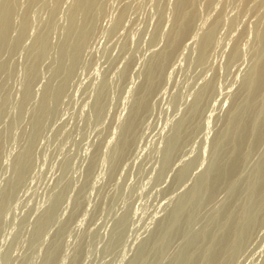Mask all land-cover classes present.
Wrapping results in <instances>:
<instances>
[{"label":"rangeland","instance_id":"374dc122","mask_svg":"<svg viewBox=\"0 0 264 264\" xmlns=\"http://www.w3.org/2000/svg\"><path fill=\"white\" fill-rule=\"evenodd\" d=\"M3 1L4 0H0V7H1V5H2V3H3ZM16 2H19V3H16L15 5H17L16 6V8H18L17 10H15V7H14V10L15 11H17L15 14H13L12 16L14 17H12L14 20H12V23L13 22H15L14 24H12V25H14V27H13V29L11 30V35L9 34V36L10 37H8V45L6 44V46H9L10 45V41H11V44H12V41H13V44H15L16 45V43H17V45L15 46V45H10V47H6V46H4V49L3 50H1L0 52H1V55H0V57L1 58H3L2 60H1V58H0V75L2 74V76H0V79H1V81H0V95H2V96H0V122L2 121V119H3V121L1 122V124H0V164H1V166H0V211L3 213H1L0 212V233H1V236L3 237V239H2V237L0 236V264H15V262H16V264H42V263H40V262H44L46 259L45 258H47V256H48V260L49 259H53V261L51 262H47L48 260H46V262H47V264L49 263V264H54V262L56 261L58 264H134L135 262H136V258L138 259L139 257L138 256H140L141 254L140 253H142L143 251H144V247H146L148 244H151V240H148V239H152V237L156 234L155 232H157L158 231V227H160V225L164 222L163 220L165 219V220H167L166 218L167 217H169V215L171 214V212H172V208H174L173 207V205L176 207L177 205H178V202H179V204H183L184 203V201L182 202L181 201V203H180V201L179 200H182L183 198H184V193H185V195H187V193H189L190 191L188 190V189H190V188H193L194 187V185H195V183L196 182H193V181H197L198 182V180H196V179H198V178H200V177H202L203 175H204V173H206L207 171L206 170H208L207 169V167L209 168L210 167V164H211V162H212V157H213V145H214V143H212L214 140H216L215 138L218 136V135H213V134H219L220 132L219 131H222L223 129H222V127L224 128V123L223 124H221L222 122H225V120H226V116H228V114H229V111L231 110V107H232V102H233V98L236 96V94L240 91V87L242 86V82H243V78H242V74H244L245 75V72L247 71V73H248V67H249V69H250V67H251V62L253 61V48L254 47H256V46H254L253 44V40L254 39H252V38H254V33L253 32H255V27H256V24L257 23H255V22H257V19H260L261 18V15H263L264 14V5H262L261 4V0H259V2H257L258 4H254V2H255V0H250V1H248V2H246L245 3V0H214L213 1V3H212V5H211V9L212 10H217V12L219 13H217L216 12V14H215V11H213L212 12V10H208L207 12L206 11H204V9L205 8H203V9H201V10H203L204 12H202L201 10H199L200 12H201V15L199 16V18L202 16V18H200V20H199V18L197 19L198 21V24H196V26H197V28L195 27V33H194V36H193V34H192V37L191 38H193V39H191L190 38V36L188 37V38H186L187 40V42H183V43H185V46L184 45H181L182 47H184V48H187V46L186 45H188L189 47H188V49H184V48H182V50H181V46L179 47V50L177 51V53L174 55V57L171 59V61H173L174 60V62H169V64L167 65L168 66V68H166V74H168L167 73V71L171 74V78H170V75L168 76V75H165L166 77H167V79H165V80H167V84H165V86L162 84V82H161V84H159V86L160 87H162V88H157L156 87V89L157 90H154V93L153 94H151V96H150V99H151V97L154 95V99L152 98L151 99V101L153 100V102H151L150 101V99H149V101H150V103L152 104H154V101L156 102H158V100L161 102H158V103H155L156 104V106H155V104L154 105H150V104H148V107L146 108V109H144V110H146L147 111V115H146V112H144L143 111V114L145 113V115H144V117L145 118H148V117H150V119L148 118V119H146V120H148L147 121V123H145L146 121H143V120H145V118L144 117H142V113L139 115V125H137V127L139 126V128L141 127H143L142 128V130L141 129H139V128H136V131H135V133L136 134H139V135H134V138H133V142H135L134 140L136 139V141L137 142H135V143H133V144H131L130 145V149L132 150L133 148V150H135L134 152L136 153H134L133 151H131L130 150V152L129 151H126V155L123 153V155H121V156H123V158H124V155H125V157L126 156H128V152H129V156L131 155H133L131 158L128 156V157H126L127 158V160H125V158L124 159H122L121 158V156H119V154H118V151H117V147H118V145H117V143L119 142V141H121V138H122V135L124 134L123 133V131L121 132V130H123L124 128H125V126L128 124V122L127 121H129L128 119L130 118V115H131V111H132V109H130L129 107L131 106L132 108L134 107V104H135V102H136V100H137V94L139 95V89H141V87H142V83L144 82V80H145V78L144 79H142V81H141V78L143 77V75H144V77H145V74L144 73H146V70H147V67H148V65L147 64H149V61H150V59L153 57V55L155 54V53H157V51L159 50V49H163V48H160V46H164V44H166V41H165V38L164 37H162V36H160L159 38H156L155 36H154V34H157V32H161L162 31V29L161 28H163L162 26H165V28H163V33H168L170 30H171V28L172 27H170V26H173V21L174 20H172L171 21V19H172V17H174V13H172L173 11H174V7L173 6H175V0L173 1V0H147V2H146V0H122L123 1V3H122V1L120 0V2L118 1H115V0H105L104 1V3H106L105 5H104V3H103V5H102V1L103 0H101V5L103 6L102 7V12L100 13V15L98 16V18H97V26L95 27V29L92 31V35L90 34V36H92V40L93 41H91V43L89 42V40L87 41V44H89V46L87 45V46H85V48H83V49H86L87 47H89L88 48V50H90L91 51V46H93V48H92V51L90 52V51H88L87 49L84 51L83 49H82V51H84V54L81 52V55H80V65H79V63H75L74 65L76 66L77 65V67L79 68V66L81 67V61L83 60L85 63V67L87 68V66L89 65L90 67L89 68H85L84 66H82L80 69H78L77 67H76V70L78 71V72H76L75 73V66H73V69H74V73L72 74V71L70 72L72 75H70V77L68 78V73H66V72H64V70L61 68L60 69V67H61V65L62 64H60V63H62L61 61H62V54H61V45H60V43H62V39H64V36H65V33L64 32H66L65 31V29H66V26L67 25H69V24H67V22H69V20L67 21V19H69L68 18V16H66L67 15V12L69 13V6L71 5V4H73L72 2L73 1H75V0H70L71 1V4H70V1L69 0H59V1H63V3L62 2H58V0H45L46 1V3H51V5L49 4L48 6H47V4L45 3V1L44 0H39V1H35L34 3H36L35 4V8L33 7V4L31 3V0H15ZM44 3H43V2ZM107 1H109V2H107ZM149 1H150V3H149ZM156 1V2H155ZM201 1V3L200 4H198V8L200 9V8H202V7H205L207 4H206V2L204 1V0H200ZM199 1V2H200ZM207 1V0H206ZM221 1V2H220ZM224 1V2H223ZM23 2H24V5H23ZM41 4H40V3ZM68 2V3H67ZM115 2V3H114ZM126 2H127V4H126ZM129 2V3H128ZM144 4H143V3ZM152 2V3H151ZM166 2V3H165ZM168 2V3H167ZM234 2V3H233ZM237 2V3H236ZM249 2H250V5H252L251 7H250V5H247V7H246V9H252V11H250V10H246L245 9V11H247V12H245L244 11V9H242V7L243 6H246V4H249ZM14 3V2H13ZM30 3H31V5H30ZM38 3V4H37ZM56 3V4H55ZM58 3V4H57ZM109 3H111V4H109ZM119 3V4H118ZM122 3V4H121ZM205 3V4H204ZM216 3V4H215ZM239 3H241L242 5H240ZM253 3V4H252ZM259 3L261 4V7L259 6V7H256L257 5H259ZM264 3V2H263ZM19 4V5H18ZM26 4V5H25ZM28 4V5H27ZM43 4H45V6L43 5ZM55 4V5H54ZM121 4V5H120ZM136 4V5H135ZM167 6L168 8H166L165 9V7H164V9L162 8V6ZM164 4V5H163ZM203 4V5H202ZM235 4V5H234ZM238 4V5H237ZM14 4H13V6H15ZM22 5H23V7H22ZM38 5V6H37ZM40 5V6H39ZM57 5V6H56ZM67 5V6H66ZM108 5V8L107 7H105V6H107ZM110 5V6H109ZM118 5V6H117ZM124 5H125V7H124ZM129 5V6H128ZM146 5V6H145ZM148 5V6H147ZM158 5V6H157ZM170 5V6H169ZM172 5V6H171ZM202 5V7H199V6H201ZM218 7H217V6ZM220 5V6H219ZM224 5V6H223ZM232 5V6H231ZM234 5V6H233ZM27 6V7H26ZM52 6H53V9H52ZM115 6V7H114ZM116 6L118 7V8H116ZM131 6V7H130ZM136 6V7H135ZM140 6H141V8H140ZM157 6V7H156ZM160 6H161V8H160ZM249 6V7H248ZM253 6H255L256 8H252ZM21 7V8H20ZM25 7V8H24ZM30 7V8H29ZM44 8L43 9V11H45V13L42 11V9L40 10V11H38L39 9L38 8ZM54 7H56V8H54ZM124 7V9H122ZM135 7V8H134ZM213 7V8H212ZM216 9H215V8ZM223 9H222V8ZM229 7V8H228ZM50 10H49V9ZM59 8V9H58ZM62 8V9H61ZM104 8V9H103ZM105 8H106V10H105ZM136 8H140V9H138V10H136ZM145 8V9H144ZM162 9L163 11H164V13L166 14H162L163 13V11H162V15L159 13V11L158 10H160V9ZM210 9L209 7H208V5L206 6V9ZM244 8V7H243ZM26 9H27V11H28V13H26V14H28V16L25 14V11H26ZM56 10V13H53V12H55V11H53V10ZM64 9V10H63ZM153 9V10H152ZM157 9V10H156ZM171 9V10H170ZM205 9V10H206ZM226 9V10H225ZM228 9V10H227ZM232 11H231V10ZM234 9H235V11H234ZM253 9H255L254 11L256 12V14L257 15H259V16H256V18H255V16H253V15H255V12L253 11ZM260 9V10H259ZM32 12H31V11ZM51 10H52V13H51ZM59 10V11H58ZM67 10V11H66ZM109 10L111 11V12H109ZM114 10H116V11H114ZM120 10L122 11V10H124V11H122L123 13L122 14H120L119 12H120ZM148 10H150L151 12H149ZM168 11L167 13H166V11ZM223 10H225L224 12H226V11H228V13H226L227 15H225V13H223L222 14V16H224V18L226 19V20H224V18H223V20H224V22H225V24L227 23V25L230 27V30H228L229 29V27H227V25H226V27H223V26H225L224 25V23H222L221 25H222V29H221V31L219 30V28L221 27V25L219 26V28H218V32L215 34V35H217V37H218V39H217V37H215L216 39H215V44H218V46L216 47V46H212V48L213 47H215V48H213V50H211V51H213V53L212 52H210L208 55H209V57L207 58L206 57V59H205V61L207 62V63H205V65L203 64V63H201V65H200V63H199V61H198V63H197V59L196 58H198V43H197V41H196V39L195 38H197V39H200L201 37V33H202V35H203V33L204 32H202L201 30H203V31H206L207 29H206V27L208 26V23H209V25H210V21L212 22L213 20V17L215 16V17H217L216 15H218V16H220V14H221V12L223 11ZM237 10H240V11H244L246 14L244 15V12H242L243 13V16H245V18L244 17H242V16H240V14L241 13H239L240 11H237ZM257 10V11H256ZM259 10V11H258ZM26 11V12H27ZM34 11V12H33ZM42 11V12H41ZM64 11V12H63ZM104 11H106V13L104 12ZM129 11V12H128ZM135 11V13H133V12ZM161 11V10H160ZM212 13H211V12ZM248 11H250L249 12V16H247L246 17V15L248 14ZM30 12V13H29ZM39 12H40V15H39ZM47 12V13H46ZM104 12V13H103ZM117 12V13H116ZM126 12H128V13H126ZM157 12V13H156ZM209 12L211 13V16H210V14H209ZM235 12V13H234ZM239 14H238V13ZM257 12H259V13H257ZM59 13V14H58ZM62 13H63V15H62ZM103 13V14H102ZM112 13V14H111ZM136 13H138V14H136ZM143 13V14H142ZM151 13V14H150ZM169 13V14H168ZM203 13V14H202ZM232 13V14H231ZM263 13V14H262ZM33 14H35V15H33ZM38 14V15H37ZM46 16H45V15ZM51 14V15H50ZM55 14H56V16H55ZM66 14V15H65ZM117 14H118V16H117ZM120 14V15H119ZM136 14V15H135ZM149 14H150V16H149ZM160 14V15H159ZM173 14V15H172ZM208 14H209V16H208ZM234 14V15H233ZM251 14H252V16H253V18L255 19H253V20H251L252 19V16H251ZM261 14V15H260ZM15 15V16H14ZM22 15H26L25 17L27 18V19H24V18H22L21 16ZM29 15L31 16L30 17V19H31V22H28V21H26V20H29L28 19V17H29ZM42 15V16H41ZM43 15H44V17H43ZM49 15V16H48ZM59 15V17L60 18H58L57 16ZM116 15V16H115ZM130 15V16H129ZM163 15L164 16H166V17H163ZM208 16V18L206 17L205 18V16ZM232 15V17H230V16ZM239 16L240 18L238 19V17L237 16ZM242 15V14H241ZM33 16H35V17H33ZM38 16H39V18H38ZM48 16V17H47ZM142 16V17H141ZM143 16H145V17H143ZM159 16H161L162 17V19L161 20H159ZM168 16V17H167ZM170 16H171V18H170ZM213 16V17H212ZM35 19V21L37 20V18H38V20L35 22L34 21V19ZM45 17H46V20H45ZM49 17H51V18H49ZM62 17H64V18H62ZM118 17V18H117ZM130 17V18H129ZM149 17V18H148ZM230 17V18H229ZM251 17V18H250ZM148 18V19H147ZM155 18V19H154ZM165 18V21H167L168 19H169V21H167L168 22V24H167V22H166V24L165 23H163V19ZM205 18V19H204ZM210 18V19H209ZM227 18H228V20H231V19H237V21H236V19H235V22H237L236 24H237V26H236V24L234 23V21L233 20H231V21H228L227 22ZM22 19H24V23H26V22H28V24H24L25 26L24 27H26L27 25L29 26V28H28V26L26 27L27 29H25L24 27H23V20ZM33 19V20H32ZM49 19H51V20H49ZM56 19V21H54ZM61 19V20H60ZM129 19L130 20H132V21H129ZM142 19H143V21H142ZM147 19V20H146ZM152 19V20H151ZM156 19H158L159 20V22L157 23V20ZM167 19V20H166ZM174 19V18H173ZM202 19V20H201ZM215 19V18H214ZM246 21H245V20ZM250 19V20H249ZM19 20V21H18ZM22 20V21H21ZM40 20V21H39ZM43 21V23L44 24H42V21ZM101 20V21H100ZM108 20V21H107ZM110 20V21H109ZM144 20H146L145 21V23H144ZM150 20V21H149ZM238 20L240 21H242V22H240V24H242V25H238ZM245 22H244V21ZM247 20H249V22L247 21ZM30 21V20H29ZM50 21L52 22V24L54 23V25H53V28L55 29V31H54V33L55 34H52V32H53V28L50 30L51 32H50V35L52 34V36H50L49 35V38H50V44L51 45H49V47H48V49H47V51L46 50H44V51H46L47 52V54H45L44 52V56L43 55H40L41 57H39L38 59H40L37 63V65H38V67H37V71H36V74H35V76H33L34 78L35 77H37L38 78V76H39V78L40 79H37L36 81H34L31 77V74H29V64L31 63V61H32V56L33 55H35L36 53L34 52V51H36V42L34 41V40H36L37 38H36V36L38 37V35L40 34V32H42V31H44L45 30V28H46V24H48V23H50ZM54 21V22H53ZM98 21H100V22H98ZM149 21V22H148ZM155 23V21H156V23L158 24V26H160V24H161V26L160 27H158V28H160L161 30H159L158 28L156 29L155 27L157 26V24L155 23V27L153 26V22ZM202 21H204V23L202 22ZM207 21V22H206ZM209 21V22H208ZM22 22V23H21ZM40 22H41V24H40ZM48 22V23H47ZM59 22H60V24H59ZM117 22H119L118 23V25L120 26V24H121V22H122V27L123 28H125V29H127L128 31L126 32V30L125 29H123V28H121V26H120V29H119V27H118V25L117 26H115L116 24H117ZM133 22V23H132ZM140 22V23H139ZM171 22H172V24H171ZM202 22V23H201ZM231 22V23H230ZM250 23L251 22V25H249V24H246V23ZM29 23H31L30 25H29ZM62 23V24H61ZM63 23H65L64 24V26H63ZM100 23V24H99ZM136 23H138V24H136ZM142 23V24H141ZM162 23H163V25H162ZM171 25H170V24ZM205 23H207V24H205ZM229 23V24H228ZM245 23V24H244ZM114 24V25H113ZM131 24V25H130ZM135 24H136V26H135ZM139 24H140V26H139ZM165 24V25H164ZM202 25V27H200L199 29L200 30H198V27H199V25ZM205 24V25H204ZM233 24V25H232ZM254 24V26H252ZM16 25H17V27H16ZM19 25H21L20 27H19ZM37 25V26H36ZM44 25H45V27H44ZM66 25V26H65ZM101 25H102V27H101ZM127 25H129V27L131 26V28H128V26ZM145 27H144V26ZM146 25H149V26H146ZM151 25V26H150ZM168 25H170V26H168ZM200 25V26H201ZM204 25V26H203ZM231 25L232 26H236L235 28H237L238 26H240V27H238V28H240V30L243 28V25H246V26H244V28L241 30V32L242 31H244V32H239L240 30L237 28V29H235V28H233L232 27V29H235V30H233L232 31V29H231ZM249 25V26H248ZM242 26V27H241ZM22 27V28H21ZM36 27V28H35ZM60 27V29H58ZM68 27V26H67ZM97 27H100V28H97ZM107 27V28H106ZM117 27V28H116ZM127 27V28H126ZM146 27H147V29H146ZM149 27H150V29L151 28H155V30H154V28H153V30L156 32H154V34H153V31L151 30L150 31V33L152 32V36L148 33V35H150V36H148V35H146V33H147V30H150L149 29ZM169 27V29H168V32L166 31L167 30V28ZM205 27V28H204ZM246 27H247V29H246ZM35 28V29H34ZM40 28V29H39ZM62 28V29H61ZM113 28V29H112ZM202 28V29H201ZM208 28V27H207ZM254 30H252V29ZM20 29V30H19ZM21 29H25V32L23 31V34H24V36H21ZM38 30V32H37V30ZM101 29V30H100ZM103 29H104V31H103ZM112 32V30H113V34H114V37H111L110 35H111V33L109 32V30ZM123 29V30H122ZM131 29V30H130ZM133 29V30H132ZM143 29H145V31L143 30ZM164 29H166L165 31H164ZM225 29L226 30H228V33H229V31H232L231 33H232V35H231V33L229 34V36L226 34L227 33V31H225ZM247 30V32L245 31V30ZM248 29H251V30H248ZM62 30H64V32L62 31ZM95 30H97V31H95ZM138 30V31H137ZM156 30H158V31H156ZM236 30H238L237 32H235ZM15 31V32H14ZM58 31L60 32V33H58ZM94 31L96 32L95 34H94ZM98 31H102V32H104L103 34H101L100 32H99V34L97 33ZM116 31H118V32H116ZM122 31H124V33H122ZM135 31V32H134ZM200 31V32H199ZM30 32H32V33H30ZM35 32V33H34ZM120 32V33H119ZM128 32H129V34H128ZM142 32H145L144 33V35L143 36H145L146 35V37H148L147 39H146V37H143L142 36ZM149 32V31H148ZM221 32V33H220ZM251 34H250V33ZM15 33V34H14ZM34 33V34H33ZM117 33H119V35H121V37H119L118 38V34ZM126 33L128 34L127 36H125L126 35ZM140 33V34H139ZM198 33H200V35L198 34ZM218 33H220V34H218ZM224 33V34H223ZM239 35L238 36V38H237V35ZM238 33H241L242 35H240V34H238ZM245 35H244V34ZM253 33V34H252ZM22 34V35H23ZM36 34V35H35ZM108 34V35H107ZM110 34V35H109ZM113 34H112V36H113ZM124 34V35H123ZM234 34V35H233ZM99 35H101L100 37H99ZM103 35H106V36H103ZM130 35V39H127V37ZM137 35V36H136ZM140 35V36H139ZM195 35H197V36H199V37H197V36H195ZM227 35V36H226ZM236 35V40H238V41H236V40H233L234 38V36ZM244 35V36H243ZM94 36H98V37H94ZM126 37V41L128 40V42H126L125 41V37ZM153 36H154V38L155 39H157V41L156 42H154L156 45H159V47L157 46L156 47V45L155 44H153V41H154V38H153ZM226 36V37H225ZM231 36V37H230ZM243 37V38H245V39H243V38H241V37ZM246 36H248L247 38H246ZM27 37H28V39H27ZM55 37V38H54ZM57 37V38H56ZM104 37V39H102L104 42L102 43V41H101V39L100 38H103ZM109 37V38H108ZM117 37V38H116ZM143 37V38H142ZM152 37V38H151ZM223 37V38H222ZM229 37V38H228ZM11 38V39H10ZM26 38V39H25ZM93 38H95V39H93ZM112 38H114V39H112ZM116 38V39H115ZM140 38H142V40H140ZM149 38H151L152 40H149ZM227 38V39H226ZM233 38V39H232ZM249 38V39H248ZM14 39H15V42H14ZM19 39H21V40H19ZM58 39V40H57ZM90 40H91V37L89 38ZM107 39V40H106ZM121 39V40H120ZM123 39V40H122ZM138 39L140 40V41H138ZM144 39H146V40H148V41H144ZM164 39V40H163ZM189 39H191V40H194V42L197 44V46H196V44H194V42L192 41V43L193 44H191L190 45V40ZM224 39H226V40H224ZM242 39V40H241ZM247 39V40H246ZM17 40V41H16ZM26 40V41H25ZM31 42H29V41ZM110 40V42H108ZM117 40H120V42L119 41H117ZM131 40V41H130ZM159 40H161L159 43H158V41ZM162 40H163V43H162ZM218 42H217V41ZM250 40H252V41H250ZM20 41V42H19ZM34 41V42H33ZM60 41V42H59ZM98 42V44H96L97 42ZM100 41V42H99ZM129 41L131 42V46L132 47H130V49L128 50V52L130 51L131 52V49L133 48H136V51H133V49H132V52L130 53L129 52V54H128V52L127 51H125V48H126V50H127V48L129 47H126V43H128V45H130V43H129ZM150 41V42H149ZM164 41H165V43H164ZM188 41H189V44H188ZM224 41V42H223ZM231 41V42H230ZM241 41V42H240ZM245 42V43H243V42ZM22 42V43H21ZM24 42H26V43H24ZM94 42V43H93ZM114 42H117V43H114ZM124 42H125V44H124ZM138 42H140V44L138 43ZM147 42V44H145L144 45V43H146ZM240 43L239 44V46L241 45V43H243L241 46H243V47H239L240 48V51H241V54H242V52L244 51V59L243 58H241L244 62H242V60L239 58L236 62H238L239 63V61H241L239 64H240V66L239 67H237V65H238V63H237V65H235V61L234 62H229L228 60H229V56H230V53H231V48H233V46L235 45V43ZM27 43H29V45L30 46H28V44ZM33 43V44H32ZM59 43V44H58ZM93 43V44H92ZM107 43V44H106ZM153 45H152V44ZM221 43V44H220ZM224 43V44H223ZM248 43H250V44H248ZM26 44V45H25ZM35 44V45H34ZM95 44H96V46H99V47H97L96 48V46H95ZM106 44V45H105ZM124 44V45H123ZM135 44H136V46H135ZM152 45V47L153 48H151V46L150 45ZM160 44H162V45H160ZM223 44V45H222ZM226 44V45H225ZM228 44V45H227ZM232 44H234L233 46H232ZM21 45V46H20ZM25 45V46H24ZM34 45V46H33ZM54 45V46H53ZM58 45V46H57ZM125 46V48L123 47V46ZM135 47H134V46ZM146 46V48H147V45H149L150 46V48L152 49H145V47L144 46ZM154 45H155V47H154ZM193 45V46H192ZM219 45H220V47H219ZM246 45H248V46H246ZM28 48H27V47ZM31 46H33V47H31ZM51 46V47H50ZM104 46V47H103ZM107 46H108V48H107ZM122 46V47H121ZM226 46V47H225ZM230 46V47H229ZM244 46H246L245 48H244ZM253 46V48H251ZM5 47H6V49H5ZM23 47V48H22ZM102 47V48H101ZM192 47H196V49H194V48H192ZM223 47V48H222ZM18 48V49H17ZM32 50H34V51H30L31 49ZM96 48V49H95ZM106 48V49H105ZM114 48V49H113ZM121 48H123L124 50H122L123 52H127L126 54L124 53L123 54V52L121 51ZM154 48H155V50H154ZM191 48V49H190ZM219 48V49H218ZM250 48V49H249ZM12 49V50H11ZM57 49V50H56ZM93 49H95V52H94V50ZM102 49H103V51H102ZM113 49V50H112ZM115 49H117L116 51H115ZM215 49V50H214ZM224 49H225V51H224ZM228 49V50H227ZM230 49V50H229ZM245 49V50H244ZM7 50V51H6ZM19 50H20V52H19ZM23 50V51H22ZM50 50V51H49ZM58 50H60L59 52L60 53H58ZM120 50V51H119ZM135 50V49H134ZM157 50V51H156ZM184 50L186 51V52H184ZM197 50V51H196ZM249 50V51H248ZM255 50V49H254ZM11 51V52H10ZM18 51V52H17ZM26 51V52H25ZM52 51V52H51ZM86 51H88V53H86ZM112 51V53H110ZM114 51H115V53H114ZM160 51V50H159ZM181 51H183L182 53H181ZM228 51V52H227ZM8 52V53H7ZM12 52H13V54H12ZM15 52V53H14ZM33 53V55H32V53ZM98 52V53H97ZM102 52V53H101ZM106 52V53H105ZM108 52V53H107ZM117 52V53H116ZM119 52V53H118ZM121 52V53H120ZM219 52H220V54H219ZM20 53V54H19ZM27 53V54H26ZM31 53V54H30ZM35 53V54H34ZM54 53H55V55H54ZM57 53V54H56ZM89 53L91 54V55H89ZM105 53V54H104ZM110 53V54H109ZM136 56V58L134 57V55ZM224 53V54H223ZM226 53V54H225ZM18 54H19V56H18ZM51 56H50V55ZM59 54V55H58ZM87 54H88V56H87ZM103 56H102V55ZM107 54H108V57H107ZM128 54V55H127ZM132 54V55H131ZM183 54V55H182ZM213 54V55H212ZM247 54V55H246ZM9 55V56H8ZM16 55V56H15ZM21 55V56H20ZM24 55H26V56H24ZM29 55H30V57H29ZM53 55H54V57H53ZM96 55V56H95ZM110 55V56H109ZM121 55H126V57H122ZM146 55V56H145ZM181 55V56H180ZM246 55V56H245ZM23 56V57H22ZM43 56V57H42ZM47 56V57H46ZM60 56V57H59ZM91 56V57H90ZM133 56V57H132ZM145 56V57H144ZM179 56L180 57H182V58H179ZM186 56V57H185ZM216 56V57H215ZM220 56V57H219ZM249 56H250V58H249ZM11 57H13V58H11ZM17 57H19V58H17ZM21 57V58H20ZM45 57H46V60H44L45 59ZM50 59H49V58ZM56 57H58L59 58V62H58V58H56ZM93 57H95V58H97V59H95V58H93ZM120 57V58H119ZM122 57V58H121ZM128 57V58H127ZM129 57H132V58H129ZM138 57V58H137ZM140 57V58H139ZM143 57V58H142ZM189 59H188V58ZM31 58V59H30ZM43 58V59H42ZM82 58H84V59H82ZM92 58V59H91ZM109 58H110V60H109ZM114 58V59H113ZM119 58V59H118ZM127 58V59H126ZM135 58V59H134ZM209 58H211V59H209ZM245 58L247 59V60H245ZM8 59V60H7ZM23 59V60H22ZM25 59H28L27 61L25 60ZM56 59V60H55ZM91 59V60H90ZM95 59V60H94ZM106 59V60H105ZM108 59V60H107ZM117 59H118V61H117ZM123 61H122V60ZM126 59V61L124 62V60ZM129 59H130V61L132 60V59H134L132 62L133 63H129L130 61H129ZM139 59L141 60H143V61H139ZM175 59H176V61H175ZM178 59V60H177ZM179 59H180V61H179ZM182 59L184 60V61H182ZM191 59H192V61L194 60V62H192V63H194V64H190V62H191ZM210 60V62H211V65H208V63H209V60ZM227 59V60H226ZM251 59V60H250ZM6 60V61H5ZM15 60H16V62H15ZM19 60V61H18ZM42 60V61H41ZM48 60H50V62L48 61ZM94 60V61H93ZM105 60V61H104ZM112 60H115V61H112ZM148 60V61H147ZM224 60H226L225 62H224ZM250 60V61H249ZM9 61V62H8ZM13 61V62H12ZM18 61V62H17ZM23 61H24V63H23ZM44 61V62H43ZM52 61V62H51ZM57 61V62H56ZM82 61V62H83ZM89 62V64H88V62ZM117 61V62H116ZM123 63H122V62ZM128 61V62H127ZM179 61V62H178ZM187 61H189V62H187ZM221 61H223V62H221ZM230 63H228V62ZM249 61V62H248ZM39 62H41L40 63V65H39ZM47 62V63H46ZM54 62H56V64H58L57 66H56V64L54 63ZM105 62V63H104ZM109 62V63H108ZM113 62H115V63H113ZM142 64H141V63ZM144 62H146L147 64V67H145L144 66ZM197 64H196V63ZM213 62H214V64H213ZM220 62V63H219ZM246 62V63H245ZM10 63V64H9ZM12 63V64H11ZM26 63V64H25ZM43 63H44V65H43ZM50 63V64H49ZM54 63V64H53ZM96 63V64H95ZM122 63V64H121ZM124 63H126V67H125V64ZM135 63H139V66H138V64H135ZM186 63V64H185ZM223 63H225L226 65H221V64H223ZM245 63L246 64V66L244 65L243 66V64ZM249 63H250V65H249ZM41 64H42V66H41ZM52 64V65H51ZM60 64V65H59ZM99 64V65H98ZM111 64V65H110ZM115 64V65H114ZM129 64V65H128ZM182 64L184 65V66H182ZM217 64V65H216ZM241 64H242V66H241ZM12 65V66H11ZM18 65V66H17ZM20 65H21V67H20ZM49 65L50 66H52V67H49ZM55 65V66H54ZM98 65V66H97ZM108 65H110V66H108ZM113 65L116 67V68H114L113 67ZM135 65H137V67L135 66ZM169 65H170V67H172L171 69H172V71H174V72H172L171 71V69L169 70ZM175 65V66H174ZM177 65V66H176ZM214 66L212 69L210 68V66ZM228 65H232V66H230V69H231V67H232V69L231 70H233V71H231V70H229L228 68ZM5 66H6V69H7V72H6V69H5ZM9 66V68H7ZM27 66V67H26ZM47 66V67H46ZM60 66V67H59ZM124 66V67H123ZM143 66V67H142ZM186 66V67H185ZM188 66V67H187ZM207 66H209V67H207ZM219 66V68L221 69H219L218 68V70H216V67H218ZM223 66V67H222ZM225 66V67H224ZM17 67V68H16ZM24 68V70H23V68ZM101 67V68H100ZM103 67H105V68H103ZM108 67V68H107ZM123 67V68H122ZM131 67V68H130ZM134 67H135V70H132V68L134 69ZM175 67V69L176 70H173V68ZM185 67V68H184ZM205 67H206V69H205ZM227 67V68H226ZM243 67V68H242ZM246 69H245V68ZM28 70H26V69ZM46 68H48L49 70H47ZM83 68V69H82ZM107 68V69H106ZM126 69V71L128 72V68H129V70L130 71H132L130 74L129 73H127L126 71L124 72V70ZM139 68V70H137V69ZM178 68H180L179 70H178ZM192 68H197V70L196 69H192ZM203 68L206 70H204V72L205 73H207L208 75H206L204 72H203ZM207 68H209V69H211V70H209V69H207ZM215 68V69H214ZM228 69V70H226V69ZM237 68V69H236ZM239 68V69H238ZM5 69V70H4ZM18 69V70H17ZM43 69V70H42ZM61 70L60 72L59 71H57V70ZM72 69V70H73ZM85 69H86V71L88 72H90V74H89V72H88V74H89V76L90 77H87L88 75H86L87 74V72H85ZM88 69H90V70H88ZM96 69V70H95ZM124 69V70H123ZM141 69H143V75H141L140 73H138V71H140ZM200 69V70H199ZM234 69H235V71H234ZM243 69V70H242ZM21 70V71H20ZM23 70V71H22ZM44 70H46L47 72H45ZM52 70H54V72L52 71ZM95 72H94V71ZM98 70H100V71H98ZM116 70V71H115ZM123 70V71H122ZM137 70V73L138 74H140L141 76L139 77V75L135 72ZM185 70V71H184ZM196 70V71H195ZM201 70H202V73H204V74H201ZM209 72H208V71ZM225 70V71H224ZM237 70V71H236ZM245 70V71H244ZM4 71H5V73H4ZM25 71H27V73H25ZM81 71V72H80ZM103 71H105V72H103ZM107 71V72H106ZM111 71V72H110ZM134 71V72H133ZM173 73V75H172V73ZM175 71H179L177 74H174V73H176ZM191 71V72H190ZM198 71L200 72V73H198ZM214 71V75L212 74V72ZM226 71H229L230 72V74H229V72L227 73ZM11 72L13 73V74H11ZM38 72V73H37ZM80 72V73H79ZM93 72V73H92ZM103 72V73H102ZM119 72H121V73H119ZM180 72H181V76H180ZM211 72V73H210ZM215 72H217L218 74H220V76L217 74V73H215ZM234 72H237V75H235L234 74ZM9 73V74H8ZM15 73V74H14ZM17 73V74H16ZM25 73V74H24ZM52 73V74H51ZM83 73H86L84 76L83 75H81V74H83ZM115 73H116V75H115ZM123 73V74H122ZM134 75H133V74ZM183 73V74H182ZM187 73L189 74V76L187 77ZM247 73H246V75H247ZM4 74V75H3ZM63 76L64 74H65V76H63V78H62V76ZM66 74H67V76H66ZM78 75V76H75V75ZM97 74V75H96ZM98 74H99V76H98ZM114 74V75H113ZM119 74V75H118ZM124 74H126V75H124ZM127 74H129V75H131L132 74V76L130 77V78H132V79H130V81H129V78H127L128 77V75ZM135 74H137L138 75V77L137 76H135ZM212 74V75H211ZM215 74H216V76H215ZM228 74V76H227V78H226V75ZM239 74V75H238ZM16 75H19V76H16ZM27 75V76H26ZM28 75H29V80H28ZM37 75V76H36ZM81 75V77H79ZM92 75H93V77H92ZM121 75H122V77L123 78H125V76H127L126 77V79H123V78H120L121 77ZM124 75V76H123ZM177 75H179V76H177ZM204 75V78L202 77ZM212 77H211V76ZM222 75H225V76H222ZM231 75V76H230ZM242 75V76H241ZM6 76V77H5ZM9 76V77H8ZM13 76V77H12ZM15 76V77H14ZM24 76V77H23ZM26 76V77H25ZM51 76H53L54 78H52ZM61 76V77H60ZM100 76H102V77H100ZM133 76H134V78H133ZM175 76H177V77H175ZM191 76H192V78H191ZM213 76H215L214 78H215V80L217 79V82L215 81V80H213L212 78H213ZM233 76V77H232ZM4 77V78H3ZM65 77H67V78H65ZM75 77H77V78H75ZM85 77V78H84ZM107 77V78H106ZM110 77V78H109ZM114 79H112V78ZM173 77V78H172ZM179 77V78H178ZM185 77H187V78H185ZM190 77V78H189ZM202 77V79H200ZM208 77V79L210 80V77H211V80H212V82L211 81H208V79H205V78H207ZM231 77L233 78V80H235V82L231 79ZM237 77V78H236ZM239 77V78H238ZM245 77V76H244ZM3 78V79H2ZM6 78H7V80H6ZM14 78V80H11V79H13ZM46 78V79H45ZM51 78V79H50ZM75 78V79H79V80H73V79ZM84 78V79H83ZM87 78V79H86ZM90 78V79H89ZM136 78H138V79H136ZM185 78V79H184ZM219 78V79H218ZM222 78V79H221ZM229 78V79H228ZM235 78V79H234ZM48 79H49V83H47L48 82ZM69 79V80H68ZM70 79H72V81H70ZM90 81H89V80ZM93 79V80H92ZM99 79H101L100 81H99ZM107 79H109V80H107ZM127 79H128V81H127ZM137 80V81H134V80ZM163 79V80H164ZM169 79H170V81H169ZM173 79V80H172ZM190 79V80H189ZM204 79V80H203ZM23 80H24V82H23ZM26 80H28L29 81V83H33V84H35V82H37V84L39 85H37V84H35V86L34 85H32V83L31 84H29L28 83V81H26ZM81 80V81H80ZM91 80H92V82H91ZM111 80V81H110ZM122 80V81H121ZM139 80H140V82L141 83H139ZM165 80H164V82L163 83H165ZM172 80V81H171ZM174 80L176 81V82H174ZM182 80H184V81H182ZM208 81V83H212L213 84V81H215V84H217L220 88H218V89H216L215 87H217L216 85H213V87H214V90L213 91H215V92H212L211 94H208V96H207V98H205V100H204V102H203V106H202V112H201V117H200V119H202L201 121H204L205 123H201L200 122V120L198 121H196V122H198V124L197 125H194L191 129L192 130H189V132H188V134H187V136L185 137V139H183L182 141H184L183 142V145H182V141H181V145L184 147V148H186V149H188V148H192L193 147V149L191 150V151H189L190 149H188V151L186 150V152L187 153H189L190 155L189 156H191V157H189L188 156V154H186V155H184L186 152H184V153H182L183 151H180L177 155L178 156H176L177 157V159L180 161H178L177 159H176V157H174L176 154L175 153H177V150L179 149V147H180V149L181 150H183L182 149V146H180V145H178V149L175 151V153H174V150L171 152V155L170 156H172V158L171 159H176V160H171V163H170V158H169V160L167 159V156L165 157V155H164V153L167 155L168 154V146H169V142H168V140H170L169 139V137H170V135L171 134H174V132H176L177 131V128H178V126H179V124L182 122L181 121V119H180V117H182V120H183V118H185V116L188 114V110H190V108H189V106H192V104H194L193 102H195V100L196 99H194L193 97L195 96V98H197L196 96L198 95V93H200V91H202L203 89H204V87L206 86V84H208L207 83V81ZM223 80V81H222ZM240 80V81H239ZM42 81H43V83H42ZM47 81V82H46ZM54 81V82H53ZM70 81V82H69ZM78 82V84H77V82ZM80 81V82H79ZM84 81V82H83ZM95 81H97V82H95ZM108 81H110V82H112L111 84L108 82ZM115 81L117 82V84L115 83ZM178 81V82H177ZM189 81V82H188ZM193 81V82H192ZM202 81H205L204 83H202ZM225 81V82H224ZM7 82H9V83H7ZM11 82V83H10ZM26 82V83H25ZM47 83V85H46V83ZM53 82V83H52ZM62 82H64V84L62 83ZM73 82V83H72ZM87 82H89V84L90 83H92V84H90V85H86V83ZM99 82H100V84H99ZM104 82L105 83H107V84H104ZM121 82H124V84L123 83H121ZM131 82V83H130ZM134 82H138V83H134ZM168 82H170V84H171V82L172 83H175V85H173V88H172V85H169V83ZM187 82V83H186ZM230 82H231V84H230ZM15 83V84H14ZM28 83V84H27ZM51 83V84H50ZM56 83H57V86H58V88H57V86H56ZM68 83H70V85H69V87H68ZM81 85H80V84ZM96 83V84H95ZM103 83V84H102ZM114 83V84H113ZM181 83V84H180ZM198 84V85H196V84ZM8 84V85H7ZM24 84V85H23ZM27 84V85H26ZM55 84V85H54ZM73 84V85H72ZM133 84V85H132ZM134 84H136V86H138V87H136ZM203 84H204V86H203ZM224 84H225V86H224ZM22 85V86H21ZM33 86L32 88H31V86ZM59 85H60V87H59ZM84 85H85V87H84ZM110 85V86H109ZM131 85H132V87H131ZM141 85V86H140ZM162 85V86H161ZM166 85H167V87H166ZM170 86V88H168L169 86ZM194 85H195V87H194ZM201 86V87H198V86ZM228 85V86H227ZM231 85V86H230ZM241 85V86H240ZM24 86V87H23ZM27 86V87H26ZM29 86H30V88L31 89H34L33 91H35L34 93H35V95L33 96V95H31L30 97H29ZM45 86H47V87H45ZM49 86V87H48ZM56 86V87H55ZM61 86L63 87V89H61ZM76 86V87H75ZM83 86V87H82ZM91 86V87H90ZM107 86V87H106ZM139 86H140V88H139ZM175 86V87H174ZM185 87V89H184V87ZM194 87V88H192V87ZM197 86V87H196ZM233 86V87H232ZM10 87V88H9ZM19 87V88H18ZM21 87V88H20ZM23 87V88H22ZM48 88L47 90L45 89V88ZM75 87V88H74ZM104 87V88H103ZM136 87V88H135ZM164 87H166V88H164ZM223 87L224 88H226L225 90H226V93L225 92H223V91H225L224 89H223ZM236 87V88H235ZM27 88V89H26ZM83 88H85V89H83ZM91 88V89H90ZM103 90V91H105V92H102L101 90ZM106 88V89H105ZM118 88V89H117ZM188 88H190V89H188ZM196 88H202V89H198L197 91H196ZM14 89V90H13ZM25 89H26V91H25ZM29 89V90H28ZM41 89H44V91H43V93H42V91H41ZM56 89V90H55ZM89 89V90H88ZM98 90L99 89V91L97 92V91H95V90ZM116 89V90H115ZM126 89V90H125ZM136 89H138L137 90V93H136ZM166 89V90H165ZM172 89V90H171ZM174 89V90H173ZM194 89V90H193ZM228 89H230V91H228ZM22 90H23V92H24V95H23V92H22ZM37 90V91H36ZM38 90H39V92H38ZM57 90H60V92H58ZM61 90H63L62 91V93H61ZM77 90V91H76ZM87 92H86V91ZM107 90V91H106ZM109 90V91H108ZM121 90H123V91H121ZM125 90V91H124ZM158 90L161 92L162 91V93L160 94V92H158ZM171 91V93L169 92V91ZM175 90H178V91H176L175 92ZM187 90V91H186ZM190 91V93H189V91ZM193 90V91H192ZM200 90V91H199ZM223 92H221V91ZM29 91V92H28ZM46 91V92H45ZM49 91H52V94H53V98H52V100H51V97H52V94L51 95H49ZM65 91V92H64ZM89 91V92H88ZM92 91V92H91ZM95 91V92H94ZM130 91L131 92H133V93H131L132 94V97H130L131 96V94H130V96H129V93H130ZM135 91V92H134ZM164 91V92H163ZM196 91V92H195ZM220 92V93H222V96H224L225 94L226 95H228L229 94V96H224V98L221 96V94L220 93H218V92ZM229 93H228V92ZM232 91V92H231ZM20 92V94H18ZM73 92H74V94H73ZM101 92V93H100ZM106 92L108 93V94H106ZM109 92L111 93V94H109ZM166 92V93H165ZM170 93V95H169V93ZM187 94H186V93ZM193 92V93H192ZM236 92V93H235ZM14 93V94H13ZM26 93H28V95L26 94ZM39 93V94H38ZM66 93V94H65ZM90 93V94H89ZM102 93H104V94H102ZM163 93H164V95H163ZM168 93V94H167ZM176 93V94H175ZM193 94L194 96H192V95H189V94ZM18 94V95H17ZM30 94H33V92H32V90H31V92H30ZM41 94V95H40ZM44 94V95H43ZM115 94V95H114ZM123 94V95H122ZM158 94H160V95H162V97H163V99L161 100V96H159ZM169 96V97H166L167 95ZM212 94H213V96H214V98H216L217 99V101H216V99L214 100L213 98H212ZM217 94V95H216ZM224 94V95H223ZM5 95H6V98H5ZM46 95V96H45ZM72 95V96H71ZM81 95V96H80ZM87 95H89V97H87V98H85V96H87ZM118 95H119V99H118ZM122 95V96H121ZM127 95V96H126ZM133 95H134V98H133ZM155 95H158V96H155ZM166 95V96H165ZM173 95V96H172ZM177 95V96H176ZM215 95H216V97H215ZM218 95H219V97H218ZM231 95H232V97H231ZM14 96H16V97H14ZM21 96V97H20ZM25 96H28L29 98H27V97H25ZM40 98H39V97ZM42 96H43V98H42ZM45 96V97H44ZM51 96V97H50ZM71 96V97H70ZM94 96V97H93ZM103 96V97H102ZM120 96H121V98H120ZM129 96V97H128ZM186 96V97H185ZM189 96V97H188ZM23 97V98H22ZM33 97V98H32ZM34 97H35V99H34ZM46 97H49V99L48 98H46ZM57 97H59L60 99H58ZM67 97V98H66ZM82 97H83V99H82ZM93 97V98H92ZM99 97V98H98ZM157 97H160V98H158L157 99ZM172 97V98H171ZM175 97H177V98H175ZM231 97V98H230ZM2 98V99H1ZM5 98V99H4ZM68 98H69V100H68ZM72 98V99H71ZM75 98V99H74ZM91 98V99H90ZM95 98L97 99V101L95 100ZM111 98H112V100H111ZM129 98H131V99H129ZM132 98L134 99L133 101H132ZM136 98V99H135ZM168 98V99H167ZM170 98V99H169ZM181 98V99H180ZM209 98H210V102H211V106L209 105V107H208V104L206 103V102H208L209 101ZM219 98V99H218ZM8 99V100H7ZM24 100V101H22L21 102V100ZM32 99H34V100H32ZM42 99V100H41ZM43 99H45V100H43ZM47 99H48V101L49 102H51L49 105L51 106L52 105V107H51V109H50V107H48V101H47ZM53 99H54V101H53ZM67 99V100H66ZM71 99V100H70ZM81 99L84 101H82L81 102ZM90 99V100H89ZM94 99V100H93ZM99 99V100H98ZM102 99H104V100H102ZM125 99H126V101H130L131 100V102H130V105H129V101L128 102H126L125 101ZM173 99V100H172ZM180 99V100H179ZM187 99V101H185V100ZM189 99V100H188ZM208 99V100H207ZM211 99H212V101H211ZM223 99V100H222ZM225 99V100H224ZM227 99H228V101H227ZM231 99H232V101H231ZM28 100V101H27ZM37 102H36V101ZM41 100V101H40ZM58 100L59 102L62 100L63 102L61 103H59L58 101V103L56 102V101ZM102 100V101H101ZM117 100H118V102H117ZM171 100V101H170ZM220 102H219V101ZM11 101V102H10ZM46 101V102H45ZM64 101H68L67 103L66 102H64ZM89 101V102H88ZM104 101V102H103ZM149 101H148V103H149ZM168 101V102H167ZM177 101H179V103L177 102ZM183 101V102H182ZM193 101V102H192ZM216 101V102H215ZM223 101V102H222ZM8 102H10V104L8 103ZM24 102H27V103H25L24 104ZM38 102H40V103H38ZM43 102V103H42ZM48 102V103H47ZM74 102V103H73ZM81 102V103H80ZM93 103L94 102V105H97V107L99 108L101 105L100 104H102L103 105V103H104V106H101L100 108L102 109L103 107L105 108V102L107 103V105H106V108L102 111L100 108L98 109L97 107H94V105L93 104H91V103ZM96 102H97V104H96ZM99 102H101V103H99ZM188 103V104H184V103ZM192 102V103H191ZM210 102H208L209 104H210ZM215 102V103H214ZM219 102V103H218ZM4 103H6V104H4ZM13 105H12V104ZM17 103V104H16ZM18 103H20V105L18 104ZM22 103V104H21ZM30 103H32V105L30 104ZM37 105H36V104ZM42 103V104H41ZM44 103H45V105H46V107L44 106V108L42 107V105H44ZM54 103V104H53ZM57 103V104H56ZM76 103V104H75ZM99 103V104H98ZM110 103V105H108ZM127 103V104H126ZM182 103V104H181ZM191 103V104H190ZM204 103H206V105L204 104ZM8 104V105H7ZM27 104V105H26ZM56 104V105H55ZM66 104V105H65ZM78 104V105H77ZM81 104V105H80ZM124 104V105H123ZM125 104L127 105V106H125ZM170 104V105H169ZM178 104V105H177ZM181 104V105H180ZM217 105V106H214V105ZM219 104V105H218ZM34 105V106H33ZM40 105V106H39ZM53 105H55V107L53 106ZM68 105H70V106H68ZM72 105V106H71ZM74 105V106H73ZM83 105V106H82ZM92 106L93 108H95V109H93L92 107L91 108H89L90 106ZM99 105V106H98ZM129 105V106H128ZM183 106L184 107V105L186 106L185 107V109L186 110H180L181 108L180 107H178V108H176L177 106ZM189 105V106H188ZM221 105V106H220ZM36 106H39V107H37L36 108ZM65 106V107H64ZM87 106V107H86ZM118 106V107H117ZM218 106H220V107H218ZM224 106V107H223ZM6 107V108H5ZM16 107V108H15ZM22 107V108H21ZM24 107V108H23ZM40 107H42L43 109H44V111H43V109L42 108H40ZM48 107V108H47ZM76 107V108H75ZM79 107H81V109L79 108ZM109 107H111V109L114 111V109L116 110V112H115V114H114V112L109 108ZM113 107V108H112ZM126 107V108H125ZM171 107V108H170ZM211 107L214 109V111H213V109L211 110ZM32 108V109H31ZM39 108V109H38ZM45 108L46 109H48V111L46 110L45 111ZM53 108V109H52ZM68 108H70V109H68ZM79 108V109H78ZM88 108H89V110H88ZM98 110H97V109ZM148 108L150 109V110H148ZM180 108V109H179ZM206 108V109H205ZM207 108H208V110H207ZM216 108V109H215ZM17 109V110H16ZM55 109H57L56 111H55ZM64 110V109H66V110H64L63 111V113H62V110ZM72 109H73V111H72ZM95 111V110H97L96 111V113L93 111V110ZM118 109V110H117ZM161 109H163V110H161ZM178 109V110H177ZM203 109H204V111H203ZM209 109H210V111H211V113L210 112H208L209 111ZM4 110V111H3ZM23 110V111H22ZM24 110H25V112H24ZM38 110H39V113H38ZM40 110H42V111H40ZM50 110H52V111H50ZM77 110H79V111H77ZM92 110V111H91ZM110 110V111H109ZM153 110V111H152ZM15 111V112H14ZM22 111V112H21ZM34 111H36V112H34ZM55 111V112H54ZM60 111V112H59ZM66 111V112H65ZM77 111V112H76ZM82 111V112H81ZM101 113H100V112ZM112 111V112H111ZM127 112V116L129 117H126L125 118V116H126V112ZM148 111H150L149 113H148ZM151 111H152V113H151ZM208 113H207V112ZM218 111V112H217ZM21 112V113H20ZM29 112H32L31 114L29 113ZM44 112V113H43ZM48 112H50V113H48ZM52 112H53V114H52ZM81 112V113H80ZM100 114H99V113ZM108 112V113H107ZM109 112L113 115H109ZM123 114H122V113ZM164 112V113H163ZM187 112V114H185ZM204 112H205V114L207 113V116L204 114ZM55 113V114H54ZM88 113V114H87ZM90 113V114H89ZM105 113V114H104ZM117 113V114H116ZM118 113H120V114H118ZM153 113H154V115H153ZM158 115H157V114ZM167 113V114H166ZM169 113V114H168ZM173 114V115H171V114ZM206 116V117H208L207 119H206V117L204 116L203 117V114ZM213 113V114H212ZM23 116H22V115ZM44 114H46V115H44ZM57 114H58V116H57ZM68 116H67V115ZM70 114V115H69ZM80 114V115H79ZM87 114V115H86ZM94 114H95V116H94ZM96 114H97V116H96ZM106 114H108V115H106ZM164 114H166L165 116L167 117V118H165V116H164ZM211 114V115H210ZM217 114V115H216ZM218 114H219V117H218ZM21 115V116H20ZM65 117H64V116ZM99 115V116H98ZM119 115V116H118ZM152 115V116H151ZM157 117H156V116ZM160 115H161V117H160ZM171 115V116H170ZM181 115H184V116H181ZM208 115H210V117H212L211 119H210V117L208 116ZM220 115H223V116H220ZM57 116V117H56ZM71 116V117H70ZM74 116H76V117H74ZM102 116V117H101ZM116 118H115V117ZM164 116V117H163ZM5 117V118H4ZM55 117V118H54ZM62 117V118H61ZM68 117V118H67ZM78 117V118H77ZM91 117V118H90ZM99 119H98V118ZM119 117V119H117ZM172 117V118H171ZM177 117V118H176ZM225 119H224V118ZM7 118V119H6ZM35 118V120L33 121V119ZM37 118H38V121H37ZM53 118V119H52ZM67 118V119H66ZM75 118H77V119H75ZM84 118V119H83ZM90 118V119H89ZM100 118H104V119H100ZM113 118V119H112ZM115 118V119H114ZM144 118V119H143ZM155 118V119H154ZM165 118V119H164ZM205 118V119H204ZM5 119V120H4ZM56 119V120H55ZM77 121H75V120ZM94 119V120H93ZM96 119V120H95ZM112 120V122H111V120ZM143 119V120H142ZM158 119V120H157ZM224 119V120H223ZM11 120V121H10ZM17 120V121H16ZM28 120V121H27ZM68 121V123H66L67 121ZM70 120V121H69ZM73 120H74V122H76V124L73 122ZM86 120H87V123H86ZM91 120V121H90ZM95 121V122H93V121ZM99 120V121H98ZM102 120V121H101ZM104 120V121H103ZM127 120V121H126ZM162 120V121H161ZM177 120V122H175ZM207 120H208V123H207ZM13 121V122H12ZM35 121L37 122V123H35ZM45 123H44V122ZM51 122V123H49V122ZM59 121V122H58ZM80 121V122H79ZM107 121V122H106ZM108 121H110L112 124H110V122H108ZM117 121V122H116ZM125 122V123H121V122ZM158 121H159V123H158ZM164 121V122H163ZM180 121V122H179ZM211 121H213V122H211ZM216 121V122H215ZM34 122V124H32ZM42 122V123H41ZM105 122V123H104ZM120 122V123H119ZM155 122H156V125H155ZM163 122V123H162ZM174 122H175V124H174ZM179 122V124H176V123H178ZM201 124H200V123ZM210 122V123H209ZM3 123V124H2ZM16 123V124H15ZM42 125V126H39L40 124ZM65 123V124H64ZM84 123V124H83ZM98 123V124H97ZM102 123V124H101ZM108 123V124H107ZM141 123H143V125H140ZM153 123V124H152ZM36 124V125H35ZM46 124V125H45ZM50 124V125H49ZM53 124V125H52ZM60 124H62V125H60ZM80 124V125H79ZM95 124H96V126L98 127V128H96V126H95ZM100 124V125H99ZM113 124H114V126H113ZM116 124V125H115ZM125 124V125H124ZM25 125V126H24ZM35 125V126H34ZM45 125V126H44ZM82 125H84V126H82ZM86 125H87V127H86ZM94 127L93 129H92V126ZM107 125V126H106ZM109 125H112L113 126V129H115L116 131H117V134H116V132H115V134H114V131H113V129H112V126H109ZM119 125V126H118ZM121 125H124V126H122L123 127V129H122V127H121ZM145 125H147L146 126V128H145ZM155 125V126H154ZM4 126V127H3ZM23 126V127H22ZM77 126V127H76ZM79 126H81L80 128H79ZM109 126V127H108ZM153 126V127H152ZM2 127L4 128V129H2ZM48 127H50L49 129H48ZM62 127V128H61ZM69 127H71V128H69ZM116 127V128H115ZM169 127L170 128H174V129H172V131L173 132H171L170 130L171 129H169ZM221 127V130H219V128ZM14 128V129H13ZM17 128V129H16ZM20 128V129H19ZM32 128V129H31ZM41 128H43V129H41ZM84 128V129H83ZM88 130V131H86V129ZM102 128V129H101ZM109 128V130H112L111 132H109V131H107L106 129H108ZM111 128V129H110ZM149 129V131L151 130V134H149V135H147L148 133H149V131H148V129ZM151 128V129H150ZM195 130H194V129ZM207 128H209L208 130L210 131V129H211V131L208 133V132H206V131H208L207 130ZM37 129V130H36ZM55 129V130H54ZM57 129V130H56ZM61 129H63V130H61ZM68 129V130H67ZM79 129V130H78ZM80 129H82V130H80ZM97 129V130H96ZM100 129V130H99ZM138 129V130H137ZM147 129V130H146ZM152 129H154V131H152ZM157 129H158V131H157ZM169 130V135L168 134H166V136H167V138H165V133H167V131ZM197 129H200L199 131L197 130ZM203 129H205V130H203ZM30 130L31 131H33V132H30ZM141 130V134L140 133H138L139 131ZM143 130H145V132L143 131ZM162 130V131H161ZM163 130H164V133H163ZM202 130H203V132H202ZM214 130H216V131H214ZM217 130H218V132H217ZM28 133H26V132ZM42 131V132H41ZM49 131V132H48ZM54 131H57V132H54ZM61 131V132H60ZM70 131V132H69ZM72 131V132H71ZM83 131H85L84 133H83ZM99 131H102L101 133L99 132ZM146 131H148V132H146ZM156 131V132H155ZM5 132V133H4ZM12 132V133H11ZM66 132H68L67 134H69V135H67L66 134ZM75 132V133H74ZM113 132V133H112ZM203 134H202V133ZM4 133V134H3ZM12 134V135H10V134ZM20 133V134H19ZM22 133V134H21ZM30 133H32V134H30ZM65 133V134H64ZM70 133H72L73 134V136H72V134H70ZM88 133V134H87ZM98 133V134H97ZM143 133V134H142ZM145 133H146V135L148 136H146L145 135ZM156 133H159L157 136H159V137H157L156 136ZM201 133V134H200ZM24 134V135H23ZM37 134V135H36ZM58 134H60V135H58ZM63 134V135H62ZM86 134V135H85ZM91 134V135H90ZM95 134H96V136H95ZM100 134V135H99ZM105 134H107L108 136H107V138H106V135ZM205 134H206V136H205ZM209 134H210V136H209ZM10 135V136H9ZM18 135V136H17ZM29 135V136H28ZM47 135V136H46ZM99 135V136H98ZM140 135H141V137H140ZM144 136V139H142L143 138V136ZM155 135V136H154ZM163 135V136H162ZM203 135V136H202ZM215 137H213V136ZM27 136V137H26ZM33 136V137H32ZM36 136H37V138H36ZM41 136V137H40ZM46 136V137H45ZM64 136V137H63ZM70 136V137H69ZM75 136V137H74ZM80 136L81 137H84V138H80ZM87 136V137H86ZM101 136H104L106 139H104V137H101ZM110 136V137H109ZM117 136H120L119 138H117ZM137 136V137H136ZM145 136L147 137V138H145ZM173 135H171V137H172ZM4 137V138H3ZM13 137V138H12ZM23 137V138H22ZM31 137L33 138L32 140H31ZM102 138L101 139V141H100V139L99 138ZM153 137V138H152ZM158 138V140L156 139V138ZM204 137H206L207 138V140L205 139L204 140ZM209 137H213L214 138V140H213V138H212V140H211V138H209ZM11 138H12V140H11ZM16 138V139H15ZM29 138V140H26V139H28ZM36 138V139H35ZM41 140H40V139ZM45 138V139H44ZM68 139V141H66L67 139ZM71 140H70V139ZM73 138V139H72ZM76 140H75V139ZM89 138V139H88ZM108 138H109V140H108ZM159 138H161V139H159ZM198 138V139H197ZM202 138V139H201ZM2 139V140H1ZM23 139V140H22ZM49 139V140H48ZM53 139V140H52ZM82 139V140H81ZM86 139H88V140H86ZM91 139V140H90ZM119 139V140H118ZM139 139L141 140V142L139 141ZM146 139H147V143H146ZM156 139V140H155ZM167 141H166V140ZM187 139V140H186ZM189 139V140H188ZM25 140V141H24ZM31 140V141H30ZM44 140V141H43ZM73 140V141H72ZM78 140V141H77ZM86 140V141H85ZM102 140H104V141H102ZM113 140V141H112ZM165 140V141H164ZM209 140V141H208ZM210 140H211V142H210ZM14 141V142H13ZM38 141H39V143L41 144H39L38 143ZM72 141V142H71ZM77 141V142H76ZM100 141V142H99ZM151 141V142H150ZM157 141V142H156ZM185 141H188V143H189V146H188V144L185 142ZM191 141H194V143H192L191 144ZM196 141V142H195ZM19 142V143H18ZM35 142V143H34ZM76 142V143H75ZM85 142V143H84ZM92 142H93V144H92ZM103 142V143H102ZM104 142H107V143H105L104 144ZM109 142V143H108ZM117 142V143H116ZM138 142H139V144H138ZM163 142V143H162ZM166 142V143H165ZM209 142V143H208ZM215 142V141H214ZM262 143H260L259 144V147H258V151H254L253 152V154L247 159V162L248 161H250L251 159H253V160H251V161H253L252 163H251V161H250V163L248 162H246L245 163V165H244V167L241 169V173L238 175L239 176V181L236 179V181H238V182H236V185H234L232 188V192H236V188L238 187V186H241L242 185V183L241 182H243V184L244 183H246V181L248 180V178H250L251 176V171H254V170H252V169H254V167L256 166V164H260L261 162H264V147H263V149H262V145L264 144V140L263 141H261ZM22 143V145H20ZM26 143V144H25ZM67 143H69V145L67 144ZM91 143V144H90ZM97 143V144H96ZM120 143V142H119ZM118 143V144H119ZM137 143V144H136ZM145 143V144H144ZM157 143V144H156ZM158 143H159V145H158ZM195 143H198V145L197 144H195ZM19 144V145H18ZM29 144V145H28ZM71 144L73 145V147L71 146ZM78 144V145H77ZM81 144V145H80ZM84 144V145H83ZM109 144H114L113 146H116V148H114V149H116V150H114L113 148H111V145L109 146ZM142 144V145H141ZM166 146H164V145ZM167 144H168V146H167ZM186 144V145H185ZM195 144V145H194ZM25 145V146H24ZM26 145H28V147L26 146ZM33 145H35V146H33ZM75 145V146H74ZM91 145H93V146H91ZM107 145V147H105ZM132 145H135V146H137V148L139 147V149L141 148V151L140 150H137V148L136 147H132L131 148V146ZM144 145V146H143ZM148 145V146H147ZM153 145V146H152ZM162 145V146H161ZM185 145V146H184ZM191 145H194V146H191ZM23 146V147H22ZM69 146V147H68ZM78 146L80 147V148H78ZM108 146H109V149H108ZM141 146V147H140ZM142 146H143V149H142ZM158 148H157V147ZM188 146V147H187ZM200 146V147H199ZM264 146V145H263ZM20 147H22V148H20ZM82 147H84L85 149H86V151H85V149L83 148V150H82ZM144 147H145V149H144ZM156 147V148H155ZM168 147V148H167ZM36 148V149H35ZM129 148L127 149V150H129ZM149 148H150V150H149ZM164 148H167L165 151H167V153L166 152H162V151H164ZM199 148V149H198ZM201 148V149H200ZM211 149V150H208V149ZM259 148L261 149V150H259ZM26 149V150H25ZM28 149V150H27ZM32 149V150H31ZM96 149V151H98V153H100V154H102V152H105L104 154H102V155H99V154H96V153H92L94 150ZM100 149H103V150H101V151H99ZM106 149H108V150H110L109 152H108V150H106ZM152 149H154L155 151H151ZM162 149V150H161ZM179 149V150H180ZM204 149V150H203ZM30 150V151H29ZM89 150V151H88ZM90 150H91V152H90ZM112 150V151H111ZM142 150H143V152H144V154H142L141 152H142ZM148 150V151H147ZM198 150H200V151H198ZM202 150V151H201ZM208 150V153L206 152ZM263 150V151H262ZM23 151V152H22ZM30 153H29V152ZM96 151H94V152H96ZM114 151H117V152H114ZM194 153H193V152ZM205 151V152H204ZM25 152H28V155L29 154H32V155H29V157H28V155L25 153ZM72 152L74 153V154H72ZM111 152L113 153L114 152V155L113 154H111ZM137 152H138V154H137ZM139 152L141 153V156L139 155ZM146 152V153H145ZM157 152V153H156ZM162 152V153H161ZM192 154H191V153ZM200 152V153H199ZM209 152H210V154H209ZM20 153H22L23 154V157H21L20 158ZM26 154V156H25V154ZM39 153H41V154H39ZM83 155H82V154ZM85 153V154H84ZM107 153V154H106ZM111 154V155H109V154ZM118 154L117 156H116V158H114V156L116 155V154ZM133 153V154H132ZM150 153H153V155L154 156H152V154H150ZM174 154V156H173V154ZM197 153V154H196ZM205 153V154H204ZM257 153V154H256ZM263 153V154H262ZM18 154V155H17ZM72 154V156H70ZM76 154V155H75ZM106 154V155H105ZM135 154V155H134ZM149 154L153 157V158H151V156L149 157ZM182 154H183V156H182ZM196 154V155H195ZM200 155V159H199V155ZM201 154H203V155H205V158L203 157V155H201ZM3 155V156H2ZM34 155V156H33ZM40 155H41V157H40ZM75 155V156H74ZM78 155V156H77ZM93 155H95V156H93ZM97 155V156H96ZM108 155V156H107ZM139 155V156H138ZM142 155H143V157H142ZM146 155V156H145ZM147 155H148V157H147ZM257 155V156H256ZM22 156V155H21ZM30 156L32 157V158H30ZM66 156H68L67 158H69V159H67L66 158ZM70 156V157H69ZM77 156V157H76ZM81 156V157H80ZM83 156H84V158H83ZM93 156V157H92ZM98 156H99V158H101L102 156H104V159L106 158V160H104V161H102L103 160V157H102V159H98ZM146 158H145V157ZM162 156V157H161ZM182 156V158L184 157V156H186L185 158H180V157ZM6 157V158H5ZM17 157H19L18 159H17ZM74 157V158H73ZM81 158L80 160H79V158ZM92 157V158H91ZM135 157H136V159H135ZM165 157V158H164ZM197 157H198V159H197ZM27 158H29V159H27ZM34 158V159H33ZM91 158V159H90ZM97 159L98 160V162H97V160L95 161V160H93V161H95L94 163H93V161H92V159ZM111 159V160H109V159ZM129 158V159H128ZM135 159V160H133V159ZM140 158V159H139ZM143 158V159H142ZM164 158V159H163ZM194 158H196V159H194ZM207 158H208V160H207ZM259 158V159H258ZM27 159V160H26ZM37 159V160H36ZM67 159V160H66ZM78 159V160H77ZM90 159V160H89ZM118 159H119V161H118ZM123 161H122V160ZM131 159L133 160V162L131 161ZM150 159V160H149ZM153 159V160H152ZM155 159V160H154ZM162 159V160H161ZM166 159V160H165ZM194 159V160H193ZM206 159V160H205ZM209 159H211V160H209ZM256 161H255V160ZM3 160V161H2ZM19 160V161H18ZM24 160V161H23ZM25 160H26V162L27 161H29V162H27V164H25L26 162H25ZM100 160V161H99ZM117 160V161H116ZM120 160L123 162V163H121L120 162ZM129 160V161H128ZM144 160V161H143ZM149 160V161H148ZM165 160V161H164ZM168 160V161H167ZM182 160L184 161V163L182 162ZM191 160H193V161H191ZM200 160H203V161H200ZM2 161V162H1ZM11 161V162H10ZM32 161V162H31ZM37 161V162H36ZM40 161H42V162H40ZM86 161V162H85ZM88 161V162H87ZM106 161V162H105ZM111 161V162H110ZM115 161H116V163H115ZM125 161V162H124ZM155 161V162H154ZM166 161L167 162H169L168 164H166ZM173 161V162H172ZM4 162H5V164H4ZM24 162V167L26 168V167H28V168H26V169H24L23 170V167H21V166H23L22 165V163ZM36 164H35V163ZM118 162H120V163H118ZM131 162V163H130ZM148 162V163H147ZM157 162V163H156ZM177 162V163H176ZM181 164V166H180V164ZM188 162H191L190 164L188 163ZM18 163H19V166H18ZM20 163H21V165H20ZM29 163H33L32 164V166H30V168H29ZM67 163V164H66ZM82 163V164H81ZM85 163V164H84ZM87 163H89L91 166L89 167L88 165H87ZM99 163V165L97 166V164ZM111 163V166L112 165H115V169H114V167H112L111 169L112 170H110L109 168V164ZM114 163V164H113ZM124 163H125V166H126V168H124L125 166H124ZM134 163V167L133 166H130V165H132ZM147 163V164H146ZM155 163V164H154ZM165 164V166H164V168L166 167V169H163L162 167H163V165L162 164ZM195 165H194V164ZM200 163V164H199ZM209 163V164H208ZM11 164V165H10ZM30 164V165H31ZM69 164H70V166H69ZM94 164H96V165H94ZM101 164H102V166H101ZM123 164V165H122ZM128 164H130V165H127ZM154 166V165H156V166H154V167H152L151 168V166L152 165ZM162 166V167H160V165ZM170 164H172V165H170ZM173 164H175V165H173ZM179 164V165H178ZM185 165V166H183V165ZM189 164V165H188ZM198 164V165H197ZM262 164V163H261ZM4 165H6L7 166V168L4 166ZM9 165V166H8ZM26 165H28V166H26ZM35 165V166H34ZM68 167H67V166ZM87 165V166H86ZM93 165V166H92ZM121 165V166H120ZM137 165H139V168H138V166ZM168 165H170V166H168ZM176 165H177V167H176ZM191 165V166H190ZM200 165V166H199ZM209 165V166H208ZM41 166V167H40ZM63 168H62V167ZM66 166V167H65ZM94 166H96L95 168H94ZM101 166V167H100ZM108 166V167H107ZM142 166H143V168H142ZM147 166V167H146ZM188 168H187V167ZM190 166V167H189ZM194 166H195V168H196V166H197V169H195L194 168ZM254 166V167H253ZM260 166V165H259ZM19 167H20V169H22L21 171H20V169H19ZM34 167V168H33ZM36 167V168H35ZM71 167V168H70ZM119 167H121V168H123V169H121V168H119ZM129 167H130V169H129ZM132 167V168H131ZM173 168V171H172V168ZM179 167V168H178ZM181 167V168H180ZM184 167V171L185 172H181L182 170H180V169H182ZM6 170H5V169ZM65 168H67V170H68V172H67V170H65ZM145 168V169H144ZM158 168V169H157ZM161 168V169H160ZM194 168V169H193ZM199 168V169H198ZM246 170H245V169ZM252 168V169H251ZM260 168H262V166L260 167ZM33 169V173H31V175L29 174L30 172H32L31 170ZM96 169V170H95ZM116 169H118V170H116ZM126 169L130 172H128V171H126ZM139 169V170H138ZM142 169V170H141ZM166 170L167 172H164L163 170ZM186 169H187V171H186ZM188 169H190V170H188ZM193 169V170H192ZM248 169V170H247ZM250 169V170H249ZM263 169V168H262ZM26 170H28V171H26ZM39 172H38V171ZM94 170V171H93ZM101 170V171H100ZM103 170V171H102ZM106 170V171H105ZM115 170V171H114ZM120 170V171H119ZM126 171V174H125V172H123V171ZM162 170V172H161V174H160V171ZM169 170H170V172H169ZM177 170H178V172H177ZM193 172H192V171ZM26 171V174H24V172ZM35 171V172H34ZM75 171V172H74ZM92 171V172H91ZM98 171H100V173L98 172ZM108 171V172H107ZM109 171H110V173L112 174V172L114 171V176H113V174H112V178H111V180L113 181H111L110 180V177H111V175H108V174H110L109 173ZM118 171V172H117ZM192 172V173H189V172ZM200 171V172H199ZM204 171V173H202ZM246 171L248 172V173H246ZM249 171H250V173H249ZM5 172H7L6 174H5ZM16 172V173H15ZM27 172H28V174H27ZM37 172V173H36ZM65 172V173H64ZM120 172L122 173V174H120ZM134 172H136V173H134ZM137 172H138V174H137ZM142 172V173H141ZM156 172H157V174H156ZM164 172V173H163ZM177 172V173H176ZM259 172H262V171H259ZM108 173V174H107ZM129 173V174H128ZM155 173V174H154ZM163 173V174H162ZM188 173V174H187ZM194 173V174H193ZM203 174V175H200V174ZM2 174V175H1ZM15 174V175H14ZM21 174H23V175H21ZM65 174V175H64ZM74 174V175H73ZM81 174V175H80ZM102 174V175H101ZM131 174H132V176H131ZM136 174V175H135ZM158 174H160V175H158ZM167 174V175H166ZM170 174V175H169ZM177 174V175H176ZM186 174V175H185ZM198 174V175H197ZM245 174H248L247 176H245L246 177V180H243V179H245V177H243ZM250 174V175H249ZM252 174H253V172H252ZM4 175V176H3ZM14 175V176H13ZM29 175V176H28ZM89 175H91L90 177H91V179H90V177H89ZM101 175V176H100ZM108 175V176H107ZM117 175V176H116ZM120 175V176H119ZM139 175V176H138ZM142 175V176H141ZM165 175H166V177H165ZM174 175L175 176H181V175H183V176H185L184 178H182V179H184V180H182L181 179V177H183V176H181V177H175L174 178ZM192 175V176H191ZM194 175V176H193ZM196 175V176H195ZM22 176V177H21ZM27 176H28V178H27ZM30 176H31V178H30ZM59 176H62V177H59ZM64 176V177H63ZM77 176V177H76ZM87 176L89 177V178H87ZM104 176V177H103ZM123 176V177H122ZM136 176V177H135ZM144 176V177H143ZM148 176V177H147ZM170 176V177H169ZM188 176H190V177H188V179H187V177ZM198 176V177H197ZM240 176H241V178H240ZM8 177V178H7ZM26 177V178H25ZM68 177V178H67ZM70 177V178H69ZM99 177V178H98ZM115 177V178H114ZM117 177V178H116ZM120 177V178H119ZM127 178V180H126V178ZM139 177V178H138ZM147 177V178H146ZM163 177V178H162ZM168 177V178H167ZM194 179H192V178ZM22 178H24V179H22ZM61 178V179H60ZM79 180H78V179ZM102 178V179H101ZM108 178V179H107ZM122 178H125V180L123 179L122 180ZM144 178V179H143ZM146 178V179H145ZM149 178V179H148ZM154 178V179H153ZM162 178V179H161ZM164 178H166V179H164ZM171 178V179H170ZM174 180H173V179ZM179 180H178V179ZM187 180H186V179ZM238 178V177H237ZM28 181H26V180ZM61 181H60V180ZM67 181H66V180ZM71 180V182H69L70 180ZM74 179V180H73ZM84 179V180H83ZM114 179V180H113ZM135 179V182L133 181ZM140 179H141V182H140ZM24 180L26 181V182H24ZM56 180H59L60 181V183L58 182V181H56ZM62 180H64L63 182H62ZM96 180V181H95ZM118 180V181H117ZM139 180V181H138ZM149 180V181H148ZM153 180H156V182H157V184H156V182L155 181H153ZM165 180H168V181H165ZM176 180H178V183L177 182H175L176 184H178L179 185V183H180V185H179V188L181 189H177L178 187H177V185L174 183V184H172L173 183V181H176ZM181 180H182V182L183 181H185V182H183V183H185V184H181L182 182H181ZM200 180V179H199ZM240 180H242L241 182H240ZM4 181V182H3ZM6 181V182H5ZM16 181V182H15ZM88 181V182H87ZM94 181V182H93ZM110 181V182H109ZM121 181V182H120ZM128 181V182H127ZM138 183H137V182ZM146 181V182H145ZM169 181H170V183H169ZM188 181H189V183H188ZM56 182H58V183H56ZM75 182V183H74ZM104 182V183H103ZM108 182V183H107ZM112 182V183H111ZM117 182V183H116ZM125 182V183H124ZM133 182V183H132ZM152 182V183H151ZM154 182V183H153ZM159 182V183H158ZM164 182V183H163ZM168 182V183H167ZM172 182V183H171ZM6 183V184H5ZM20 183V184H19ZM56 185H55V184ZM63 183V184H62ZM69 183H71V185L69 184ZM72 183H74V184H72ZM84 183V184H83ZM119 183V184H118ZM124 183V184H123ZM128 183V184H127ZM130 183V184H129ZM141 183H143V184H141ZM187 183V184H186ZM239 183H241V184H239ZM61 184V185H60ZM91 184V185H90ZM103 184H104V186H103ZM111 184V185H110ZM116 184V185H115ZM133 185L134 187H135V185H138L137 186V188L135 189V188H133V186H130V185ZM149 184V185H148ZM163 184V185H162ZM165 184V185H164ZM168 184V185H167ZM170 184H171V186H170ZM237 184H239V185H237ZM6 185V186H5ZM10 185V186H9ZM15 185V187L13 188V186ZM21 187H20V186ZM25 185V186H24ZM85 185V186H84ZM89 185V186H88ZM99 185H102V186H100L99 187ZM108 185V186H107ZM110 185V186H109ZM119 185H121V187L119 186ZM124 185V186H123ZM151 185V186H150ZM153 185H155V186H153ZM161 185V186H160ZM176 185V186H175ZM185 185V186H184ZM3 186V187H2ZM8 186H9V190L7 189L8 188ZM12 186V187H11ZM53 186V187H52ZM55 186H56V188H55ZM116 186V187H115ZM152 186H153V188H152ZM166 186V187H165ZM184 186V187H183ZM259 186H261V185H259ZM258 186V188H261V187H259ZM6 187V188H5ZM19 187V188H18ZM59 187V188H58ZM62 187H64V188H62ZM88 187V188H87ZM103 187V188H102ZM106 187H107V189H106ZM119 187H120V189H119ZM124 187V188H123ZM150 189H149V188ZM155 187V188H154ZM169 187V188H168ZM189 187V188H188ZM226 187V186H225ZM225 187H222V189L220 188L219 190H218V192H220V194L219 195H216L215 197H214V199H216V198H220V199H218V200H220V201H222L223 202V206L222 207H224L225 205V207H224V209L222 208V207H219V206H221V202H218V200H211V202L210 203H207V205L206 204H203V205H205V206H200V205H202V204H200L198 207H196V205L194 204V206L193 207H196V208H193V210L192 211H197L199 214L198 215H200L199 217L200 218H202V214H200V213H203V215H205L206 216V219H200L199 217L198 218H194V222L193 223H195V225H190L189 227L191 228V230L193 231L194 229V231L195 232H197V229L201 232V230H203L206 226H205V224L207 223V222H210V219L212 218L211 216V214L209 213V212H212V214H214L215 213V211L217 212L218 210L220 211V212H217V218L214 220V222L215 221H217L218 223L217 224H221V225H223L224 223L223 222H225L226 220V218H227V215L225 216V214L226 213H228V212H225L226 211V209L228 208L227 206H232V207H230V208H228L229 210H231L232 212H234V214H236V209H234V207H238L239 205H240V207L245 203H247V208H249V207H252V206H249L250 204L252 205V204H255V203H252V202H250V201H248L247 199L245 200L244 198H245V196H244V194L242 195L244 198H242L243 200H238L239 201V203L238 202H235L234 204H229L228 205V203H230L229 201V196H230V190H229V188L226 190H224V188ZM11 188H13L14 190H12ZM61 188V189H60ZM66 188V189H65ZM99 188V189H98ZM122 188V189H121ZM132 188V189H131ZM160 188V189H159ZM166 188H167V190H166ZM176 188V189H175ZM227 188V187H226ZM240 187H238V189H239ZM7 189V190H6ZM51 189V190H50ZM59 189V190H58ZM67 189H68V191H67ZM90 189V190H89ZM117 189V190H116ZM135 189V190H134ZM145 189V190H144ZM162 189V190H161ZM171 189V191H169V190ZM186 190V191H184V190ZM234 189H235V191H234ZM5 190V191H4ZM18 190V191H17ZM57 190V191H56ZM64 190H66L65 192L66 193H68V194H66V195H64L65 194V192H63ZM86 190V191H85ZM95 192H94V191ZM98 192H97V191ZM106 190V191H105ZM119 190V191H118ZM123 190V192L125 193H121V191ZM127 190V191H126ZM147 190V191H146ZM157 190V191H156ZM160 190V191H159ZM166 191V193L164 192V191ZM174 190V191H173ZM175 190H177V191H175ZM191 190V189H190ZM222 190V191H221ZM17 191V192H16ZM20 191V192H19ZM50 193H49V192ZM85 191V192H84ZM106 192V193H104V192ZM129 191V192H128ZM130 191L131 192H133V193H130ZM135 191H137V193L135 192ZM142 191V192H141ZM153 191H154V193H153ZM159 191V192H158ZM187 191H189V192H187ZM225 191H227V192H225ZM229 191V192H228ZM261 191V190H260ZM259 191V192H260ZM79 192V193H78ZM89 192V193H88ZM94 192V193H93ZM109 192V193H108ZM113 192H114V194H113ZM118 192H120V194L118 193ZM144 192V193H143ZM148 192V193H147ZM162 193V196H161V193ZM176 192V193H175ZM182 192V194H180V193ZM223 192V193H222ZM258 191H257V193H259ZM14 193V194H13ZM16 193V194H15ZM59 193V194H61L60 196H59V194L57 195V194ZM102 193H104V194H102ZM115 193L117 194L116 196H118V194H119V196L121 197H118V201L116 200V198L117 197H115ZM217 193V192H216ZM227 193V194H226ZM55 194V195H54ZM100 194V195H99ZM102 194V195H101ZM123 194V195H122ZM132 195V194H134V195H132V196H130V195ZM136 194V195H135ZM149 194V195H148ZM152 194V195H151ZM160 196H159V195ZM172 196H171V195ZM224 194L225 195H227V196H224ZM228 194H229V196H228ZM57 195V196H56ZM79 195H81V196H79ZM105 195V196H104ZM139 195V196H138ZM140 195H142V196H140ZM144 195H145V197H144ZM154 195V196H153ZM157 195V196H156ZM165 195H166V197H165ZM180 195H183V197L181 198V199H179L178 197H180ZM224 196V199H223V196ZM246 195V194H245ZM258 195V194H257ZM45 196V197H44ZM63 196H66V198L65 197H63ZM79 196V197H78ZM95 196V197H94ZM99 196V197H98ZM112 198H111V197ZM156 196V197H155ZM178 196V197H177ZM220 196V197H219ZM222 196V197H221ZM115 197V198H114ZM155 197V198H154ZM178 198V201H176L177 200V198ZM227 199H226V198ZM60 198H62V200L60 199ZM64 198L66 199L65 201H64ZM74 198H78V200H79V198H80V200H81V202H78V203H75L77 200L76 199H74ZM132 199V201H131V199ZM138 198V199H137ZM140 198V199H139ZM158 198V199H157ZM164 198V199H163ZM168 198L170 199V200H172L171 202L170 201H168ZM176 198V199H175ZM198 198H200L199 197V195L197 196V200H198ZM222 198V199H221ZM231 198V197H230ZM45 199V200H44ZM46 199H47V201H46ZM49 199V200H48ZM93 199H94V201H93ZM146 199V200H145ZM161 199V200H160ZM259 199H262V198H259ZM74 200H75V202H74ZM79 200V201H80ZM91 200V201H90ZM96 200V201H95ZM104 200V201H103ZM128 200V202L130 201V203H128V202H126ZM196 199H195V201H197ZM232 200V199H231ZM244 200L246 201V202H244ZM107 201V202H106ZM113 201V202H112ZM124 201V202H123ZM133 201H134V203H133ZM168 201V202H167ZM217 201V202H216ZM225 201V202H224ZM228 201V202H227ZM243 201V203H241ZM251 201H253V200H251ZM255 201V200H254ZM112 202V203H111ZM116 202H118V203H116ZM144 203V204H142V203ZM152 202V203H151ZM194 202V201H193ZM207 202H209V201H207ZM215 202V203H214ZM51 203V204H50ZM81 203V205H79ZM98 203H103L102 205L101 204H98ZM109 203V204H108ZM113 203H116V204H113ZM123 205H122V204ZM126 203V204H125ZM196 203V202H195ZM205 203V202H204ZM221 203V204H220ZM224 203H225V205H224ZM227 203V204H226ZM47 204V205H46ZM50 204V205H49ZM52 204H54V209H53V206H52ZM119 204V205H118ZM139 204H142V205H139ZM157 206H156V205ZM173 204V205H172ZM177 204V205H176ZM215 204V205H214ZM220 204V205H219ZM239 204V205H238ZM244 204V205H245ZM249 204V205H248ZM262 204H263V206H262ZM262 204L260 205L261 206V208L259 207L258 209H257V211H260V210H262V212L261 213H263V211H264V201L262 202ZM55 205L56 206H58V207H55ZM76 205V206H75ZM77 205H79V206H77ZM97 205H99V206H97ZM115 205H116V207H115ZM125 205H127V206H125ZM128 205H130L129 207H128ZM133 205H134V207H133ZM144 205V206H143ZM169 205H170V207H169ZM213 205V206H212ZM216 205H217V207H216ZM219 205V206H218ZM236 205V206H235ZM243 205V206H244ZM259 205V204H258ZM22 206L24 207V208H22ZM28 206V207H27ZM48 206V207H47ZM50 206H52V207H50ZM94 206V207H93ZM112 206V207H111ZM141 206V207H140ZM152 206V207H151ZM212 206V208L214 207V209L215 208H218V209H213L212 211L210 210L209 211V208ZM242 206V207H243ZM21 207V208H20ZM30 207V208H29ZM47 207V208H46ZM76 207V208H75ZM103 207V208H102ZM135 207L137 208V210L135 209ZM149 207V208H148ZM160 207V208H159ZM162 207H163V210H161L162 209ZM202 207H204V208H206V210L207 211H204V208H202ZM227 207V208H226ZM240 207H238L237 209H239ZM242 207L240 208V210H238L239 212L241 211V209H242ZM2 208V209H1ZM49 208H51L50 210H49ZM58 208V211H57V213H56V211H55V209H57ZM75 208V209H74ZM107 208V209H106ZM111 208V209H110ZM145 208V209H144ZM202 208V209H201ZM221 208V209H220ZM95 209V210H94ZM113 209L115 210V211H113ZM116 209H117V212H116ZM135 209V210H134ZM141 209V210H140ZM172 209V210H171ZM194 209H196V210H194ZM211 209V208H210ZM227 209V210H228ZM52 210H54L55 211V213H54V211L52 212ZM78 210H79V212H78ZM93 210H94V212H93ZM105 210V211H104ZM145 210V211H144ZM148 210H149V212H148ZM223 210H225V211H223ZM17 211V212H16ZM107 211V212H106ZM110 211V212H109ZM122 211V212H121ZM127 211V212H126ZM132 212V214H131V212ZM135 211V212H134ZM137 211V212H136ZM164 211V212H163ZM200 211V212H199ZM204 211V212H203ZM209 211V212H208ZM224 213V216L226 217H224L223 215H221V214H223L222 212ZM257 211H256V214H255V216L257 215V214H260V217L262 216V218H259V215H257L258 217H257V219H258V221L259 220H261L260 222H257V221H255L256 223H254V221H252V223H251V225H248V224H250L249 223V221H248V223L245 225L246 226V231H245V229H244V232H242L241 234H242V236H241V238L239 237V238H237L235 241H237V243H241V245H239V247H241V249H243L244 247H243V245H244V242H246V241H250V239L249 240H247V238H249L250 236H251V234H252V236H251V241H250V243H249V246H250V248H249V246H248V243L246 244L245 243V245H246V247L245 248H247V249H243L242 251H241V249H240V251H239V249L237 248L236 250H238V251H233L232 249L233 248H229L228 249V251L229 252H226V251H224L223 252V255L222 256H224V257H222V261H223V263L222 264H233L234 262H236L237 260V264H243L245 261V263L247 264H264V224H262V223H264V221L262 222V219H264V214H261L260 212L259 213H257ZM26 213V215H25V213ZM54 213V214H52V213ZM74 212H75V215H74ZM98 213L99 214V216H98V214L96 215V213ZM104 212V213H103ZM151 212V213H150ZM154 212V213H153ZM238 212V213H239ZM51 213V214H50ZM106 213L108 214L107 215V217H106ZM118 213V214H117ZM130 214V215H128V214ZM134 213V214H133ZM162 213V214H161ZM163 213H167V214H164L163 215ZM170 213V214H169ZM49 214L51 215V216H49ZM58 214V215H57ZM92 214H94L93 216H92ZM104 214V215H103ZM112 214V215H111ZM122 216H121V215ZM154 214V215H153ZM160 214V215H159ZM206 214H210V215H206ZM220 214V215H219ZM40 215H44V217L45 218H47V219H45L44 217H42L41 216V218L46 222V224L43 226V227H41V228H43V229H40V232L38 231V228H36V227H38L39 225H40V223H41V225H42V221L43 220H40V223L37 221V220H39V219H41L40 218ZM48 215V216H47ZM54 215H56L55 217H54ZM70 215V216H69ZM126 217H125V216ZM140 215V216H139ZM144 215V216H143ZM157 215V216H156ZM164 217H163V216ZM166 215H168V216H166ZM197 214L195 215V216H198ZM254 215V214H253ZM24 216H26V217H24ZM112 216V217H111ZM119 218H118V217ZM136 216V217H135ZM139 216V217H138ZM150 216H151V218H150ZM205 216H204V218H205ZM209 216V217H208ZM221 216V217H220ZM224 218H223V217ZM4 217V218H3ZM7 217V220L5 219ZM57 217V218H56ZM72 217V218H71ZM106 217V218H105ZM114 217H115V219H114ZM125 217V218H124ZM130 217V219H128ZM158 217V218H157ZM160 217V218H159ZM161 217H163V218H161ZM219 217V218H218ZM27 218H29V219H27ZM70 218V220H68ZM93 218H95L96 219V221H95V219L93 220ZM116 218H118V219H116ZM124 218V219H123ZM141 218H142V221H141ZM146 218V221L145 220H143V219H145ZM152 218H154V219H152ZM221 218H223V219H221ZM6 221H5V220ZM37 219V220H36ZM55 219V222L53 221ZM73 219L75 220V221H73ZM108 219V220H107ZM158 219V220H157ZM162 219V220H161ZM220 219V220H219ZM46 220H48V222L46 221ZM53 222V224H52V222ZM107 220V221H106ZM114 220H115V222H114ZM120 220H127L126 222L124 221V222H122V221H120ZM135 220L137 221V222H135ZM207 221V220H209V221H207L206 223H204L203 221ZM212 220V221H213ZM33 221L34 222H36L37 223V226H35L36 225V223H33ZM200 221V223H198ZM203 223H202V222ZM223 221V222H222ZM251 221V220H250ZM7 222V223H6ZM51 222V223H50ZM130 223V224H128V223ZM147 222V223H146ZM214 222H212V223H214ZM230 222V221H229ZM233 222L235 223L236 221H232L231 223H226V225L225 226H228V227H230L232 224H233ZM50 223V224H49ZM66 223L68 224V225H66ZM114 223V224H113ZM119 223V224H118ZM121 223H123L122 225H120ZM125 223L128 225V226H126L125 225ZM137 223V224H136ZM151 223V224H150ZM201 223L203 224V226L201 227L200 225H201ZM48 224H49V229L47 228L48 227ZM70 224V225H69ZM101 225V227H99L100 225ZM112 224L114 225V227L112 226ZM208 224V223H207ZM206 224V225H207ZM253 224H255V225H253ZM256 224H259V225H256ZM260 224H262V226L260 225ZM31 225V226H30ZM33 225H34V227H33ZM93 225V226H92ZM121 226V228H120V226ZM123 225H125V226H123ZM136 225H137V227H136ZM141 225H143L142 226V228H141ZM152 226V228H151V226ZM196 225H197V227H196ZM230 225V226H229ZM46 226V227H45ZM62 227V229L64 230V235H63V230H61V229H59V228H61ZM75 226V227H74ZM98 226V227H97ZM117 226V227H116ZM157 226V227H156ZM192 226V227H191ZM196 227V228H194V227ZM199 226H200V228H199ZM251 226H255V228L253 227H251ZM257 226V227H256ZM259 226H261L262 227V229H261V227H259ZM117 229H116V228ZM118 227H119V229H118ZM150 227V228H149ZM184 226L182 225V229L184 230V228H183ZM248 227V228H247ZM32 228V229H31ZM34 228V229H33ZM39 228H40V226H39ZM68 228V229H67ZM92 228V229H91ZM95 228H97L96 230H95ZM115 230H114V229ZM124 228V229H123ZM127 228H129V230H127ZM132 228V229H131ZM134 228H136V229H134ZM139 228V229H138ZM156 230H155V229ZM158 228V229H157ZM186 228V227H185ZM190 228H188L189 230H190ZM225 228V227H224ZM223 228V229H224ZM227 228V227H226ZM225 228V229H226ZM251 228V230L252 229H255L254 230V232L252 233V231H251V233L249 232L250 230H248V229H250ZM257 228H260L261 229V231H260V229L259 230H257ZM57 229H59V230H61L60 232L62 233H60L59 232V230L57 231ZM90 229V230H89ZM152 229H154V230H152ZM222 229V230H223ZM37 230V231H36ZM41 230L43 231V230H45L46 231V233H45V231L44 232H41ZM49 232H48V231ZM69 230V231H68ZM74 230V231H73ZM77 232H76V231ZM88 230V233L87 232H85V231H87ZM92 230V231H91ZM118 230V231H117ZM136 230V231H135ZM141 230H143V231H141ZM144 230H145V232H144ZM147 230V231H146ZM153 231V233L151 232V231ZM221 230V231H222ZM242 230H243V228H242ZM58 232V235L56 234L57 232ZM71 231V232H70ZM82 231V232H81ZM99 233H98V232ZM123 231V232H122ZM142 233H141V232ZM155 231V232H154ZM193 231V232H194ZM221 231H219V232H221ZM263 231V232H262ZM39 232V233H38ZM67 232V233H66ZM76 232V233H75ZM91 232V233H90ZM115 232V233H114ZM144 232V233H143ZM249 232V233H248ZM256 232L258 233V235L256 234ZM43 233H45L46 235H44ZM75 233V234H74ZM85 233V234H84ZM97 234V235H95V234ZM113 233V234H112ZM125 233V234H124ZM138 233V234H137ZM141 233V234H140ZM148 233H151L153 236L151 237V234H148ZM199 233V232H198ZM245 233V234H244ZM254 233L256 234L255 236H254ZM31 234H32V236H31ZM59 234H61V235H59ZM66 234V235H65ZM83 234V235H82ZM103 234V235H102ZM110 234H112L111 236H110ZM115 234V235H114ZM120 234V235H119ZM134 234V235H133ZM209 234V233H208ZM218 234H221V233H218ZM249 234V235H248ZM259 234H261V235H259ZM57 235V236H56ZM75 235V236H74ZM92 235H93V237H92ZM102 235V236H101ZM180 235V234H179ZM178 235V236H179ZM245 235V237H243ZM248 235V236H247ZM263 235V236H262ZM4 236H6V237H4ZM7 236H9V237H7ZM63 236V237H62ZM134 236V237H133ZM178 236H174L173 238H171L170 239V241L172 240L173 241V239H174V241L173 242H171V244L172 243H178V245H172V247H170L169 248V246H171V244H170V241L168 242L169 243V245H167L168 246V248L166 247L165 248V250H167V252L165 251V254L163 253L162 254V259H161V257L160 258H158V257H155V261H157L158 259H160V261H159V263L160 264H172L171 262H169V260H170V258H171V260H172V262L173 261H175V260H173L174 259V257L176 256L177 257V255H179V254H182L183 253V251H184V247H186V244H184V243H187L188 242V240H191V239H189V238H186V236L185 235H182V237L181 236H179V238H180V240L182 239L183 241L185 240V239H187V242H186V240L184 241V242H182V241H178L179 240V238H178V240H177V238L175 239V237H178ZM183 236H185V239H183ZM246 236H247V238H246ZM259 236V237H258ZM38 237V238H37ZM40 237V238H39ZM60 237V238H59ZM62 237V238H61ZM142 237L144 238V240L142 239ZM145 237H148V238H145ZM151 237V238H150ZM242 237H243V239H244V241H243V239H242ZM254 237L256 238V239H254ZM258 237V238H257ZM53 238L54 239H56V240H54V241H56V242H58L57 244H58V247H56L55 245H57V244H54V243H56V242H54L53 241ZM60 240H59V239ZM63 238H65V240L63 239ZM70 238H72V239H70ZM85 238V239H84ZM88 238V239H87ZM108 238L110 239V238H112V239H110L111 241H109L108 240ZM138 238V239H137ZM139 238L141 239L140 241H139ZM263 238V239H262ZM6 239V240H5ZM40 239V240H39ZM44 240V243H43V241L42 242H39V241H41V240ZM74 239V240H73ZM82 239H84V240H82ZM116 240V242H114L115 240ZM242 241H241V240ZM258 239H260V241L258 240ZM59 240V241H58ZM70 240V241H69ZM73 240V241H72ZM86 240V241H85ZM96 241L95 242V244H94V241ZM99 240V241H98ZM114 240V241H113ZM177 240V241H176ZM246 240V241H245ZM256 240V241H255ZM258 240V241H257ZM26 241V242H25ZM37 241V242H36ZM54 243H53V242ZM61 241H62V247H61V245H59L60 243H61ZM88 241V242H87ZM99 243H98V242ZM108 241V242H107ZM148 241V244L145 246V243L144 242H147ZM151 241V242H150ZM207 241V240H206ZM239 241V242H238ZM25 242V243H24ZM64 242V243H63ZM67 242V243H66ZM76 242H77V244H76ZM80 244H79V243ZM92 242H93V245H92ZM101 242V243H100ZM150 242V243H149ZM179 242H182V244L181 243H179ZM32 243V244H31ZM36 243V244H35ZM40 243V244H39ZM51 243V244H50ZM54 245H53V244ZM72 243V244H71ZM84 243V244H83ZM85 243H86V245H85ZM110 243H111V245H110ZM113 243V244H112ZM139 243V244H138ZM167 243V244H168ZM236 243V244H237ZM261 243V244H260ZM43 246H42V245ZM65 244V245H64ZM82 244V245H81ZM109 244V245H108ZM143 244V245H142ZM181 246H180V245ZM251 244H253V245H251ZM259 246H258V245ZM32 245V246H31ZM37 245V246H36ZM41 245V246H40ZM48 245H51L52 246V249L53 248H55V249H53L54 251L55 250H57V253H59V251H60V253L57 255L56 254V252L54 253V251H50L49 252V250H52V249H49L51 246H48ZM106 245V246H105ZM133 245V246H132ZM137 245V246H136ZM139 245V246H138ZM185 245V246H184ZM205 245V244H204ZM262 245V246H261ZM27 246H29L28 248H27ZM47 246H48V248H47ZM59 246L61 247V249H62V252H61V250H60V248H59ZM82 246H83V248H82ZM105 246V247H104ZM140 246H143V247H140ZM177 246V247H176ZM178 246H179V248H182V249H180L181 250V252L179 251V248H178ZM253 246V247H252ZM32 247V248H31ZM41 247V248H40ZM65 247V248H64ZM79 249H78V248ZM134 247V248H133ZM137 247V248H136ZM139 247V248H138ZM178 248V249H176V248ZM67 248V249H66ZM73 248V249H72ZM75 248V249H74ZM136 248V249H135ZM175 248V249H174ZM25 249V250H24ZM29 249H30V252H29ZM34 249V250H33ZM35 249H37V250H35ZM47 249V250H46ZM71 249V250H70ZM94 249V250H93ZM142 250V252H139L140 250ZM174 249V250H173ZM259 249L261 250V251H259ZM27 250V252H25ZM75 250V251H74ZM88 250V251H87ZM135 250V251H134ZM172 250V251H171ZM258 250V251H257ZM9 251V252H8ZM11 251V252H10ZM33 251H34V253H33ZM36 251H38V252H36ZM41 251V252H40ZM64 251H66V252H64ZM69 251V252H68ZM170 251V252H169ZM175 251H176V254H175ZM179 251V252H178ZM247 253H246V252ZM24 252V253H23ZM32 252V253H31ZM68 252V253H67ZM76 252H77V254H76ZM81 252V253H80ZM87 252V253H86ZM169 252V253H168ZM174 254H173V253ZM234 252V253H233ZM242 254H240V253ZM250 252V253H249ZM255 252V253H254ZM261 252H263L262 254H261ZM5 253H6V255H5ZM7 253H10V254H8L7 255ZM53 253V254H52ZM64 255H63V254ZM86 253V254H85ZM89 253H91V254H89ZM133 253V254H132ZM231 253V254H230ZM245 253V254H244ZM257 253V254H256ZM18 254V255H17ZM22 254H25V255H22ZM45 254V255H44ZM89 254V255H88ZM172 254V256H170ZM259 254H261V256L259 255ZM21 255V256H20ZM32 255V256H31ZM53 255H55L56 257H58V256H60V259H59V257L58 258H56V259H54L55 258V256H53ZM72 255V256H71ZM77 255V256H76ZM132 255V256H131ZM232 255H234V256H232ZM239 258H237L236 256ZM240 255V256H239ZM248 255V256H247ZM255 255H257L256 257H257V259H255L256 257H254ZM10 257V259L8 260V258ZM12 256V257H11ZM18 256V257H17ZM25 256V257H24ZM34 256V257H33ZM40 256V257H39ZM42 256H43V258H42ZM44 256H45V258H44ZM50 256L52 257V258H50ZM67 256V257H66ZM83 256V257H82ZM137 256V257H136ZM225 256H227L226 258H225ZM245 256H246V260L245 261H243L244 259H245ZM253 256V257H252ZM15 257V258H14ZM21 257V258H20ZM22 257H24V258H22ZM54 257V258H53ZM64 257V258H63ZM75 257H77V258H75ZM79 257V258H78ZM134 257H136V258H134ZM167 257V258H166ZM231 257H235V259L237 258V260H234V262H233V259L234 258H231ZM33 258V259H32ZM34 258L36 259V260H34ZM63 258V259H62ZM81 258V260H79ZM135 260V261H131V260H133V259ZM225 258V259H224ZM228 258H231V259H229L230 260V262H228L227 263V259ZM244 258V259H243ZM7 259V260H6ZM39 259V260H38ZM44 259V260H43ZM58 259H59V261H58ZM64 259H65V261H64ZM72 259V260H71ZM75 259H76V261H75ZM176 259V258H175ZM225 261H224V260ZM14 260V261H13ZM34 260V261H33ZM55 260V261H54ZM130 262H129V261ZM161 260H163L162 262H161ZM228 260V261H229ZM252 260V261H251ZM257 260V261H256ZM260 260V261H259ZM263 260V261H262ZM9 261V262H8ZM27 261H29V262H27ZM67 261V262H66ZM70 261H72V262H70ZM80 261V262H79ZM153 261V260H152ZM169 263H168V262ZM243 261V262H242ZM45 262V263H46ZM167 262V263H166ZM252 262V263H251ZM57 263H55V264H57ZM236 263H234V264H236Z\"/></svg>","mask_w":264,"mask_h":264},{"label":"bare ground","instance_id":"6f19581e","mask_svg":"<svg viewBox=\"0 0 264 264\" xmlns=\"http://www.w3.org/2000/svg\"><path fill=\"white\" fill-rule=\"evenodd\" d=\"M23 1V0H22ZM25 1V0H24ZM37 2V1H39V0H31V3L33 2ZM45 1V0H44ZM56 1V0H55ZM70 1V0H69ZM73 1V0H72ZM104 1L105 0H103L102 1V5H103V3H104ZM110 1V0H109ZM109 1H107V2H109ZM113 1V0H112ZM115 1H117V0H115ZM119 2H120V0H118ZM117 1V2H118ZM122 1V0H121ZM128 1V0H127ZM130 1V0H129ZM138 1V0H137ZM159 1V0H158ZM174 1V0H173ZM200 0H175L174 2H175V6H173L174 7V11L172 12V13H174V17H172V19H171V21L172 20H174L173 21V26H170L171 24H172V22H171V24L170 25H168V26H170V27H172L171 28V30L168 32V29H169V27L167 28V30L166 29H164V31L166 30L168 33H163L162 31H163V28H165V24H166V22L167 21H169V19L167 20V21H165V18L163 19L164 21H163V23H165L164 25L165 26H162L163 28H161L162 29V31L161 32H157V34H154V30H155V28L157 29L158 27H160L161 26V24H160V26H158V22H159V20H161L162 19V17L161 16H159V20L158 19H156L157 20V23H156V21H155V23L157 24V26L155 25V23L153 24V26L155 27H153L154 28V30H153V28H151L150 29V27H149V29L150 30H147V33H146V35H148V33L151 35L152 34V32L150 33V31L152 30L153 31V34H154V36L156 37V38H159L160 36H162V37H164L165 38V41H166V44H164V46L162 47V46H160V48H163L162 50L161 49H159L158 51H157V53H155L154 55H153V57L150 59V61H149V64H147L146 62H144V66L145 67H147V65H148V67H147V70H146V73H144L145 74V77H144V75L142 74L144 71H143V69H141L140 71H138V73H140L141 75H143V77L141 78V81H142V79H144L145 78V80H144V82L142 83L143 85H142V87H141V89H136V93H137V90L139 91V95L137 94V100H136V102H135V104H134V107L132 108L131 106L129 107L130 109H132V111L130 112L131 113V115H130V118L127 116V112H126V116H125V118L126 117H128L129 119V121H127L128 122V124L125 126V128L123 129V127L122 126H124L126 123L123 121V122H121L122 124L123 123H125L124 125H121V127H122V129L123 130H121V132L123 131V135H122V138L120 137V136H117V138H121V141H119L118 143H117V145H118V147H117V151H118V154H119V156H121V155H123V153L125 154L126 153V151H129L130 152V145L131 144H133V143H135V142H137L136 141V139L134 140L135 142H133V138H134V135H139V134H136L135 133V131H136V128H139V126L137 127V125H139V115L142 113V117H144V115H145V113L143 114V111L144 112H146V115H147V111L146 110H144V109H146L147 107H148V104H150V105H154L155 103H158V102H160L159 100H158V102L156 101H154V104L152 103H150V101H151V99L154 97V95L151 97V99H150V96H151V94H153L154 93V90H157L156 89V87L158 88H162V87H160L159 86V84H161V82L163 81L164 82V80L165 79H167V77L165 76V75H170V78H171V74L167 71V73L168 74H166L165 72H166V68H168V64H169V62L171 61V59L174 57V55L177 53V51L179 50V47L181 46V45H184L185 46V43H183L184 41L185 42H187L186 40V38H188L189 36H190V38L192 37V34H193V36H194V33H195V27L197 28V26H196V24H198V18H199V16L201 15V12L199 11V10H201V9H203V8H205L206 9V6L208 5V7L210 8L211 7V5H212V3H213V1L214 0H204L205 2H206V6L205 7H202V5L201 6H199V7H202V8H198V4H200L201 3V1L199 2ZM240 1V0H239ZM242 1V0H241ZM248 1H250V0H245V3L246 2H248ZM253 1V0H252ZM257 0H255V2H254V4L256 3V4H258L257 2H259V0L256 2ZM14 2V3H13ZM15 0H4L3 1V3H2V5H1V7H0V51L1 50H3L4 49V46H6V44L8 45V37H10L9 36V34L11 33V30L13 29V27H14V25H12V24H14L15 22H13L12 23V20H14L13 18V14H15L18 10V8H16V6L17 5H15L16 3H19V2H16ZM43 2V1H42ZM58 2H62L63 3V1H59L58 0ZM146 2H147V0H146ZM156 2V1H155ZM221 2V1H220ZM224 2V1H223ZM261 2V4L262 5H264V0H261L260 1ZM31 3H30V5H31ZM32 3V4H33ZM40 3V2H39ZM44 3V2H43ZM45 3H46V1H45ZM68 3V2H67ZM73 4H71V1H70V8H69V13L67 12V15L66 16H68V18L69 19H67V21L69 20V22H67V24H69V25H65L66 26V29H65V31L66 32H64V30H62L64 33H65V36H64V39H62L63 41H62V43H60V47H61V58H62V63H60V64H62L61 65V67H60V69L62 68L63 70H64V72H66V73H68V78L70 77V75H72L74 72V69L76 70V67H77V63H79L80 62V55H81V52L84 54V51L87 49L88 50V48L89 47H87L86 49H83V48H85V46H89V44L91 43V41H93L92 40V36H90V34L92 33V31L95 29V27L97 26V18H98V16L100 15V13L102 12V5H101V0H75V1H73L72 2ZM115 3V2H114ZM122 3H123V1H122ZM121 3V4H122ZM129 3V2H128ZM143 3V2H142ZM149 3H150V1H149ZM152 3V2H151ZM166 3V2H165ZM168 3V2H167ZM234 3V2H233ZM237 3V2H236ZM13 4L15 5V6H13ZM35 4L36 3H34L33 4V7L35 6ZM38 4V3H37ZM41 4V3H40ZM47 4V6L50 4L51 5V3H46ZM56 4V3H55ZM54 4V5H55ZM58 4V3H57ZM106 3H104V5H105ZM109 4H111V3H109ZM119 4V3H118ZM120 4V5H121ZM126 4H127V2H126ZM144 4V3H143ZM205 4V3H204ZM216 4V3H215ZM240 5H242L241 3H239ZM253 4V3H252ZM255 4V5H256ZM261 4L259 3V5H257L256 7H261ZM19 5V4H18ZM23 5H24V2H23ZM23 5H22V7H23ZM26 5V4H25ZM28 5V4H27ZM44 6H45V4H43ZM136 5V4H135ZM161 5V4H160ZM164 5V4H163ZM235 5V4H234ZM233 5V6H234ZM238 5V4H237ZM247 5H250V2H249V4H246V6H243L242 7V9H244V11H245V9H246V7H247ZM38 6V5H37ZM40 6V5H39ZM57 6V5H56ZM67 6V5H66ZM110 6V5H109ZM118 6V5H117ZM116 6V8H118ZM129 6V5H128ZM146 6V5H145ZM148 6V5H147ZM158 6V5H157ZM156 6V7H157ZM162 6V5H161ZM161 6H160V8H161ZM170 6V5H169ZM172 6V5H171ZM217 6V5H216ZM220 6V5H219ZM224 6V5H223ZM232 6V5H231ZM252 5H250V7H251ZM14 7H15V10H17V11H15L14 10ZM18 7V6H17ZM27 7V6H26ZM46 7V6H45ZM105 7H107L108 8V5L107 6H105ZM115 7V6H114ZM124 7H125V5H124ZM124 7L122 8V9H124ZM131 7V6H130ZM136 7V6H135ZM134 7V8H135ZM164 7L165 6H162V8L164 9ZM218 7V6H217ZM249 7V6H248ZM255 6H253L252 8H256ZM21 8V7H20ZM25 8V7H24ZM30 8V7H29ZM35 8V7H34ZM38 8V7H37ZM54 8H56V7H54ZM140 8H141V6H140ZM140 8H136V10H138V9H140ZM159 8V9H160ZM166 8H168L167 6L165 7V9ZM213 8V7H212ZM215 8V7H214ZM222 8V7H221ZM229 8V7H228ZM264 8V7H263ZM39 10L38 11H40L41 9L40 8H38ZM44 9V8H43ZM43 9H42V11H43ZM49 9V8H48ZM51 9V8H50ZM49 9V10H50ZM52 9H53V6H52ZM59 9V8H58ZM62 9V8H61ZM104 9V8H103ZM145 9V8H144ZM204 9V11H208V10H212L211 8L210 9H206L205 10ZM216 9V8H215ZM223 9V8H222ZM64 10V9H63ZM105 10H106V8H105ZM125 10V9H124ZM124 10H122V11H124ZM153 10V9H152ZM157 10V9H156ZM161 10V11H160ZM160 10H158L159 11V13L161 12L162 13V9H160ZM171 10V9H170ZM226 10V9H225ZM225 10H223L222 12H221V14H220V16H218V15H216L217 17H213V21L211 22L210 21V25H209V23H208V28L206 27V31H203V30H201L202 32H204L203 33V35H202V33H201V38L200 39H197V38H195L196 39V41H197V43H198V58H196L197 59V63H198V61H199V63H200V65H201V63H203L204 61H205V59H206V57L208 56L209 57V53L210 52H212L213 53V51H211V50H213V48H215V47H213L212 48V46H218V44H215L216 42H215V37H217V35H215L219 30L221 31V29H222V23H224V25L225 26H223V27H226V25H227V23L225 24V22H224V20H226L225 18L227 17H225L224 18V16H222V14L223 13H225V15H227L226 13H228V11H226V12H224ZM228 10V9H227ZM231 10V9H230ZM246 10H250V9H246ZM255 9H253V11H254ZM260 10V9H259ZM258 10V11H259ZM26 11H27V9H26ZM25 11V14L26 13H28V11L26 12ZM31 11V10H30ZM41 11V12H42ZM53 11H55V12H53V13H56V10L54 9ZM59 11V10H58ZM67 11V10H66ZM114 11H116V10H114ZM121 10H120V14H122L123 12H122ZM149 12H151L150 10H148ZM166 11V10H165ZM169 11V10H168ZM168 11H166V13L168 12ZM202 12H204L203 10H201ZM213 11H215V14H216V12H217V10H212V12ZM232 11V10H231ZM234 11H235V9H234ZM237 11H240V10H237ZM244 11H240L239 13H241L240 14V16H242V17H244L245 18V16H243V13L242 12H244ZM250 11H252V9L250 10ZM250 11H248V14L246 15V17L247 16H249L250 14H249V12ZM257 11V10H256ZM32 12V11H31ZM34 12V11H33ZM44 13H45V11H43ZM64 12V11H63ZM105 13H106V11H104ZM103 12V13H104ZM109 12H111L110 10H109ZM129 12V11H128ZM128 12H126V13H128ZM133 12V11H132ZM211 12V11H210ZM209 12V14H210V16H211V13ZM245 12H247V11H245ZM244 12V15L246 14ZM255 12V11H254ZM18 13V12H17ZM30 13V12H29ZM47 13V12H46ZM51 13H52V10H51ZM102 13V14H103ZM117 13V12H116ZM133 13H135V11L133 12ZM157 13V12H156ZM160 13V14H161ZM205 13V12H204ZM218 13V12H217ZM235 13V12H234ZM238 13V12H237ZM238 13V14H239ZM251 13V12H250ZM257 13H259V12H257ZM57 14V13H56ZM56 14H55V16H56ZM59 14V13H58ZM112 14V13H111ZM119 14V15H120ZM136 14H138V13H136ZM135 14V15H136ZM143 14V13H142ZM151 14V13H150ZM150 14H149V16H150ZM159 14V15H160ZM162 14H165L164 13V11H163V13ZM161 14V15H162ZM169 14V13H168ZM203 14V13H202ZM209 14H208V16H209ZM219 14V13H218ZM232 14V13H231ZM263 14V13H262ZM27 16H28V14H26ZM25 15V16H26ZM33 15H35V14H33ZM38 15V14H37ZM39 15H40V12H39ZM45 15V14H44ZM44 15H43V17H44ZM51 15V14H50ZM62 15H63V13H62ZM166 15V14H165ZM173 15V14H172ZM234 15V14H233ZM261 15V14H260ZM15 16V15H14ZM24 15H22L21 17L22 18H24V19H27L26 17H25ZM42 16V15H41ZM46 16V15H45ZM49 16V15H48ZM47 16V17H48ZM116 16V15H115ZM117 16H118V14H117ZM130 16V15H129ZM203 16V15H202ZM202 16L200 17V18H202ZM205 16V15H204ZM208 16H205V18L207 17L208 18ZM230 16V15H229ZM237 16V15H236ZM251 16H252V14H251ZM253 16H255V18H256V16H259V15H257L256 14V12H255V15H253ZM253 16H252V19L251 20H253L254 18H253ZM13 17V18H12ZM30 15H29V17H28V19L30 20H26V21H28V22H31V19H30ZM33 17H35V16H33ZM32 17V18H33ZM58 18H60L59 17V15L57 16ZM142 17V16H141ZM143 17H145V16H143ZM163 17H166V16H164L163 15ZM168 17V16H167ZM224 18V20H223V18ZM230 17H232V15L230 16ZM229 17V18H230ZM238 17V19L240 18L239 16H237ZM241 17V18H242ZM38 18H39V16H38ZM38 18H37V20H38ZM49 18H51V17H49ZM62 18H64V17H62ZM118 18V17H117ZM130 18V17H129ZM149 18V17H148ZM147 18V19H148ZM161 18V19H160ZM170 18H171V16H170ZM174 18V19H173ZM200 18H199V20H200ZM204 18V19H205ZM215 18V19H214ZM240 18V19H241ZM251 18V17H250ZM24 19H22L23 20V27L25 26L24 24H28V22H26V23H24L25 21H24ZM34 19V18H33ZM32 19V20H33ZM146 19V20H147ZM155 19V18H154ZM203 19V18H202ZM201 19V20H202ZM210 19V18H209ZM236 19V18H235ZM235 19H231V20H233L234 21V23L236 24L237 22H235ZM246 19V18H245ZM244 19V20H245ZM21 20V21H22ZM36 20V21H37ZM45 20H46V17H45ZM49 20H51V19H49ZM61 20V19H60ZM133 20V19H132ZM132 20H130L129 19V21H132ZM146 20H144V23H145V21ZM152 20V19H151ZM231 20H228V18H227V22L228 21H231ZM242 20V19H241ZM239 21L238 20V25H242V24H240V22H242V21ZM243 20V21H244ZM250 20V19H249ZM249 20H247L248 22H249ZM255 20V19H254ZM19 21V20H18ZM34 21H35V19H34ZM35 21V22H36ZM40 21V20H39ZM42 21V20H41ZM54 21H56V19L54 20ZM53 21V22H54ZM101 21V20H100ZM100 21H98V22H100ZM108 21V20H107ZM110 21V20H109ZM142 21H143V19H142ZM150 21V20H149ZM148 21V22H149ZM236 21H237V19H236ZM246 21V20H245ZM244 21V22H245ZM57 22V21H56ZM170 22V21H169ZM203 23H204V21H202ZM201 22V23H202ZM207 22V21H206ZM209 22V21H208ZM246 23V24H249V25H251V22L250 23ZM48 23V22H47ZM118 23L119 22H117V24L115 25V26H117L118 25ZM133 23V22H132ZM140 23V22H139ZM163 23H162V25H163ZM231 23V22H230ZM243 23V22H242ZM255 23H257L256 24V27H255V32H253L254 33V38H252V39H254L253 40V45L254 46H256V47H254L253 48V46L251 47V48H253V61L251 62V67H250V69H249V67H248V73H247V71L245 72V75L244 74H242L241 76H242V80H243V82H242V86L239 88L240 89V91L236 94V96L233 98V102H232V107H231V110L229 111V114H228V116H226L227 118H226V120H225V122H222L221 124H223L224 123V128L222 127V131H219L220 133L218 134H213L214 136L215 135H218L215 139L216 140H214V138L213 137H209V138H211V140H212V138H213V140L215 141H213L212 143H214V145H213V157H212V162H211V164H210V167L208 168L207 167V169L208 170H206L207 172L206 173H204V171L202 172V173H204V175L203 174H200V175H203L202 177H200V178H198V179H196V180H198V182L197 181H193V182H196L195 183V185H194V187L193 188H190V189H188L189 191H187V192H189V193H187V195H185V193H184V198L182 199V200H179L180 201V203H181V201L183 202L184 201V203L182 204H179V202H178V205L175 207L173 204V207L174 208H172L171 210H172V212H171V214L169 215V217H167L166 219L167 220H165L163 217V215L164 214H167V213H163V217H161V218H163L164 220V222L160 225V227H158L157 229H158V231L157 232H155L156 234L153 236L151 233H148V234H151V237H152V239H148V240H151L150 242H151V244H148V241L147 242H144L145 243V246L146 247H144L145 249H144V251L142 252V250H140L139 252H142V253H140L141 255L140 256H138L139 258L137 259L136 257H134V258H136L135 260H136V262L134 263V264H160L159 263V261H160V259H158L157 261H155L154 259H155V257H158V258H160L161 256H162V254L164 253L165 254V251L167 252V250H165V248L167 247L168 248V246L167 245H169V241H170V239L171 238H173L174 236H178L179 234V236H181L182 237V235H185L186 236V238H189L190 236V238L189 239H191V240H188V242H187V239H185V236H183V239H185L186 240V242L187 243H184V244H186V247H184V251H183V253L182 254H179V255H177L176 254V251H175V254L177 255V257L175 256L174 257V259L173 260H175V261H173L172 262V260H171V258H170V260H169V262H171L172 264H222L223 263V261H222V257H224V256H222L223 255V252L224 251H226V252H229L228 251V249L230 248H233L232 250L234 251H238V250H236L237 248L239 249H241V247H239V245H241V243H237V241H235L237 238H241V236H242V232H244V229L246 228V224L248 223V221H249V223L250 224H248V225H251V223H252V221H254V223H256L255 221H257V222H260L261 220H259L258 221V219H257V215H259V218H262V216L260 217V214H257L256 216H255V214H256V211H257V209L260 207L261 208V204H262V202L264 201V162H261L260 164H256V166L254 167V169H252V170H254V171H251V177L250 178H248V180L246 181V183H244L243 184V182H241L242 180H240V182L242 183V185L241 186H238V187H240L239 189H238V187L236 188V192H232L233 190V188L235 187L234 185H236V182H238L239 180V174L241 173L240 171H241V169L244 167V165H245V163L247 162V159L253 154V152L255 151H258L257 149H258V147H259V144L260 143H262L261 141H263L264 140V14L263 15H261V18L260 19H257V22H255ZM31 23H29V25H30ZM40 24H41V22H40ZM42 24H44L43 23V21H42ZM59 24H60V22H59ZM62 24V23H61ZM64 24L65 23H63V26H64ZM100 24V23H99ZM121 24H122V22H121ZM120 24V26H121V28H123L122 27V25ZM136 24H138V23H136ZM136 24H135V26H136ZM142 24V23H141ZM167 24H168V22H167ZM205 24H207V23H205ZM204 24V25H205ZM222 24V25H221ZM229 24V23H228ZM245 24V23H244ZM47 26H46V28H45V30L44 31H42V32H40V34L38 35V37L36 36V40H34L36 43V51H34V50H32L31 48V50L30 51H34L35 53V55H33V53H32V61H31V63L29 64L30 66H29V74H31V76L33 75V76H35V74H36V71H37V67H38V61L41 59H38L39 57H41L40 55H43L44 53L45 54H47V49H48V47H49V45H51L50 44V38H49V35H50V30L53 28V25H54V23L52 24V22L50 21V23H48V24H46ZM114 25V24H113ZM131 25V24H130ZM201 25V24H200ZM199 25V27H198V30H200L199 28L200 27H202V25L200 26ZM203 25V26H204ZM221 25V27L219 28V26ZM233 25V24H232ZM231 25V29H232V27L233 28H235L236 26H237V24H236V26L234 27V26H232ZM248 25V26H249ZM21 25H19V27H20ZM28 26V25H27ZM26 26V27H27ZM37 26V25H36ZM120 26L118 25V27H119V29H120ZM128 26V28H131V26L129 27V25H127ZM139 26H140V24H139ZM144 26V25H143ZM146 26H149V25H146ZM151 26V25H150ZM230 26V25H229ZM228 25H227V27H229ZM244 26H246V25H243V28H244ZM252 26H254V24L252 25ZM16 27H17V25H16ZM26 27H24L25 29H27ZM44 27H45V25H44ZM101 27H102V25H101ZM145 27V26H144ZM238 27H240V26H238ZM237 27V28H238ZM242 27V26H241ZM22 28V27H21ZM28 28H29V26H28ZM36 28V27H35ZM34 28V29H35ZM97 28H100V27H97ZM107 28V27H106ZM117 28V27H116ZM127 28V27H126ZM203 28V27H202ZM201 28V29H202ZM205 28V27H204ZM218 28H219V30H218ZM237 28H235V29H237ZM242 28V29H243ZM25 29H21V33L23 34V31L25 32ZM40 29V28H39ZM38 29V30H39ZM54 29V28H53ZM58 29H60V27L58 28ZM62 29V28H61ZM113 29V28H112ZM123 29H125V28H123ZM122 29V30H123ZM146 29H147V27H146ZM159 30H161L160 28H158ZM235 29H232V31L233 30H235ZM239 30H240V28H238ZM241 29V30H242ZM246 29H247V27H246ZM252 29V28H251ZM251 29H248V30H251ZM20 30V29H19ZM28 30V29H27ZM37 30V29H36ZM38 30H37V32H38ZM101 30V29H100ZM109 30V29H108ZM121 30V29H120ZM126 30V32L128 31L127 29H125ZM131 30V29H130ZM133 30V29H132ZM144 31H145V29H143ZM218 30V31H217ZM228 30H230V27H229V29ZM228 30H226L225 29V31H227V35L229 36V34L232 32V31H229V33H228ZM241 30L239 31V32H241ZM245 30V29H244ZM253 30V29H252ZM251 30V31H252ZM54 31H55V29L53 30V32H52V34H55L54 33ZM95 31H97V30H95ZM94 31V34L96 33ZM103 31H104V29H103ZM138 31V30H137ZM149 31V32H148ZM156 31H158V30H156ZM217 31V32H216ZM238 30H236L235 32H237ZM246 32H247V30H245ZM254 31V30H253ZM15 32V31H14ZM27 32V31H26ZM25 32V33H26ZM61 32V31H60ZM59 31H58V33H60ZM99 32L100 31H98L97 33L99 34ZM102 32V31H101ZM100 32V33H101ZM109 32L111 33V37H114V34H113V30H112V32L109 30ZM116 32H118V31H116ZM135 32V31H134ZM200 32V31H199ZM242 32H244V31H242ZM241 32V33H242ZM24 33V34H25ZM30 33H32V32H30ZM35 33V32H34ZM33 33V34H34ZM104 32H102L101 34H103ZM120 33V32H119ZM119 33H117L118 34V38L119 37H121V35H119ZM122 33H124V31H122ZM143 34H142V36L144 35V33L145 32H142ZM156 33V32H155ZM221 33V32H220ZM220 33H218V34H220ZM241 33H238V34H240V35H242ZM250 33V32H249ZM252 33V34H253ZM15 34V33H14ZM21 34V36H24V34L22 35ZM52 34L50 35V36H52ZM93 34V33H92ZM91 34V35H92ZM112 34H113V36H112ZM128 34H129V32H128ZM127 33H126V35L125 36H127L128 35ZM140 34V33H139ZM199 35H200V33H198ZM224 34V33H223ZM236 34V33H235ZM244 34V33H243ZM251 34V33H250ZM11 35V34H10ZM36 35V34H35ZM96 35V34H95ZM108 35V34H107ZM124 35V34H123ZM146 35L145 36H143V37H146ZM150 35H148V36H150ZM226 35V36H227ZM231 35H232V33H231ZM234 35V34H233ZM237 35V34H236ZM236 35L232 38L233 40H236L235 38H236ZM245 35V34H244ZM243 35V36H244ZM101 35H99V37H100ZM103 36H106V35H103ZM124 36V37H125ZM137 36V35H136ZM140 36V35H139ZM152 36V35H151ZM154 36H153V38H154ZM195 36H197V35H195ZM225 36V37H226ZM238 36L239 35H237V38H238ZM91 37V40L89 39ZM94 37H98V36H94ZM98 37V38H99ZM107 37V36H106ZM130 37V35L127 37V39H130L129 38ZM142 37V38H143ZM197 37H199V36H197ZM231 37V36H230ZM241 37V36H240ZM248 36H246V38H247ZM55 38V37H54ZM57 38V37H56ZM109 38V37H108ZM117 38V37H116ZM115 38V39H116ZM142 38H140V40H142ZM148 37H146V39H147ZM152 38V37H151ZM151 38H149V40H152ZM161 38V37H160ZM159 38V39H160ZM223 38V37H222ZM229 38V37H228ZM241 38H243V37H241ZM11 39V38H10ZM26 39V38H25ZM27 39H28V37H27ZM93 39H95V38H93ZM101 39V41H102V43L104 42L102 39H104V37L103 38H100ZM112 39H114V38H112ZM146 39H144V41L146 40ZM162 39V38H161ZM191 39H193V38H191ZM191 39H189L191 42H190V45L191 44H193L192 43V41L194 42V40H191ZM217 39H218V37H217ZM227 39V38H226ZM226 39H224V40H226ZM243 39H245V38H243ZM249 39V38H248ZM19 40H21V39H19ZM58 40V39H57ZM89 40V44H87V41ZM107 40V39H106ZM121 40V39H120ZM120 40H117V41H119L120 42ZM123 40V39H122ZM139 39H138V41H140ZM157 41V39H155L154 38V41H153V44H155L154 42H156ZM164 40V39H163ZM163 40H162V43H163ZM242 40V39H241ZM247 40V39H246ZM17 41V40H16ZM26 41V40H25ZM29 41V40H28ZM33 41V42H34ZM125 41H126V37H125ZM131 41V40H130ZM129 41V43H130V45H128V43H126V47H128L127 48V50H126V48H125V46H123L124 44H125V42H124V44L122 45L124 48H125V51H127L128 52V50L130 49V47H132L131 45V42ZM143 41V40H142ZM146 41H148V40H146ZM161 40H159L158 41V43L160 42ZM165 41H164V43H165ZM195 41V42H196ZM217 41V40H216ZM236 41H238V40H236ZM250 41H252V40H250ZM14 42H15V39H14ZM20 42V41H19ZM30 42V41H29ZM60 42V41H59ZM97 42V41H96ZM100 42V41H99ZM108 42H110V40L108 41ZM126 42H128V40L126 41ZM150 42V41H149ZM194 42V44H196ZM218 42V41H217ZM224 42V41H223ZM231 42V41H230ZM241 42V41H240ZM243 42V41H242ZM10 43V45H12L13 44V41H12V44H11V41L9 42ZM22 43V42H21ZM24 43H26V42H24ZM31 43V42H30ZM94 43V42H93ZM92 43V44H93ZM105 43V42H104ZM114 43H117V42H114ZM139 44H140V42H138ZM235 43V42H234ZM243 43H245V42H243ZM243 43H241V45L243 44ZM28 44V46H30L29 45V43H27ZM33 44V43H32ZM59 44V43H58ZM87 44V45H86ZM96 44H98V42L96 43ZM96 44H95V46H96ZM107 44V43H106ZM105 44V45H106ZM142 44V43H141ZM140 44V45H141ZM145 44H147V42L146 43H144V45ZM152 44V43H151ZM152 44V45H153ZM157 44V43H156ZM155 44V45H156ZM188 44H189V41H188ZM221 44V43H220ZM224 44V43H223ZM222 44V45H223ZM239 42L238 43H235V45L234 44H232V46H233V48H231L232 50H231V53H230V56L228 57L229 58V62L231 63V62H234L235 61V65H237V63L238 62H236L241 56V58H243L244 59V51L242 52V54H241V51H240V48L241 47H243V46H239ZM248 44H250V43H248ZM10 45L9 46H6V47H10ZM13 45H15V44H13ZM16 45H17V43H16ZM15 45V46H16ZM26 45V44H25ZM24 45V46H25ZM33 45V46H34ZM143 45V46H144ZM150 45V44H149ZM149 45H147V48L150 50L151 48H153L152 47V45H150L151 46V48H150V46ZM155 45H154V47H155ZM160 45H162V44H160ZM226 45V44H225ZM228 45V44H227ZM21 46V45H20ZM33 46H31V47H33ZM54 46V45H53ZM58 46V45H57ZM121 46V47H122ZM134 46V45H133ZM135 46H136V44H135ZM134 46V47H135ZM159 47V45H156V47ZM187 46V48H184V47H182L181 46V50H182V48H184L185 50L186 49H188V45H186ZM193 46V45H192ZM196 46H197V44H196ZM216 46V47H217ZM246 46H248V45H246ZM246 46H244V48L246 47ZM6 47H5V49H6ZM27 47V46H26ZM51 47V46H50ZM92 48H93V46H91ZM97 47H99V46H96V48ZM104 47V46H103ZM145 47V49H147L146 48V46H144ZM155 47V48H156ZM219 47H220V45H219ZM226 47V46H225ZM230 47V46H229ZM240 47V48H239ZM3 48V49H2ZM23 48V47H22ZM28 48V47H27ZM92 48H91V51H92ZM95 48V49H96ZM102 48V47H101ZM107 48H108V46H107ZM155 48H154V50H155ZM192 48H194V49H196V47H192ZM223 48V47H222ZM18 49V48H17ZM82 49L84 50V51H82ZM95 49H93L94 50V52H95ZM106 49V48H105ZM114 49V48H113ZM112 49V50H113ZM133 49V48H132ZM132 49H131V52H132ZM135 49V50H134ZM133 49V51H136V48H134ZM191 49V48H190ZM219 49V48H218ZM242 49V48H241ZM246 49V48H245ZM244 49V50H245ZM250 49V48H249ZM255 49V50H254ZM12 50V49H11ZM44 50H46V51H44ZM57 50V49H56ZM117 49H115V51H116ZM122 50H124L123 48H121V51ZM152 50V49H151ZM184 50V52H186ZM215 50V49H214ZM228 50V49H227ZM230 50V49H229ZM7 51V50H6ZM23 51V50H22ZM50 51V50H49ZM60 50H58V53H60L59 52ZM88 51H90V50H88ZM88 51H86V53H88ZM90 51V52H91ZM102 51H103V49H102ZM115 51H114V53H115ZM120 51V50H119ZM197 51V50H196ZM224 51H225V49H224ZM249 51V50H248ZM11 52V51H10ZM18 52V51H17ZM19 52H20V50H19ZM26 52V51H25ZM44 52V53H43ZM52 52V51H51ZM123 52V51H122ZM127 52H123V54L125 53H127ZM130 52V51H129ZM129 52H128V54H129ZM130 52V53H131ZM183 51H181V53H182ZM226 52V51H225ZM228 52V51H227ZM8 53V52H7ZM15 53V52H14ZM30 53V54H31ZM43 53V54H42ZM98 53V52H97ZM102 53V52H101ZM106 53V52H105ZM104 53V54H105ZM108 53V52H107ZM110 53H112V51L110 52ZM109 53V54H110ZM117 53V52H116ZM119 53V52H118ZM121 53V52H120ZM12 54H13V52H12ZM20 54V53H19ZM19 54H18V56H19ZM27 54V53H26ZM57 54V53H56ZM127 54V55H128ZM133 54V53H132ZM131 54V55H132ZM178 54V53H177ZM219 54H220V52H219ZM224 54V53H223ZM226 54V53H225ZM0 55H1V52H0ZM50 55V54H49ZM52 55V54H51ZM50 55V56H51ZM54 55H55V53H54ZM54 55H53V57H54ZM59 55V54H58ZM89 55H91L90 53H89ZM102 55V54H101ZM134 55V54H133ZM183 55V54H182ZM213 55V54H212ZM247 55V54H246ZM245 55V56H246ZM9 56V55H8ZM16 56V55H15ZM21 56V55H20ZM24 56H26V55H24ZM44 56V55H43ZM42 56V57H43ZM87 56H88V54H87ZM96 56V55H95ZM103 56V55H102ZM110 56V55H109ZM122 57L124 56V55H121ZM146 56V55H145ZM144 56V57H145ZM181 56V55H180ZM179 56V58H182V57H180ZM23 57V56H22ZM29 57H30V55H29ZM47 57V56H46ZM46 57H45V59L44 60H46ZM60 57V56H59ZM91 57V56H90ZM107 57H108V54H107ZM121 57V58H122ZM124 57H126V55L124 56ZM123 57V58H124ZM133 57V56H132ZM132 57H129V58H132ZM134 57L136 58V56L134 55ZM186 57V56H185ZM207 57V58H208ZM216 57V56H215ZM220 57V56H219ZM1 58V57H0ZM11 58H13V57H11ZM17 58H19V57H17ZM21 58V57H20ZM30 58V59H31ZM49 58V57H48ZM56 58H58V57H56ZM93 58H95V57H93ZM120 58V57H119ZM118 58V59H119ZM128 58V57H127ZM126 58V59H127ZM134 58V59H135ZM138 58V57H137ZM140 58V57H139ZM143 58V57H142ZM188 58V57H187ZM240 58V59H241ZM249 58H250V56H249ZM3 58H1V60H2ZM43 59V58H42ZM50 59V58H49ZM82 59H84V58H82ZM92 59V58H91ZM90 59V60H91ZM95 59H97V58H95ZM94 59V60H95ZM114 59V58H113ZM118 59H117V61H118ZM126 59L124 60V62L126 61ZM134 59H132L131 61H130V59H129V63L131 64V63H133L132 61L134 60ZM189 59V58H188ZM209 59H211V58H209ZM208 59V60H209ZM8 60V59H7ZM23 60V59H22ZM26 61L28 60V59H25ZM56 60V59H55ZM93 60V61H94ZM106 60V59H105ZM104 60V61H105ZM108 60V59H107ZM109 60H110V58H109ZM122 60V59H121ZM178 60V59H177ZM227 60V59H226ZM226 60H224V62L226 61ZM242 60V59H241ZM245 60H247L246 58H245ZM251 60V59H250ZM249 60V61H250ZM6 61V60H5ZM19 61V60H18ZM17 61V62H18ZM42 61V60H41ZM49 62H50V60H48ZM83 61V60H82ZM81 61V67L82 66H84L85 67V62L83 61L82 62ZM112 61H115V60H112ZM116 61V62H117ZM123 61V60H122ZM121 61V62H122ZM139 61H143L142 59L140 60L139 59ZM148 61V60H147ZM175 61H176V59H175ZM179 61H180V59H179ZM178 61V62H179ZM182 61H184L183 59H182ZM207 61V60H206ZM204 62L203 64L205 65V63H207V62ZM227 61V62H228ZM248 61V62H249ZM9 62V61H8ZM13 62V61H12ZM15 62H16V60H15ZM44 62V61H43ZM52 62V61H51ZM57 62V61H56ZM56 62H54L55 64H56ZM58 62H59V58H58ZM88 62V61H87ZM128 62V61H127ZM171 62H174V60L173 61H171ZM187 62H189V61H187ZM192 62H194V60L192 61V59H191V62H190V64L192 63ZM221 62H223V61H221ZM228 62V63H229ZM241 61H239V63H240ZM242 62H244L243 60H242ZM23 63H24V61H23ZM40 63L41 62H39V65H40ZM47 63V62H46ZM53 63V64H54ZM77 64L76 66L74 65V64ZM85 63V64H84ZM105 63V62H104ZM109 63V62H108ZM113 63H115V62H113ZM123 63V62H122ZM121 63V64H122ZM141 63V62H140ZM196 63V62H195ZM196 63V64H197ZM198 63V64H199ZM220 63V62H219ZM226 63V62H225ZM225 63H223V64H221V65H226ZM229 63V64H230ZM238 63V65H237V67H239L240 66V64ZM246 63V62H245ZM243 64V66L245 65L246 66V64ZM10 64V63H9ZM12 64V63H11ZM26 64V63H25ZM50 64V63H49ZM59 64V65H60ZM88 64H89V62H88ZM96 64V63H95ZM125 64V67H126V63H124ZM135 64H138V66H139V63H135ZM142 64V63H141ZM147 64V65H146ZM186 64V63H185ZM192 64H194V63H192ZM213 64H214V62H213ZM242 64H241V66H242ZM43 65H44V63H43ZM52 65V64H51ZM58 64H56V66H57ZM79 65H80V63H79ZM99 65V64H98ZM97 65V66H98ZM111 65V64H110ZM110 65H108V66H110ZM115 65V64H114ZM113 65V67L114 68H116L115 66ZM129 65V64H128ZM132 65V64H131ZM208 65H211V62H210V60H209V63H208ZM217 65V64H216ZM249 65H250V63H249ZM12 66V65H11ZM18 66V65H17ZM41 66H42V64H41ZM55 66V65H54ZM73 66H75V68L73 69ZM133 66V65H132ZM136 67H137V65H135ZM175 66V65H174ZM177 66V65H176ZM182 66H184L183 64H182ZM202 66V65H201ZM206 66V65H205ZM227 66V65H226ZM230 66H232V65H228V69L229 70H231L232 69V67H231V69H230ZM20 67H21V65H20ZM27 67V66H26ZM47 67V66H46ZM49 67H52V66H50L49 65ZM80 66H79V68L78 69H80L81 68ZM90 66L88 65L87 66V68H89ZM124 67V66H123ZM122 67V68H123ZM143 67V66H142ZM186 67V66H185ZM184 67V68H185ZM188 67V66H187ZM207 67H209V66H207ZM214 66L212 65V66H210V68L212 69ZM223 67V66H222ZM225 67V66H224ZM7 68H9V66L7 67ZM17 68V67H16ZM23 68V67H22ZM86 68V67H85ZM86 68V69H87ZM101 68V67H100ZM103 68H105V67H103ZM108 68V67H107ZM106 68V69H107ZM127 68V67H126ZM131 68V67H130ZM172 67H170V65H169V70L171 69ZM218 68H219V66L218 67H216V70H218ZM221 68V67H220ZM219 68V69H220ZM227 68V67H226ZM225 68V69H226ZM243 68V67H242ZM245 68V67H244ZM1 69V68H0ZM5 69H6V66H5ZM4 69V70H5ZM47 70H49L48 68H46ZM57 70V71H61V70ZM73 69V70H72ZM77 69V70H78ZM83 69V68H82ZM86 69H85V72H87L86 71ZM125 69V68H124ZM123 69V70H124ZM137 69V68H136ZM177 69V68H176ZM175 69V67L173 68V70H176ZM180 68H178V70H179ZM192 69H196L197 70V68H192ZM205 69H206V67H205ZM204 68H203V72H204V70H205ZM207 69H209V68H207ZM211 69H209V70H211ZM215 69V68H214ZM222 69V68H221ZM220 69V70H221ZM228 69H226V70H228ZM237 69V68H236ZM239 69V68H238ZM246 69V68H245ZM18 70V69H17ZM23 70H24V68H23ZM22 70V71H23ZM43 70V69H42ZM75 71V73L76 72H78V71ZM88 70H90V69H88ZM96 70V69H95ZM122 70V71H123ZM132 70H135V67H134V69L132 68ZM137 70H139V68L137 69ZM137 70L135 71L136 73H137ZM181 70V69H180ZM179 70V71H180ZM195 70V71H196ZM200 70V69H199ZM223 70V69H222ZM243 70V69H242ZM21 71V70H20ZM27 71H25V73H27ZM45 72H47L46 70H44ZM53 72H54V70H52ZM72 71V74L70 73ZM94 71V70H93ZM98 71H100V70H98ZM116 71V70H115ZM126 71V69L124 70V72ZM143 71V72H142ZM171 71H172V69H171ZM170 71V72H171ZM178 71V72H179ZM185 71V70H184ZM206 71V70H205ZM208 71V70H207ZM212 71V70H211ZM225 71V70H224ZM231 71H233V70H231ZM234 71H235V69H234ZM237 71V70H236ZM245 71V70H244ZM6 72H7V69H6ZM81 72V71H80ZM79 72V73H80ZM89 72V71H88ZM88 72H87V74L86 73H83V74H81V75H88L87 77H90L89 76V74H90V72H89V74H88ZM95 72V71H94ZM103 72H105V71H103ZM102 72V73H103ZM107 72V71H106ZM111 72V71H110ZM127 72V71H126ZM131 73L132 71H130L129 70V68H128V72L127 73ZM134 72V71H133ZM172 72H174V71H172ZM171 72V73H172ZM176 73H174V74H177L178 72L177 71H175ZM191 72V71H190ZM209 72V71H208ZM227 73L229 72V71H226ZM4 73H5V71H4ZM24 73V74H25ZM38 73V72H37ZM61 73V72H60ZM74 73V74H75ZM93 73V72H92ZM119 73H121V72H119ZM129 73V74H130ZM137 73V74H138ZM198 73H200L199 71H198ZM205 73V72H204ZM204 73H202V70H201V74H204ZM211 73V72H210ZM214 73V71L212 72V74ZM215 73H217V72H215ZM236 73V74H235ZM246 73H247V75H246ZM6 74V73H5ZM9 74V73H8ZM11 74H13L12 72H11ZM15 74V73H14ZM17 74V73H16ZM52 74V73H51ZM123 74V73H122ZM129 74H127L128 75V77L127 76H125V78H123L122 77V75H121V77L120 78H123V79H126V77L127 78H129V81H130V79H132V78H130L131 76H132V74L131 75H129ZM135 74V76H137L138 77V75H139V77L141 76L140 74ZM183 74V73H182ZM206 75H208L207 73H205ZM211 74V75H212ZM218 74V73H217ZM229 74H230V72H229ZM234 74L235 75H237V72H234ZM4 75V74H3ZM61 75V74H60ZM81 75L79 76V77H81ZM97 75V74H96ZM114 75V74H113ZM115 75H116V73H115ZM119 75V74H118ZM124 75H126V74H124ZM123 75V76H124ZM134 75V74H133ZM168 75V76H169ZM172 75H173V73H172ZM210 75V76H211ZM214 75V74H213ZM219 76H220V74H218ZM239 75V74H238ZM0 76H2V74L0 75ZM16 76H19V75H16ZM27 76V75H26ZM25 76V77H26ZM31 77L32 79L34 78V77ZM37 76V75H36ZM62 76V75H61ZM60 76V77H61ZM63 76H65V74L63 75ZM63 76H62V78H63ZM66 76H67V74H66ZM75 76H78L77 74L75 75ZM98 76H99V74H98ZM130 76V77H129ZM177 76H179V75H177ZM177 76H175V77H177ZM180 76H181V72H180ZM189 76V74L187 73V77ZM209 76V75H208ZM215 76H216V74H215ZM215 76H213V80H215V78L217 77H215ZM222 76H225V75H222ZM227 76H228V74L226 75V78H227ZM231 76V75H230ZM245 76V77H244ZM6 77V76H5ZM9 77V76H8ZM13 77V76H12ZM15 77V76H14ZM24 77V76H23ZM52 78H54L53 76H51ZM92 77H93V75H92ZM100 77H102V76H100ZM166 77V78H165ZM187 77H185V78H187ZM203 78H204V75L202 76ZM202 77L200 78V79H202ZM212 77V76H211ZM211 77H210V80L208 79V77L207 78H205V79H208V81H211L212 82V80H211ZM215 77V78H214ZM233 77V76H232ZM231 77V79L233 80V78ZM4 78V77H3ZM2 78V79H3ZM65 78H67V77H65ZM75 78H77V77H75ZM73 79V80H79V79ZM85 78V77H84ZM83 78V79H84ZM107 78V77H106ZM110 78V77H109ZM112 78V77H111ZM133 78H134V76H133ZM165 78V79H164ZM173 78V77H172ZM179 78V77H178ZM184 78V79H185ZM190 78V77H189ZM191 78H192V76H191ZM237 78V77H236ZM239 78V77H238ZM35 79V80H34ZM33 80L34 81H36L37 79H40L39 78V76H38V78L37 77H35ZM46 79V78H45ZM51 79V78H50ZM72 79H70V81H72ZM87 79V78H86ZM90 79V78H89ZM88 79V80H89ZM113 79V78H112ZM136 79H138V78H136ZM134 80V81H137V80ZM164 79V80H163ZM219 79V78H218ZM222 79V78H221ZM229 79V78H228ZM235 79V78H234ZM6 80H7V78H6ZM11 80H14V78L13 79H11ZM28 80H29V75H28ZM28 80H26V81H28ZM69 80V79H68ZM93 80V79H92ZM92 80H91V82H92ZM101 79H99V81H100ZM107 80H109V79H107ZM114 80V79H113ZM133 80V79H132ZM173 80V79H172ZM171 80V81H172ZM190 80V79H189ZM204 80V79H203ZM0 81H1V79H0ZM38 81V80H37ZM69 81V82H70ZM81 81V80H80ZM79 81V82H80ZM90 81V80H89ZM111 81V80H110ZM110 81H108L110 84L112 83V82H110ZM122 81V80H121ZM127 81H128V79H127ZM128 81V82H129ZM169 81H170V79H169ZM182 81H184V80H182ZM207 81V80H206ZM208 81H207V83H208ZM216 82H217V79L215 80ZM215 81H213V84L210 82V83H208V84H206V86L204 87V89L202 90V91H200V93H198V95L196 96L197 98H195V96L193 95V94H189L190 93V91H189V95H192V96H194L193 98L194 99H196L195 100V102H193L194 104H192V106H189V108H190V110H188L189 112H188V114H187V112L185 113V114H187L186 116H185V118H183V120H182V117H180V119H181V123L179 124V122L178 123H176V124H179V126H178V128H177V131L176 132H174V134H171V135H173L172 137H171V135H170V137H169V139L170 140H168V142H169V146H168V144H167V146L169 147H167L168 148V154L166 155L165 153H164V155H165V157L167 156V159L169 160V158L171 157L172 158V156H170L171 155V152L174 150V153H175V151L178 149V145H180V146H182L183 145V142L184 141H182L183 139H185V137L187 136V134H188V132H189V130H192L191 128L194 126V125H197L198 124V122H196L197 120L199 121L200 120V122L202 123H205L204 121H201L202 119H200V117L202 116L201 115V112H202V106H203V102H204V100H205V98H207V96H208V94H211L212 92H215V91H213L214 90V87H213V85H216L217 87H215L216 89H218V88H220L217 84H215ZM223 81V80H222ZM234 82H235V80H233ZM240 81V80H239ZM23 82H24V80H23ZM39 82V81H38ZM47 82V81H46ZM45 82V83H46ZM54 82V81H53ZM52 82V83H53ZM77 82V81H76ZM84 82V81H83ZM95 82H97V81H95ZM162 82V84L165 86V84H167V80H165V83H163ZM174 82H176L175 80H174ZM178 82V81H177ZM189 82V81H188ZM193 82V81H192ZM205 81H202V83H204ZM225 82V81H224ZM7 83H9V82H7ZM11 83V82H10ZM26 83V82H25ZM28 83H29V81H28ZM27 83V84H28ZM32 83V82H31ZM31 83H29V84H31ZM40 83V82H39ZM42 83H43V81H42ZM47 83H49V79H48V82ZM47 83H46V85H47ZM63 84H64V82H62ZM73 83V82H72ZM93 83V82H92ZM92 83H90V84H92ZM115 83L117 84V82L115 81ZM121 83H123L124 84V82H121ZM131 83V82H130ZM134 83H138V82H134ZM139 83H141L140 82V80H139ZM169 83V85H172V88H173V85H175V83H172L171 82V84H170V82H168ZM187 83V82H186ZM15 84V83H14ZM26 84V85H27ZM35 84H37V82H35ZM35 84H33L32 83V85H34L35 86ZM51 84V83H50ZM77 84H78V82H77ZM80 84V83H79ZM89 84V82H87L86 83V85H90ZM96 84V83H95ZM99 84H100V82H99ZM103 84V83H102ZM104 84H107V83H105L104 82ZM114 84V83H113ZM181 84V83H180ZM196 84V83H195ZM205 84V83H204ZM204 84H203V86H204ZM230 84H231V82H230ZM8 85V84H7ZM24 85V84H23ZM38 85V84H37ZM40 85V84H39ZM38 85V86H39ZM55 85V84H54ZM69 85H70V83H68V87H69ZM73 85V84H72ZM81 85V84H80ZM133 85V84H132ZM132 85H131V87H132ZM135 86H136V84H134ZM168 85V86H169ZM196 85H198V84H196ZM232 85V84H231ZM230 85V86H231ZM22 86V85H21ZM31 86V85H30ZM30 86H29V91L31 92V90H32V92H33V94H30V92H29V97L31 96V95H35V91H33L35 88L33 87V86H31V88L33 87L34 89H31L30 88ZM56 86H57V83H56ZM55 86V87H56ZM110 86V85H109ZM141 86V85H140ZM140 86H139V88H140ZM224 86H225V84H224ZM228 86V85H227ZM1 87V86H0ZM24 87V86H23ZM22 87V88H23ZM27 87V86H26ZM45 87H47V86H45ZM44 87V88H45ZM49 87V86H48ZM59 87H60V85H59ZM76 87V86H75ZM74 87V88H75ZM83 87V86H82ZM84 87H85V85H84ZM91 87V86H90ZM107 87V86H106ZM136 87H138V86H136ZM135 87V88H136ZM166 87H167V85H166ZM166 87H164V88H166ZM175 87V86H174ZM184 87V86H183ZM186 87V86H185ZM185 87H184V89H185ZM192 87V86H191ZM194 87H195V85H194ZM194 87H192V88H194ZM197 87V86H196ZM198 87H201L200 85L198 86ZM233 87V86H232ZM10 88V87H9ZM19 88V87H18ZM21 88V87H20ZM57 88H58V86H57ZM104 88V87H103ZM168 88H170V86L168 87ZM236 88V87H235ZM27 89V88H26ZM26 89H25V91H26ZM46 90L48 89V88H45ZM61 89H63V87L61 86ZM83 89H85V88H83ZM91 89V88H90ZM100 89V88H99ZM99 89L97 90H95V91H99ZM102 89V88H101ZM100 89V90H101ZM106 89V88H105ZM118 89V88H117ZM167 89V88H166ZM165 89V90H166ZM188 89H190V88H188ZM198 89H202V88H196V91L198 90ZM223 89L225 90L226 88H224L223 87ZM1 90V89H0ZM14 90V89H13ZM44 91V89H41V91ZM49 90V89H48ZM56 90V89H55ZM64 90V89H63ZM63 90H61V93H62V91ZM89 90V89H88ZM104 90V89H103ZM103 90H101L102 92H105V91H103ZM116 90V89H115ZM126 90V89H125ZM124 90V91H125ZM172 90V89H171ZM174 90V89H173ZM194 90V89H193ZM192 90V91H193ZM37 91V90H36ZM43 91H42V93H43ZM58 92H60V90H57ZM77 91V90H76ZM86 91V90H85ZM94 91V92H95ZM107 91V90H106ZM109 91V90H108ZM121 91H123V90H121ZM169 91V90H168ZM176 91H178V90H175V92ZM187 91V90H186ZM195 91V92H196ZM221 91V90H220ZM228 91H230V89H228ZM227 91V92H228ZM22 92H23V90H22ZM38 92H39V90H38ZM46 92V91H45ZM65 92V91H64ZM87 92V91H86ZM89 92V91H88ZM92 92V91H91ZM135 92V91H134ZM158 92H160L159 90H158ZM164 92V91H163ZM170 93H171V91H169ZM168 92V93H169ZM218 92V91H217ZM222 92V91H221ZM223 92H225L226 93V90L225 91H223ZM222 92V93H223ZM232 92V91H231ZM101 93V92H100ZM131 93H133V92H131L130 91V93H129V96H130V94ZM162 93V91L160 92V94ZM166 93V92H165ZM167 93V94H168ZM170 93H169V95H170ZM186 93V92H185ZM193 93V92H192ZM218 93H220V92H218ZM222 93H220L221 94V96H222ZM229 93V92H228ZM236 93V92H235ZM14 94V93H13ZM18 94H20V92L18 93ZM17 94V95H18ZM27 95H28V93H26ZM39 94V93H38ZM52 94V91H49V95H51ZM54 94V93H53ZM53 94H52V97H51V100H52V98H53ZM66 94V93H65ZM73 94H74V92H73ZM90 94V93H89ZM102 94H104V93H102ZM106 94H108L107 92H106ZM109 94H111L110 92H109ZM160 94H158L159 96H161L162 97V95H160ZM166 94V95H167ZM172 94V93H171ZM176 94V93H175ZM187 94V93H186ZM23 95H24V92H23ZM41 95V94H40ZM44 95V94H43ZM115 95V94H114ZM123 95V94H122ZM121 95V96H122ZM158 95H155V96H158ZM163 95H164V93H163ZM165 95V96H166ZM217 95V94H216ZM216 95H215V97H216ZM224 95V94H223ZM0 96H2V95H0ZM46 96V95H45ZM44 96V97H45ZM72 96V95H71ZM70 96V97H71ZM81 96V95H80ZM121 96H120V98H121ZM127 96V95H126ZM128 96V97H129ZM173 96V95H172ZM177 96V95H176ZM224 96H229V94L228 95H224ZM224 96H222L223 98H224ZM14 97H16V96H14ZM21 97V96H20ZM25 97H27V98H29L28 96H25ZM39 97V96H38ZM87 97H89V95H87V96H85V98H87ZM94 97V96H93ZM92 97V98H93ZM103 97V96H102ZM130 97H132V94H131V96ZM166 97H169L168 95L166 96ZM186 97V96H185ZM189 97V96H188ZM209 97V96H208ZM218 97H219V95H218ZM231 97H232V95H231ZM230 97V98H231ZM5 98H6V95H5ZM4 98V99H5ZM23 98V97H22ZM33 98V97H32ZM40 98V97H39ZM42 98H43V96H42ZM46 98H48L49 99V97H46ZM58 99H60L59 97H57ZM67 98V97H66ZM99 98V97H98ZM133 98H134V95H133ZM132 98V101L134 100ZM155 98V97H154ZM153 98V99H154ZM158 98H160V97H157V99ZM172 98V97H171ZM175 98H177V97H175ZM212 98L215 100L216 98H214V96H213V94H212ZM2 99V98H1ZM34 99H35V97H34ZM34 99H32V100H34ZM48 99H47V101H48ZM72 99V98H71ZM70 99V100H71ZM75 99V98H74ZM82 99H83V97H82ZM81 99V102L83 101ZM91 99V98H90ZM89 99V100H90ZM118 99H119V95H118ZM129 99H131V98H129ZM136 99V98H135ZM149 99H150V101H149ZM163 99V97L161 98V100ZM168 99V98H167ZM170 99V98H169ZM181 99V98H180ZM179 99V100H180ZM219 99V98H218ZM8 100V99H7ZM42 100V99H41ZM40 100V101H41ZM43 100H45V99H43ZM67 100V99H66ZM68 100H69V98H68ZM94 100V99H93ZM95 100L97 101V99L95 98ZM99 100V99H98ZM102 100H104V99H102ZM101 100V101H102ZM111 100H112V98H111ZM120 100V99H119ZM155 100V99H154ZM173 100V99H172ZM185 100V99H184ZM189 100V99H188ZM208 100V99H207ZM223 100V99H222ZM225 100V99H224ZM22 101H24L23 99L21 100V102ZM28 101V100H27ZM36 101V100H35ZM50 101V100H49ZM48 101V102H49ZM53 101H54V99H53ZM56 101V100H55ZM58 101V100H57ZM56 101V102H57ZM105 101V100H104ZM103 101V102H104ZM125 101H126V99H125ZM129 101V100H128ZM128 101H126V102H128ZM148 101H149V103H148ZM171 101V100H170ZM185 101H187V99L185 100ZM211 101H212V99H211ZM216 101H217V99H216ZM215 101V102H216ZM219 101V100H218ZM227 101H228V99H227ZM231 101H232V99H231ZM11 102V101H10ZM10 102H8L9 104H10ZM37 102V101H36ZM46 102V101H45ZM47 102V103H48ZM59 102V101H58ZM57 102V103H58ZM61 103L63 102L62 100L60 101ZM59 102V103H60ZM64 102H66V101H64ZM68 102V101H67ZM66 102V103H67ZM80 102V103H81ZM84 102V101H83ZM89 102V101H88ZM117 102H118V100H117ZM130 102H131V100L129 101V105H130ZM151 102H153V100L151 101ZM168 102V101H167ZM178 103H179V101H177ZM183 102V101H182ZM191 102V103H192ZM208 102H210V98H209V101ZM208 102H206L207 104H208V107H209V105L211 106V102H210V104L208 103ZM214 102V103H215ZM220 102V101H219ZM218 102V103H219ZM223 102V101H222ZM25 103H27V102H24V104ZM38 103H40V102H38ZM43 103V102H42ZM41 103V104H42ZM51 102H49L48 103V107H50V109H51V107H52V105L50 106L49 104H50ZM56 103V104H57ZM58 103V104H59ZM74 103V102H73ZM91 103V102H90ZM99 103H101V102H99ZM98 103V104H99ZM161 103V102H160ZM190 103V104H191ZM206 103H204L205 105H206ZM4 104H6V103H4ZM12 104V103H11ZM17 104V103H16ZM19 105H20V103H18ZM22 104V103H21ZM31 105H32V103H30ZM36 104V103H35ZM54 104V103H53ZM55 104V105H56ZM76 104V103H75ZM91 104H93L94 105V102L93 103H91ZM96 104H97V102H96ZM105 104L107 105V103L105 102ZM127 104V103H126ZM125 104V106H127ZM182 104V103H181ZM180 104V105H181ZM184 104H188L187 102L186 103H184ZM2 105V104H1ZM0 105V106H1ZM8 105V104H7ZM13 105V104H12ZM27 105V104H26ZM37 105V104H36ZM47 105V104H46ZM46 105H45V103H44V105H42V107L44 108V106L46 107ZM55 105H53L54 107H55ZM66 105V104H65ZM78 105V104H77ZM81 105V104H80ZM101 106H104V103H103V105L102 104H100ZM106 105H105V108H106ZM108 105H110V103L108 104ZM124 105V104H123ZM128 105V106H129ZM170 105V104H169ZM178 105V104H177ZM176 105V106H177ZM219 105V104H218ZM21 106V105H20ZM34 106V105H33ZM40 106V105H39ZM39 106H36V108L37 107H39ZM68 106H70V105H68ZM72 106V105H71ZM74 106V105H73ZM83 106V105H82ZM90 106V105H89ZM99 106V105H98ZM100 106V107H101ZM155 106H156V104H155ZM214 106H217L216 104L214 105ZM221 106V105H220ZM220 106H218V107H220ZM42 107H40V108H42ZM47 107V108H48ZM65 107V106H64ZM87 107V106H86ZM92 106H90L89 108H91ZM94 107H97V105H94ZM99 107V108H100ZM118 107V106H117ZM178 107H180V106H177L176 108H178ZM183 106H181L179 109L180 110H182L183 108V110H186L185 109V105H184V107L182 108ZM224 107V106H223ZM6 108V107H5ZM16 108V107H15ZM22 108V107H21ZM24 108V107H23ZM42 108V109H43ZM76 108V107H75ZM80 109H81V107H79ZM78 108V109H79ZM89 108H88V110H89ZM93 108V107H92ZM98 108V107H97ZM96 108V109H97ZM98 108V109H99ZM104 108V107H103ZM102 108V109H103ZM104 108V109H105ZM110 109H111V107H109ZM113 108V107H112ZM126 108V107H125ZM171 108V107H170ZM188 108V109H189ZM210 108V107H209ZM32 109V108H31ZM39 109V108H38ZM53 109V108H52ZM68 109H70V108H68ZM93 109H95V108H93ZM92 109V110H93ZM97 109V110H98ZM101 109V108H100ZM101 109V110H102ZM103 109V110H104ZM116 109V108H115ZM114 109V114H115V112H116V110ZM206 109V108H205ZM213 108L211 107V110H212ZM216 109V108H215ZM17 110V109H16ZM48 111V109H46L45 108V111ZM57 109H55V111H56ZM62 110V109H61ZM64 110H66V109H64ZM64 110H62V113H63V111ZM91 110V111H92ZM97 110H93L95 113H96V111ZM102 110V111H103ZM118 110V109H117ZM148 110H150L149 108H148ZM161 110H163V109H161ZM178 110V109H177ZM207 110H208V108H207ZM4 111V110H3ZM23 111V110H22ZM21 111V112H22ZM40 111H42V110H40ZM43 111H44V109H43ZM50 111H52V110H50ZM54 111V112H55ZM72 111H73V109H72ZM77 111H79V110H77ZM76 111V112H77ZM110 111V110H109ZM111 111V112H112ZM153 111V110H152ZM152 111H151V113H152ZM164 111V110H163ZM203 111H204V109H203ZM213 111H214V109H213ZM15 112V111H14ZM20 112V113H21ZM24 112H25V110H24ZM34 112H36V111H34ZM60 112V111H59ZM66 112V111H65ZM82 112V111H81ZM80 112V113H81ZM100 112V111H99ZM98 112V113H99ZM104 112V111H103ZM150 111H148V113H149ZM207 112V111H206ZM208 112H210L211 113V111H210V109H209V111ZM207 112V113H208ZM218 112V111H217ZM30 114L32 113V112H29ZM38 113H39V110H38ZM44 113V112H43ZM48 113H50V112H48ZM101 113V112H100ZM99 113V114H100ZM108 113V112H107ZM122 113V112H121ZM124 113V112H123ZM122 113V114H123ZM164 113V112H163ZM207 113L205 114V112H204V114L207 116ZM52 114H53V112H52ZM55 114V113H54ZM88 114V113H87ZM86 114V115H87ZM90 114V113H89ZM105 114V113H104ZM111 113L109 112V115H110ZM113 114V113H112ZM111 114V115H112ZM113 114V115H114ZM117 114V113H116ZM118 114H120V113H118ZM150 114V113H149ZM157 114V113H156ZM167 114V113H166ZM166 114H164V116L166 115ZM169 114V113H168ZM171 114V113H170ZM174 114V113H173ZM173 114H171V115H173ZM203 114V113H202ZM203 114V117L205 116ZM213 114V113H212ZM22 115V114H21ZM20 115V116H21ZM44 115H46V114H44ZM67 115V114H66ZM70 115V114H69ZM80 115V114H79ZM106 115H108V114H106ZM108 115V116H109ZM110 115V116H111ZM112 115V116H113ZM153 115H154V113H153ZM158 115V114H157ZM170 115V116H171ZM211 115V114H210ZM210 115H208L209 117H210ZM217 115V114H216ZM23 116V115H22ZM57 116H58V114H57ZM56 116V117H57ZM64 116V115H63ZM68 116V115H67ZM94 116H95V114H94ZM96 116H97V114H96ZM99 116V115H98ZM119 116V115H118ZM141 116V115H140ZM152 116V115H151ZM156 116V115H155ZM163 116V117H164ZM181 116H184V115H181ZM205 116V117H206ZM220 116H223V115H220ZM65 117V116H64ZM71 117V116H70ZM74 117H76V116H74ZM102 117V116H101ZM115 117V116H114ZM157 117V116H156ZM160 117H161V115H160ZM218 117H219V114H218ZM5 118V117H4ZM55 118V117H54ZM62 118V117H61ZM68 118V117H67ZM66 118V119H67ZM78 118V117H77ZM77 118H75V119H77ZM91 118V117H90ZM89 118V119H90ZM98 118V117H97ZM116 118V117H115ZM114 118V119H115ZM145 118V117H144ZM143 118V119H144ZM149 119H150V117H148ZM148 118H145V120H143V121H146L145 123H147V121L148 120H146V119H148ZM165 118H167L166 116H165ZM164 118V119H165ZM172 118V117H171ZM177 118V117H176ZM208 117H206V119H207ZM212 117H210V119H211ZM224 118V117H223ZM7 119V118H6ZM53 119V118H52ZM74 119V120H75ZM84 119V118H83ZM99 119V118H98ZM100 119H104V118H100ZM113 119V118H112ZM117 119H119V117L117 118ZM155 119V118H154ZM205 119V118H204ZM209 119V118H208ZM225 119V118H224ZM223 119V120H224ZM5 120V119H4ZM35 120V118L33 119V121ZM56 120V119H55ZM74 120H73V122H74ZM94 120V119H93ZM92 120V121H93ZM96 120V119H95ZM111 120V119H110ZM158 120V119H157ZM2 121H3V119H2ZM1 121V122H2ZM11 121V120H10ZM17 121V120H16ZM28 121V120H27ZM37 121H38V118H37ZM67 121V120H66ZM70 121V120H69ZM76 121V120H75ZM91 121V120H90ZM99 121V120H98ZM102 121V120H101ZM104 121V120H103ZM162 121V120H161ZM1 122H0V124H1ZM4 122V121H3ZM13 122V121H12ZM44 122V121H43ZM46 122V121H45ZM44 122V123H45ZM49 122V121H48ZM52 122V121H51ZM51 122H49V123H51ZM59 122V121H58ZM77 122V121H76ZM76 122H74L75 124H76ZM80 122V121H79ZM93 122H95V121H93ZM107 122V121H106ZM108 122H110V121H108ZM111 122H112V120H111ZM110 122V124H112ZM117 122V121H116ZM164 122V121H163ZM162 122V123H163ZM175 122H177V120L175 121ZM175 122H174V124H175ZM199 122V123H200ZM211 122H213V121H211ZM216 122V121H215ZM35 123H37L36 121H35ZM42 123V122H41ZM66 123H68V121L66 122ZM86 123H87V120H86ZM96 123V122H95ZM105 123V122H104ZM120 123V122H119ZM158 123H159V121H158ZM200 123V124H201ZM202 123V124H203ZM207 123H208V120H207ZM210 123V122H209ZM214 123V122H213ZM3 124V123H2ZM16 124V123H15ZM32 124H34V122L32 123ZM40 124V123H39ZM65 124V123H64ZM84 124V123H83ZM98 124V123H97ZM102 124V123H101ZM108 124V123H107ZM153 124V123H152ZM36 125V124H35ZM34 125V126H35ZM46 125V124H45ZM44 125V126H45ZM50 125V124H49ZM53 125V124H52ZM60 125H62V124H60ZM80 125V124H79ZM100 125V124H99ZM116 125V124H115ZM140 125H143V123H141ZM155 125H156V122H155ZM154 125V126H155ZM25 126V125H24ZM39 126H42L41 124L39 125ZM82 126H84V125H82ZM92 126V125H91ZM95 126H96V124H95ZM107 126V125H106ZM109 126H112V125H109ZM108 126V127H109ZM113 126H114V124H113ZM113 126H112V129H113ZM119 126V125H118ZM146 126L147 125H145V128H146ZM4 127V126H3ZM2 127V129H4ZM23 127V126H22ZM77 127V126H76ZM81 126H79V128H80ZM86 127H87V125H86ZM153 127V126H152ZM50 127H48V129H49ZM62 128V127H61ZM69 128H71V127H69ZM82 128V127H81ZM94 127L92 126V129H93ZM96 128H98L97 126H96ZM116 128V127H115ZM143 128V127H142ZM142 128L140 127L139 129H141L142 130ZM14 129V128H13ZM17 129V128H16ZM20 129V128H19ZM32 129V128H31ZM41 129H43V128H41ZM84 129V128H83ZM86 129V128H85ZM102 129V128H101ZM111 129V128H110ZM148 129V128H147ZM146 129V130H147ZM151 129V128H150ZM169 129H171L170 131L171 132H173L172 131V129H174V128H170L169 127ZM194 129V128H193ZM209 128H207V130H208ZM37 130V129H36ZM55 130V129H54ZM57 130V129H56ZM61 130H63V129H61ZM68 130V129H67ZM79 130V129H78ZM80 130H82V129H80ZM97 130V129H96ZM100 130V129H99ZM107 131H109V132H111L112 130H109V128L108 129H106ZM115 129H113V131H114ZM138 130V129H137ZM141 130L138 132V133H140L141 132ZM168 130V129H167ZM175 130V129H174ZM195 130V129H194ZM198 131L200 130V129H197ZM203 130H205V129H203ZM203 130H202V132H203ZM219 130H221V127L219 128ZM34 131V130H33ZM33 131H31L30 130V132H33ZM86 131H88L87 129H86ZM144 132H145V130H143ZM148 131H149V129H148ZM148 131H146V132H148ZM152 131H154V129H152ZM157 131H158V129H157ZM162 131V130H161ZM210 131H211V129H210ZM209 130L208 131H206V132H210ZM214 131H216V130H214ZM1 132V131H0ZM26 132V131H25ZM42 132V131H41ZM49 132V131H48ZM54 132H57V131H54ZM61 132V131H60ZM70 132V131H69ZM72 132V131H71ZM85 131H83V133H84ZM100 133L102 132V131H99ZM115 132H116V134H117V131L115 130L114 131V134H115ZM151 132V130L149 131V133L147 134V135H149V134H151L150 133ZM156 132V131H155ZM159 132V131H158ZM201 132V133H202ZM212 132V131H211ZM217 132H218V130H217ZM5 133V132H4ZM3 133V134H4ZM12 133V132H11ZM27 133V132H26ZM68 132H66V134H67ZM75 133V132H74ZM113 133V132H112ZM135 133V134H134ZM163 133H164V130H163ZM169 133V130L167 131V133H165V138H167V136H166V134H168ZM200 133V134H201ZM10 134V133H9ZM20 134V133H19ZM22 134V133H21ZM28 134V133H27ZM30 134H32V133H30ZM65 134V133H64ZM70 134H72V133H70ZM88 134V133H87ZM98 134V133H97ZM134 134V135H133ZM141 134V133H140ZM143 134V133H142ZM159 133H156V136L158 135ZM203 134V133H202ZM10 135H12V134H10ZM9 135V136H10ZM24 135V134H23ZM37 135V134H36ZM58 135H60V134H58ZM63 135V134H62ZM67 135H69V134H67ZM86 135V134H85ZM91 135V134H90ZM100 135V134H99ZM98 135V136H99ZM106 135V138H107V134H105ZM145 135H146V133H145ZM146 135V136H147ZM152 135V134H151ZM169 135V134H168ZM18 136V135H17ZM29 136V135H28ZM47 136V135H46ZM45 136V137H46ZM72 136H73V134H72ZM95 136H96V134H95ZM143 136V135H142ZM145 136V138H147ZM155 136V135H154ZM163 136V135H162ZM203 136V135H202ZM205 136H206V134H205ZM209 136H210V134H209ZM27 137V136H26ZM33 137V136H32ZM31 137V140L33 139ZM41 137V136H40ZM64 137V136H63ZM70 137V136H69ZM75 137V136H74ZM85 137V136H84ZM84 137H81L80 136V138H84ZM87 137V136H86ZM101 137H104V136H101ZM99 138L100 139V141H101V139L102 138ZM110 137V136H109ZM137 137V136H136ZM140 137H141V135H140ZM157 137H159V136H157ZM4 138V137H3ZM13 138V137H12ZM12 138H11V140H12ZM23 138V137H22ZM36 138H37V136H36ZM35 138V139H36ZM105 137H104V139H106ZM119 138V139H120ZM153 138V137H152ZM156 138V137H155ZM16 139V138H15ZM40 139V138H39ZM42 139V138H41ZM40 139V140H41ZM45 139V138H44ZM67 139V138H66ZM70 139V138H69ZM73 139V138H72ZM75 139V138H74ZM89 139V138H88ZM88 139H86V140H88ZM118 139V140H119ZM142 139H144V136H143V138ZM141 139V140H142ZM157 140H158V138H156ZM155 139V140H156ZM159 139H161V138H159ZM168 139V138H167ZM198 139V138H197ZM202 139V138H201ZM207 140V138L206 137H204V140ZM2 140V139H1ZM23 140V139H22ZM26 140H29V138L28 139H26ZM30 140V141H31ZM49 140V139H48ZM53 140V139H52ZM71 140V139H70ZM76 140V139H75ZM82 140V139H81ZM85 140V141H86ZM91 140V139H90ZM108 140H109V138H108ZM141 140L139 139V141L141 142ZM145 140V139H144ZM166 140V139H165ZM164 140V141H165ZM187 140V139H186ZM189 140V139H188ZM211 140H210V142H211ZM25 141V140H24ZM44 141V140H43ZM66 141H68V139L66 140ZM73 141V140H72ZM71 141V142H72ZM78 141V140H77ZM76 141V142H77ZM89 141V140H88ZM99 141V142H100ZM102 141H104V140H102ZM110 141V140H109ZM113 141V140H112ZM143 141V140H142ZM167 141V140H166ZM181 141H182V145H181ZM209 141V140H208ZM14 142V141H13ZM75 142V143H76ZM151 142V141H150ZM157 142V141H156ZM187 144H188V146H189V143H188V141H185ZM196 142V141H195ZM19 143V142H18ZM35 143V142H34ZM38 143H39V141H38ZM85 143V142H84ZM103 143V142H102ZM105 143H107V142H104V144ZM109 143V142H108ZM142 143V142H141ZM146 143H147V139H146ZM163 143V142H162ZM166 143V142H165ZM192 143H194V141H191V144ZM209 143V142H208ZM26 144V143H25ZM40 144V143H39ZM68 145H69V143H67ZM91 144V143H90ZM92 144H93V142H92ZM97 144V143H96ZM137 144V143H136ZM138 144H139V142H138ZM145 144V143H144ZM148 144V143H147ZM157 144V143H156ZM195 144H197L198 145V143H195ZM194 144V145H195ZM19 145V144H18ZM20 145H22V143L20 144ZM29 145V144H28ZM28 145H26L27 147H28ZM41 145V144H40ZM78 145V144H77ZM81 145V144H80ZM84 145V144H83ZM111 145V148H116V146H113L112 144H109V146ZM142 145V144H141ZM158 145H159V143H158ZM164 145V144H163ZM186 145V144H185ZM184 145V146H185ZM194 145H191V146H194ZM261 145V144H260ZM264 145V144H263ZM262 145V149H263V146ZM25 146V145H24ZM33 146H35V145H33ZM70 146V145H69ZM68 146V147H69ZM71 146L73 147V145L71 144ZM75 146V145H74ZM91 146H93V145H91ZM109 146H108V149H109ZM136 147L137 148V146H135V145H132L131 146V148L132 147ZM144 146V145H143ZM143 146H142V149H143ZM148 146V145H147ZM153 146V145H152ZM162 146V145H161ZM165 146V145H164ZM187 146V147H188ZM23 147V146H22ZM22 147H20V148H22ZM105 147H107V145L105 146ZM141 147V146H140ZM157 147V146H156ZM155 147V148H156ZM166 147V146H165ZM200 147V146H199ZM78 148H80L79 146H78ZM83 148L84 147H82V150H83ZM129 148V150H127ZM158 148V147H157ZM167 148H164V151H162V152H166L167 153V151H165ZM184 147L182 146V149H183ZM191 148V147H190ZM190 148H188V149H190ZM36 149V148H35ZM85 149V148H84ZM108 149H106V150H108ZM134 149V148H133ZM131 150V151H135V150ZM144 149H145V147H144ZM179 149H180V147H179ZM177 150V153H175L176 155L174 156V154H173V156L174 157H176V156H178L177 154L180 152V151H183L182 153H184V152H186V150L188 151V149H186V148H184L183 150ZM186 149V150H185ZM193 149V147L189 150V151H191ZM199 149V148H198ZM201 149V148H200ZM26 150V149H25ZM28 150V149H27ZM32 150V149H31ZM101 150H103V149H100L99 151H101ZM114 150H116V149H114ZM137 150H140L141 151V148L139 149V147L137 148ZM149 150H150V148H149ZM162 150V149H161ZM204 150V149H203ZM208 150H211L210 148L208 149ZM208 150L206 151L207 153H208ZM259 150H261L260 148H259ZM30 151V150H29ZM28 151V152H29ZM85 151H86V149H85ZM89 151V150H88ZM94 151H96V149L94 150ZM92 152V153H96V154H99V155H102V154H104L105 152H102V154H100V153H98V151H96V152ZM104 151V150H103ZM110 150H108V152H109ZM112 151V150H111ZM117 151H114V152H117ZM148 151V150H147ZM151 151H155L154 149H152ZM198 151H200V150H198ZM202 151V150H201ZM263 151V150H262ZM23 152V151H22ZM28 152H25L27 155H28ZM90 152H91V150H90ZM114 152L112 153L111 152V154H113L114 155ZM129 152H128V156H129ZM161 152V153H162ZM193 152V151H192ZM205 152V151H204ZM24 153V154H25ZM30 153V152H29ZM135 153V152H134ZM142 154H144V152H143V150H142V152H141ZM141 153L139 152V155L141 156ZM146 153V152H145ZM157 153V152H156ZM181 153V152H180ZM179 153V154H180ZM191 153V152H190ZM194 153V152H193ZM200 153V152H199ZM21 155H20V158L21 157H23V154L22 153H20ZM26 154H25V156H26ZM39 154H41V153H39ZM72 154H74L73 152H72ZM72 154L70 155V156H72ZM82 154V153H81ZM85 154V153H84ZM107 154V153H106ZM105 154V155H106ZM109 154V153H108ZM111 154H109V155H111ZM116 154V153H115ZM118 154H116L115 156H114V158H116V156L118 155ZM127 154V153H126ZM125 154V155H126ZM133 154V153H132ZM136 154V153H135ZM134 154V155H135ZM137 154H138V152H137ZM150 154H152V156H154L153 155V153H150ZM149 154V157L151 156ZM186 154H188V156L190 155L189 153H185L184 155H186ZM192 154V153H191ZM197 154V153H196ZM195 154V155H196ZM205 154V153H204ZM209 154H210V152H209ZM257 154V153H256ZM263 154V153H262ZM18 155V154H17ZM29 155H32V154H29ZM29 155H28V157H29ZM76 155V154H75ZM74 155V156H75ZM83 155V154H82ZM125 155H124V158H125V160H127V158L126 157H128V156H126L125 157ZM138 155V156H139ZM199 155V154H198ZM201 155H203V154H201ZM3 156V155H2ZM34 156V155H33ZM69 156V157H70ZM78 156V155H77ZM76 156V157H77ZM93 156H95V155H93ZM92 156V157H93ZM97 156V155H96ZM108 156V155H107ZM112 156V155H111ZM131 156V155H130ZM129 156V157H130ZM133 156V155H132ZM131 156V157H132ZM146 156V155H145ZM144 156V157H145ZM151 156V158H153ZM182 156H183V154H182ZM182 156L180 157V158H182ZM187 156V155H186ZM186 156H184L183 158H185ZM257 156V155H256ZM40 157H41V155H40ZM68 156H66V158H67ZM81 157V156H80ZM91 157V158H92ZM103 157V160L102 161H104V160H106V158L104 159V156H102ZM102 157L101 158H99V156H98V159H102ZM113 157V156H112ZM118 157V156H117ZM130 157V158H131ZM142 157H143V155H142ZM147 157H148V155H147ZM162 157V156H161ZM164 157V158H165ZM189 157H191V156H189ZM199 157V159H200V155L198 156ZM198 157H197V159H198ZM203 157L205 158V155H203ZM6 158V157H5ZM19 157H17V159H18ZM19 158V159H20ZM30 158H32L31 156H30ZM74 158V157H73ZM79 158V157H78ZM83 158H84V156H83ZM90 158V159H91ZM121 158L122 159H124L123 158V156H121ZM146 158V157H145ZM163 158V159H164ZM170 158V163H171V160H173V159H171ZM182 158V159H183ZM27 159H29V158H27ZM26 159V160H27ZM34 159V158H33ZM67 159H69V158H67ZM66 159V160H67ZM81 158H79V160H80ZM89 159V160H90ZM109 159V158H108ZM112 159V158H111ZM111 159H109V160H111ZM117 159V158H116ZM121 159V160H122ZM129 159V158H128ZM133 159V158H132ZM131 159V161L133 162V160H135L136 159V157H135V159H133L132 160ZM140 159V158H139ZM143 159V158H142ZM176 159H177V157H176ZM176 159H174V160H176ZM179 159V158H178ZM177 159V160H178ZM186 159V158H185ZM194 159H196V158H194ZM193 159V160H194ZM196 159V160H197ZM259 159V158H258ZM21 160V159H20ZM26 160H25V162H26ZM37 160V159H36ZM78 160V159H77ZM93 160H95L94 158L92 159V161ZM97 160V159H96ZM95 160V161H96ZM113 160V159H112ZM111 160V161H112ZM120 160V162L121 163H123L122 161ZM150 160V159H149ZM148 160V161H149ZM153 160V159H152ZM155 160V159H154ZM162 160V159H161ZM166 160V159H165ZM164 160V161H165ZM167 160V161H168ZM184 160V159H183ZM182 160V162L184 163V161ZM193 160H191V161H193ZM206 160V159H205ZM207 160H208V158H207ZM209 160H211V159H209ZM251 160H253V159H251ZM250 160V161H251ZM255 160V159H254ZM3 161V160H2ZM1 161V162H2ZM19 161V160H18ZM24 161V160H23ZM95 161H93V163L95 162ZM100 161V160H99ZM110 161V162H111ZM117 161V160H116ZM116 161H115V163H116ZM118 161H119V159H118ZM129 161V160H128ZM144 161V160H143ZM166 161V164H168L169 162H167ZM179 161V160H178ZM200 161H203V160H200ZM250 161H248L249 163H250ZM256 161V160H255ZM11 162V161H10ZM27 162H29V161H27ZM27 162L25 163V164H27ZM32 162V161H31ZM37 162V161H36ZM40 162H42V161H40ZM86 162V161H85ZM88 162V161H87ZM97 162H98V160H97ZM106 162V161H105ZM120 162H118V163H120ZM125 162V161H124ZM155 162V161H154ZM173 162V161H172ZM180 162V161H179ZM178 162V163H179ZM247 162V163H248ZM253 161H251V163H252ZM35 163V162H34ZM96 163V162H95ZM120 163V164H121ZM131 163V162H130ZM148 163V162H147ZM146 163V164H147ZM157 163V162H156ZM177 163V162H176ZM189 164L191 163V162H188ZM4 164H5V162H4ZM24 162L22 163V165L23 166H21V167H23V170L24 169H26V168H28V167H24ZM31 163H29V168H30V166H32V164L30 165ZM36 164V163H35ZM67 164V163H66ZM82 164V163H81ZM85 164V163H84ZM114 164V163H113ZM155 164V163H154ZM180 164V163H179ZM178 164V165H179ZM185 164V163H184ZM188 164V165H189ZM194 164V163H193ZM200 164V163H199ZM209 164V163H208ZM11 165V164H10ZM20 165H21V163H20ZM87 165L90 167L91 165L89 164V163H87ZM86 165V166H87ZM94 165H96V164H94ZM99 165V163L97 164V166ZM110 166V170H112L113 168L112 167H114V169L116 168L115 167V165H112L111 166V163L109 164ZM123 165V164H122ZM127 165V164H126ZM128 165H130V164H128ZM127 165V166H128ZM134 165V163L132 164V165H130V166H133ZM152 165V164H151ZM160 165V164H159ZM163 165V167L160 165V167H162L163 169H166V167L164 168V166H165V164L163 163L162 164ZM170 165H172V164H170ZM170 165H168V166H170ZM173 165H175V164H173ZM183 165V164H182ZM195 165V164H194ZM198 165V164H197ZM260 165V166H259ZM0 166H1V164H0ZM6 168H7V166L6 165H4ZM9 166V165H8ZM18 166H19V163H18ZM26 166H28V165H26ZM35 166V165H34ZM67 166V165H66ZM65 166V167H66ZM69 166H70V164H69ZM93 166V165H92ZM101 166H102V164H101ZM100 166V167H101ZM121 166V165H120ZM124 166H125V163H124ZM138 166V168H139V165H137ZM154 166H156V165H154ZM153 165L151 166V168L152 167H154ZM180 166H181V164H180ZM183 166H185V165H183ZM191 166V165H190ZM189 166V167H190ZM200 166V165H199ZM209 166V165H208ZM262 166V168H260ZM41 167V166H40ZM62 167V166H61ZM68 167V166H67ZM96 166H94V168H95ZM108 167V166H107ZM134 167V166H133ZM147 167V166H146ZM176 167H177V165H176ZM187 167V166H186ZM34 168V167H33ZM36 168V167H35ZM63 168V167H62ZM71 168V167H70ZM112 168V169H111ZM119 168H121V167H119ZM124 168H126V166L124 167ZM132 168V167H131ZM142 168H143V166H142ZM155 168V167H154ZM168 168V167H167ZM172 168V167H171ZM179 168V167H178ZM181 168V167H180ZM188 168V167H187ZM194 168H195V166H194ZM193 168V169H194ZM5 169V168H4ZM8 169V168H7ZM19 169H20V167H19ZM121 169H123V168H121ZM129 169H130V167H129ZM128 169V170H129ZM145 169V168H144ZM153 169V168H152ZM158 169V168H157ZM161 169V168H160ZM162 169V170H163ZM169 169V168H168ZM192 169V170H193ZM195 169H197V166H196V168ZM199 169V168H198ZM245 169V168H244ZM6 170V169H5ZM22 169H20V171H21ZM65 170H67V168H65ZM96 170V169H95ZM116 170H118V169H116ZM127 169H126V171H128ZM139 170V169H138ZM142 170V169H141ZM162 170L160 171V174H161V172H162ZM180 170H182L181 172H185L184 171V167L182 168V169H180ZM188 170H190V169H188ZM191 170V171H192ZM246 170V169H245ZM248 170V169H247ZM250 170V169H249ZM26 171H28V170H26ZM26 171L24 172V174H26ZM32 172H30L29 174L31 175V173H33V169L31 170ZM38 171V170H37ZM94 171V170H93ZM101 171V170H100ZM100 171H98L99 173H100ZM103 171V170H102ZM106 171V170H105ZM115 171V170H114ZM114 171L112 172V174H113V176H114ZM120 171V170H119ZM123 171V170H122ZM126 171H123V172H125V174H126ZM130 171V170H129ZM128 171V172H129ZM164 172H167L166 170H163ZM172 171H173V168H172ZM186 171H187V169H186ZM259 171H262V172H259ZM22 172V171H21ZM35 172V171H34ZM39 172V171H38ZM67 172H68V170H67ZM75 172V171H74ZM92 172V171H91ZM108 172V171H107ZM118 172V171H117ZM163 172V173H164ZM169 172H170V170H169ZM174 172V171H173ZM177 172H178V170H177ZM176 172V173H177ZM189 172V171H188ZM193 172V171H192ZM192 172H189V173H192ZM200 172V171H199ZM252 172H253V174H252ZM7 172H5V174H6ZM16 173V172H15ZM37 173V172H36ZM65 173V172H64ZM109 173H110V171H109ZM130 173V172H129ZM128 173V174H129ZM134 173H136V172H134ZM142 173V172H141ZM162 173V174H163ZM246 173H248L247 171H246ZM249 173H250V171H249ZM27 174H28V172H27ZM108 174V173H107ZM112 174L110 173V174H108V175H111V177H110V180H111V178L113 177L112 176ZM120 174H122L121 172H120ZM137 174H138V172H137ZM155 174V173H154ZM156 174H157V172H156ZM160 174H158V175H160ZM188 174V173H187ZM194 174V173H193ZM2 175V174H1ZM15 175V174H14ZM13 175V176H14ZM21 175H23V174H21ZM65 175V174H64ZM74 175V174H73ZM81 175V174H80ZM102 175V174H101ZM100 175V176H101ZM107 175V176H108ZM136 175V174H135ZM167 175V174H166ZM166 175H165V177H166ZM170 175V174H169ZM177 175V174H176ZM186 175V174H185ZM198 175V174H197ZM248 174H245L243 177H245V176H247ZM4 176V175H3ZM29 176V175H28ZM28 176H27V178H28ZM91 175H89V177H90ZM117 176V175H116ZM120 176V175H119ZM131 176H132V174H131ZM139 176V175H138ZM142 176V175H141ZM161 176V175H160ZM181 176H183V175H181ZM181 176H175L174 175V178L175 177H181ZM192 176V175H191ZM194 176V175H193ZM196 176V175H195ZM22 177V176H21ZM59 177H62V176H59ZM64 177V176H63ZM77 177V176H76ZM88 176H87V178H89ZM92 177V176H91ZM91 177H90V179H91ZM104 177V176H103ZM123 177V176H122ZM136 177V176H135ZM144 177V176H143ZM148 177V176H147ZM146 177V178H147ZM170 177V176H169ZM185 176H183V177H181V179L182 178H184ZM187 177V176H186ZM188 177H190V176H188ZM188 177H187V179H188ZM198 177V176H197ZM238 177V178H237ZM242 177V178H243ZM8 178V177H7ZM26 178V177H25ZM30 178H31V176H30ZM68 178V177H67ZM70 178V177H69ZM99 178V177H98ZM115 178V177H114ZM117 178V177H116ZM120 178V177H119ZM126 178V177H125ZM125 178H122V180L124 179L125 180ZM139 178V177H138ZM145 178V179H146ZM163 178V177H162ZM161 178V179H162ZM168 178V177H167ZM177 178V179H178ZM192 178V177H191ZM240 178H241V176H240ZM241 178V179H242ZM22 179H24V178H22ZM61 179V178H60ZM59 179V180H60ZM78 179V178H77ZM102 179V178H101ZM108 179V178H107ZM144 179V178H143ZM149 179V178H148ZM154 179V178H153ZM164 179H166V178H164ZM171 179V178H170ZM173 179V178H172ZM180 179V178H179ZM178 179V180H179ZM186 179V178H185ZM186 179V180H187ZM193 179V178H192ZM200 179V180H199ZM236 179L238 180V181H236ZM26 180V179H25ZM24 180V182H26ZM59 180H56V181H58L59 183H60V181ZM66 180V179H65ZM70 180V179H69ZM72 180V179H71ZM71 180L69 181V182H71ZM74 180V179H73ZM79 180V179H78ZM84 180V179H83ZM114 180V179H113ZM126 180H127V178H126ZM125 180V181H126ZM174 180V179H173ZM178 180H176V181H173V183L172 184H174L175 182H177L178 183ZM182 180H184V179H182ZM182 180H181V182H182ZM194 180V179H193ZM243 180H246V177H245V179H243ZM64 180H62V182H63ZM67 181V180H66ZM96 181V180H95ZM112 181V180H111ZM118 181V180H117ZM134 182H135V179L133 180ZM139 181V180H138ZM149 181V180H148ZM153 181H155L156 182V180H153ZM165 181H168V180H165ZM4 182V181H3ZM6 182V181H5ZM16 182V181H15ZM28 182V181H27ZM58 182H56V183H58ZM88 182V181H87ZM94 182V181H93ZM110 182V181H109ZM113 182V181H112ZM111 182V183H112ZM121 182V181H120ZM128 182V181H127ZM137 182V181H136ZM140 182H141V179H140ZM146 182V181H145ZM183 182H185V181H183ZM181 183V184H185V183ZM64 183V182H63ZM62 183V184H63ZM75 183V182H74ZM74 183H72V184H74ZM104 183V182H103ZM108 183V182H107ZM117 183V182H116ZM125 183V182H124ZM123 183V184H124ZM133 183V182H132ZM138 183V182H137ZM152 183V182H151ZM154 183V182H153ZM159 183V182H158ZM164 183V182H163ZM168 183V182H167ZM169 183H170V181H169ZM188 183H189V181H188ZM241 183H239V184H241ZM6 184V183H5ZM20 184V183H19ZM55 184V183H54ZM70 185H71V183H69ZM84 184V183H83ZM119 184V183H118ZM128 184V183H127ZM130 184V183H129ZM141 184H143V183H141ZM156 184H157V182H156ZM176 184V183H175ZM187 184V183H186ZM239 184H237V185H239ZM56 185V184H55ZM61 185V184H60ZM91 185V184H90ZM111 185V184H110ZM109 185V186H110ZM116 185V184H115ZM139 185V184H138ZM138 185H135V187L137 188V186ZM149 185V184H148ZM163 185V184H162ZM165 185V184H164ZM168 185V184H167ZM177 185V189H180L179 188V185H180V183H179V185L178 184H176ZM175 185V186H176ZM259 185H261V186H259ZM6 186V185H5ZM10 186V185H9ZM9 186H8V190L10 189L9 188ZM20 186V185H19ZM25 186V185H24ZM85 186V185H84ZM89 186V185H88ZM100 186H102V185H99V187ZM103 186H104V184H103ZM108 186V185H107ZM120 187H121V185H119ZM124 186V185H123ZM130 186H133L132 184L130 185ZM151 186V185H150ZM153 186H155V185H153ZM153 186H152V188H153ZM161 186V185H160ZM170 186H171V184H170ZM185 186V185H184ZM183 186V187H184ZM227 188H226V187ZM234 186V187H233ZM258 186L259 187H261V188H258ZM3 187V186H2ZM12 187V186H11ZM15 187V185L13 186V188ZM21 187V186H20ZM53 187V186H52ZM116 187V186H115ZM120 187H119V189H120ZM134 186H133V188H135ZM166 187V186H165ZM222 187H225L224 188V190L226 189H228L229 188V190L231 191L230 192V196H229V194H228V196H229V202L230 203H228V205L229 204H234L235 202H238L239 203V201L238 200H243L242 198H244L242 195L244 194V196H245V200L247 199H249L248 201H250V202H252V203H255V204H248L249 206H252V207H249V208H247V203L242 207V209H241V211L239 212L238 210H240V203L238 204L239 206L238 207H240L239 209H237L236 207H234V209H236V214H234V212H232L231 210H229L228 208H230V207H232V206H227L226 208L228 209H226V211L225 210H223V211H225V212H228V213H226L225 214V216L227 215V218L224 216V213L223 214H221V215H223L226 219V221L225 222H223L224 224L223 225H221V224H217L218 222L217 221H215L214 222V220L217 218L216 216L218 215L217 214V212H220L219 210L216 212L215 211V213L214 214H212V212H209L210 210L212 211L213 209H214V207L212 208V206L209 208V213L212 215H210V214H206V215H210L212 218L210 219V222H207V221H209V220H207V221H203L204 223H206L205 224V228L203 229V230H201V232L196 228L197 227V225H196V227H194V228H196L197 229V232H195L194 230V232L191 230V228L189 227L190 225H195V223H193L194 222V218L196 217V218H198L200 215H198L199 213L196 211H192L193 210V208H196V207H198L200 204H206L207 205V203H210L211 202V200L213 199L214 201L215 200H218V199H220V198H216V199H214V197L216 196V195H219L220 194V192H218V190L221 188L222 189ZM233 187V188H232ZM6 188V187H5ZM13 188H11L12 190H14ZM19 188V187H18ZM55 188H56V186H55ZM59 188V187H58ZM62 188H64V187H62ZM88 188V187H87ZM103 188V187H102ZM124 188V187H123ZM135 188V189H136ZM149 188V187H148ZM155 188V187H154ZM169 188V187H168ZM189 188V187H188ZM6 189V190H7ZM61 189V188H60ZM66 189V188H65ZM99 189V188H98ZM106 189H107V187H106ZM122 189V188H121ZM132 189V188H131ZM134 189V190H135ZM150 189V188H149ZM160 189V188H159ZM176 189V188H175ZM51 190V189H50ZM59 190V189H58ZM90 190V189H89ZM117 190V189H116ZM145 190V189H144ZM162 190V189H161ZM166 190H167V188H166ZM169 190V189H168ZM181 190V189H180ZM184 190V189H183ZM261 190V191H260ZM5 191V190H4ZM18 191V190H17ZM16 191V192H17ZM57 191V190H56ZM66 190H64L63 192H65ZM67 191H68V189H67ZM86 191V190H85ZM84 191V192H85ZM94 191V190H93ZM97 191V190H96ZM106 191V190H105ZM119 191V190H118ZM127 191V190H126ZM147 191V190H146ZM157 191V190H156ZM160 191V190H159ZM158 191V192H159ZM164 191V190H163ZM169 191H171V189L169 190ZM174 191V190H173ZM175 191H177V190H175ZM184 191H186V190H184ZM222 191V190H221ZM234 191H235V189H234ZM257 191L259 192V193H257ZM20 192V191H19ZM49 192V191H48ZM95 192V191H94ZM93 192V193H94ZM98 192V191H97ZM104 192V191H103ZM123 192V190L121 191V193ZM129 192V191H128ZM136 193H137V191H135ZM142 192V191H141ZM165 193H166V191H164ZM217 192V193H216ZM225 192H227V191H225ZM229 192V191H228ZM50 193V192H49ZM79 193V192H78ZM89 193V192H88ZM104 193H106V192H104ZM104 193H102V194H104ZM109 193V192H108ZM119 194H120V192H118ZM124 193V192H123ZM130 193H133V192H131L130 191ZM144 193V192H143ZM148 193V192H147ZM153 193H154V191H153ZM161 193V192H160ZM163 193V192H162ZM162 193H161V196H162ZM176 193V192H175ZM180 193V192H179ZM219 193V194H218ZM223 193V192H222ZM14 194V193H13ZM16 194V193H15ZM57 194V193H56ZM59 194V193H58ZM57 194V195H58ZM66 194H68V193H66L65 192V194L64 195H66ZM101 194V195H102ZM113 194H114V192H113ZM119 194H118V196H116L117 194L115 193V197H117L116 198V200L118 201L119 199H118V197H120L119 196ZM125 194V193H124ZM138 194V193H137ZM164 194V193H163ZM180 194H182V192L180 193ZM227 194V193H226ZM258 194V195H257ZM55 195V194H54ZM56 195V196H57ZM61 194H59V196H60ZM100 195V194H99ZM123 195V194H122ZM130 195V194H129ZM132 195H134V194H132ZM132 195H130V196H132ZM136 195V194H135ZM149 195V194H148ZM152 195V194H151ZM159 195V194H158ZM171 195V194H170ZM199 195V197L200 198H198V200H197V196ZM221 195V194H220ZM1 196V195H0ZM79 196H81V195H79ZM78 196V197H79ZM105 196V195H104ZM139 196V195H138ZM140 196H142V195H140ZM154 196V195H153ZM157 196V195H156ZM155 196V197H156ZM160 196V195H159ZM172 196V195H171ZM223 196V195H222ZM221 196V197H222ZM224 196H227V195H225L224 194ZM224 196H223V199H224ZM45 197V196H44ZM63 197H65L66 198V196H63ZM95 197V196H94ZM99 197V196H98ZM111 197V196H110ZM113 197V196H112ZM111 197V198H112ZM114 197V198H115ZM144 197H145V195H144ZM154 197V198H155ZM163 197V196H162ZM165 197H166V195H165ZM178 197V196H177ZM176 197V198H177ZM183 197V195H180V197H178L179 199H181ZM217 197V196H216ZM220 197V196H219ZM231 197V198H230ZM64 198V201L66 200ZM121 198V197H120ZM175 198V199H176ZM178 198H177V200L176 201H178ZM226 198V197H225ZM259 198H262V199H259ZM61 200H62V198H60ZM74 199H76V198H74ZM131 199V198H130ZM133 199V198H132ZM132 199H131V201H132ZM138 199V198H137ZM140 199V198H139ZM158 199V198H157ZM164 199V198H163ZM195 199L197 200V201H195ZM222 199V198H221ZM227 199V198H226ZM232 199V200H231ZM45 200V199H44ZM49 200V199H48ZM77 201L75 202V200H74V202L75 203H78V202H81V200H80V198H79V200H78V198L76 199ZM146 200V199H145ZM161 200V199H160ZM212 200V201H213ZM244 200V202H246ZM251 200H253V201H251ZM255 200V201H254ZM46 201H47V199H46ZM91 201V200H90ZM93 201H94V199H93ZM96 201V200H95ZM104 201V200H103ZM168 201H172V200H170L169 198H168ZM167 201V202H168ZM194 201V202H193ZM207 201H209V202H207ZM66 202V201H65ZM107 202V201H106ZM113 202V201H112ZM111 202V203H112ZM124 202V201H123ZM126 202H128V200L126 201ZM196 202V203H195ZM205 202V203H204ZM217 202V201H216ZM218 202H221L220 204H221V206H219V207H222L223 206V202L222 201H220V200H218ZM225 202V201H224ZM228 202V201H227ZM116 203H118V202H116ZM116 203H113V204H116ZM128 203H130V201L128 202ZM133 203H134V201H133ZM142 203V202H141ZM152 203V202H151ZM215 203V202H214ZM241 203H243V201L241 202ZM51 204V203H50ZM49 204V205H50ZM98 204H101V203H98ZM103 204V203H102ZM101 204V205H102ZM109 204V203H108ZM122 204V203H121ZM126 204V203H125ZM142 204H144V203H142ZM142 204H139V205H142ZM194 204L196 205V207H193L194 206ZM200 205V206H205V205ZM227 204V203H226ZM259 204V205H258ZM47 205V204H46ZM79 205H81V203L79 204ZM79 205H77V206H79ZM117 205V204H116ZM116 205H115V207H116ZM119 205V204H118ZM123 205V204H122ZM156 205V204H155ZM198 205V206H197ZM215 205V204H214ZM224 205H225V203H224ZM52 206H53V209H54V204H52ZM52 206H50V207H52ZM59 206V205H58ZM58 206H56L55 205V207H58ZM76 206V205H75ZM97 206H99V205H97ZM125 206H127V205H125ZM130 205H128V207H129ZM144 206V205H143ZM157 206V205H156ZM208 206V205H207ZM226 206V205H225ZM224 206V207H225ZM236 206V205H235ZM262 206H263V204H262ZM28 207V206H27ZM48 207V206H47ZM46 207V208H47ZM94 207V206H93ZM112 207V206H111ZM133 207H134V205H133ZM141 207V206H140ZM152 207V206H151ZM169 207H170V205H169ZM193 207V208H192ZM216 207H217V205H216ZM224 207H222L223 209H224ZM21 208V207H20ZM22 208H24L23 206H22ZM30 208V207H29ZM76 208V207H75ZM74 208V209H75ZM103 208V207H102ZM149 208V207H148ZM160 208V207H159ZM202 208H204V207H202ZM201 208V209H202ZM207 208V207H206ZM206 208H204V211H207L206 210ZM233 208V207H232ZM2 209V208H1ZM51 208H49V210H50ZM107 209V208H106ZM111 209V208H110ZM135 209L137 210V208L135 207ZM134 209V210H135ZM145 209V208H144ZM215 209H218V208H215ZM214 209V210H215ZM221 209V208H220ZM231 209V208H230ZM58 211V208L57 209H55V211ZM95 210V209H94ZM94 210H93V212H94ZM141 210V209H140ZM161 210H163V207H162V209ZM194 210H196V209H194ZM213 210V211H214ZM54 210H52V212H53ZM55 211H54V213H55ZM57 211H56V213H57ZM105 211V210H104ZM113 211H115L114 209H113ZM145 211V210H144ZM203 211V212H204ZM261 212H262V210H260ZM260 211H257V213H259ZM1 212V211H0ZM17 212V211H16ZM51 212V213H52ZM78 212H79V210H78ZM107 212V211H106ZM110 212V211H109ZM116 212H117V209H116ZM122 212V211H121ZM127 212V211H126ZM131 212V211H130ZM135 212V211H134ZM137 212V211H136ZM148 212H149V210H148ZM164 212V211H163ZM200 212V211H199ZM239 212V213H238ZM260 212V213H261ZM2 213V212H1ZM25 213V212H24ZM50 213V214H51ZM54 213H52V214H54ZM55 213V214H56ZM96 213V212H95ZM104 213V212H103ZM151 213V212H150ZM154 213V212H153ZM3 214V213H2ZM49 214V216H51ZM98 213H96V215H97ZM118 214V213H117ZM128 214V213H127ZM131 214H132V212H131ZM134 214V213H133ZM162 214V213H161ZM198 215V216H195V215ZM200 214H202V218H200V219H206V216L205 215H203V213H200ZM217 214V215H216ZM254 214V215H253ZM261 214H264V211H263V213H261ZM25 215H26V213H25ZM58 215V214H57ZM74 215H75V212H74ZM94 214H92V216H93ZM104 215V214H103ZM107 213H106V217H107ZM112 215V214H111ZM121 215V214H120ZM128 215H130V214H128ZM154 215V214H153ZM160 215V214H159ZM216 215V216H215ZM220 215V214H219ZM41 216L42 217H44V215H40V218H41ZM48 216V215H47ZM56 215H54V217H55ZM70 216V215H69ZM98 216H99V214H98ZM122 216V215H121ZM125 216V215H124ZM127 216V215H126ZM125 216V217H126ZM140 216V215H139ZM138 216V217H139ZM144 216V215H143ZM157 216V215H156ZM166 216H168V215H166ZM204 216H205V218H204ZM222 216V217H223ZM264 216V215H263ZM24 217H26V216H24ZM105 217V218H106ZM112 217V216H111ZM118 217V216H117ZM124 217V218H125ZM136 217V216H135ZM209 217V216H208ZM216 217V218H215ZM221 217V216H220ZM223 217V218H224ZM4 218V217H3ZM45 218V217H44ZM57 218V217H56ZM72 218V217H71ZM119 218V217H118ZM118 218H116V219H118ZM123 218V219H124ZM150 218H151V216H150ZM158 218V217H157ZM160 218V217H159ZM219 218V217H218ZM223 218H221V219H223ZM1 219V218H0ZM6 220H7V217L5 218ZM4 219V220H5ZM27 219H29V218H27ZM45 219H47V218H45ZM95 218H93V220H94ZM114 219H115V217H114ZM128 219H130V217L128 218ZM152 219H154V218H152ZM214 219V220H213ZM5 220V221H6ZM37 220V219H36ZM40 220H43L42 218L41 219H39V220H37L39 223H40ZM68 220H70V218L68 219ZM108 220V219H107ZM106 220V221H107ZM143 220H145L146 221V218L145 219H143ZM158 220V219H157ZM162 220V219H161ZM213 220V221H212ZM220 220V219H219ZM251 220V221H250ZM47 222H48V220H46ZM51 221V220H50ZM54 222H55V219L53 220ZM73 221H75L74 219H73ZM95 221H96V219H95ZM120 221H122V222H124L123 220H120ZM127 221V220H126ZM125 221V222H126ZM141 221H142V218H141ZM201 221V222H202ZM230 221V222H229ZM232 221H236L235 223L233 222V224L230 226V227H228V226H225L226 225V223L228 224V223H231ZM264 221V219H262V222ZM52 222V221H51ZM50 222V223H51ZM114 222H115V220H114ZM135 222H137L136 220H135ZM202 222V223H203ZM212 222H214V223H212ZM7 223V222H6ZM33 223H36V222H34L33 221ZM49 223V224H50ZM128 223V222H127ZM147 223V222H146ZM198 223H200V221L198 222ZM201 223V227L203 226V224ZM46 224V222L43 220L42 221V225H41V223H40V228H39V226L38 227H36V228H38V231L40 232V229H43V228H41V227H43L44 225ZM49 224H48V229H49ZM52 224H53V222H52ZM114 224V223H113ZM112 224V226L114 227V225ZM119 224V223H118ZM123 223H121L120 225H122ZM128 224H130V223H128ZM137 224V223H136ZM151 224V223H150ZM262 224H264V223H262ZM262 224H260L261 226H262ZM66 225H68L67 223H66ZM70 225V224H69ZM100 225V224H99ZM119 225V226H120ZM125 225L126 226H128L126 223H125ZM125 225H123V226H125ZM182 225L184 226L183 228H184V230L181 228L182 227ZM253 225H255V224H253ZM256 225H259V224H256ZM31 226V225H30ZM35 226H37V223H36V225ZM93 226V225H92ZM142 226L143 225H141V228H142ZM151 226V225H150ZM200 226H199V228H200ZM261 226H259V227H261ZM33 227H34V225H33ZM46 227V226H45ZM61 227V226H60ZM75 227V226H74ZM98 227V226H97ZM99 227H101V225L99 226ZM117 227V226H116ZM115 227V228H116ZM136 227H137V225H136ZM157 227V226H156ZM186 227V228H185ZM192 227V226H191ZM204 227V226H203ZM226 229H225V228ZM252 228L254 227L255 228V226H251ZM257 227V226H256ZM120 228H121V226H120ZM150 228V227H149ZM151 228H152V226H151ZM188 228H190V230L188 229ZM224 228V229H223ZM242 228H243V230H242ZM248 228V227H247ZM32 229V228H31ZM34 229V228H33ZM59 229H61V230H63L62 229V227L61 228H59ZM59 229H57V231L59 230ZM68 229V228H67ZM92 229V228H91ZM97 228H95V230H96ZM114 229V228H113ZM117 229V228H116ZM118 229H119V227H118ZM124 229V228H123ZM132 229V228H131ZM134 229H136V228H134ZM139 229V228H138ZM155 229V228H154ZM154 229H152V230H154ZM201 229V228H200ZM223 229V230H222ZM260 228H257V230H259ZM261 229H262V227H261ZM261 229H260V231H261ZM264 229V228H263ZM61 230H59V232L61 231ZM90 230V229H89ZM115 230V229H114ZM127 230H129V228H127ZM137 230V229H136ZM135 230V231H136ZM156 230V229H155ZM222 230V231H221ZM248 230H250L249 232L251 233V231H252V233L254 232V230L255 229H252L251 230V228L250 229H248ZM37 231V230H36ZM45 230H41V232H44ZM48 231V230H47ZM56 231V232H57ZM69 231V230H68ZM74 231V230H73ZM76 231V230H75ZM78 231V230H77ZM76 231V232H77ZM92 231V230H91ZM118 231V230H117ZM141 231H143V230H141ZM140 231V232H141ZM147 231V230H146ZM151 231V230H150ZM219 231H221V232H219ZM245 231H246V229H245ZM38 232V233H39ZM49 232V231H48ZM62 232V231H61ZM60 232V233H61ZM71 232V231H70ZM75 232V233H76ZM82 232V231H81ZM85 232H87L88 233V230L87 231H85ZM98 232V231H97ZM123 232V231H122ZM144 232H145V230H144ZM143 232V233H144ZM152 233H153V231H151ZM199 232V233H198ZM247 232V231H246ZM248 232V233H249ZM263 232V231H262ZM45 233H46V231H45ZM45 233H43L44 235H46ZM67 233V232H66ZM74 233V234H75ZM91 233V232H90ZM99 233V232H98ZM115 233V232H114ZM142 233V232H141ZM140 233V234H141ZM209 233V234H208ZM218 233H221V234H218ZM242 233V234H241ZM57 235H58V232L56 233ZM62 234V233H61ZM61 234H59V235H61ZM85 234V233H84ZM89 234V233H88ZM95 234V233H94ZM113 234V233H112ZM112 234H110V236L112 235ZM125 234V233H124ZM138 234V233H137ZM245 234V233H244ZM256 234L258 235V233L256 232ZM255 233H254V236L256 235ZM56 235V236H57ZM63 235H64V230H63ZM66 235V234H65ZM83 235V234H82ZM95 235H97V234H95ZM103 235V234H102ZM101 235V236H102ZM115 235V234H114ZM120 235V234H119ZM134 235V234H133ZM249 235V234H248ZM247 235V236H248ZM259 235H261V234H259ZM0 236H1V233H0ZM3 236V235H2ZM1 236V237H2ZM31 236H32V234H31ZM75 236V235H74ZM179 236L178 237H175V239L177 238V240H178V238H179ZM189 236V237H188ZM247 236H246V238H247ZM251 236H252V234H251ZM251 236L249 237V238H247V240H249L250 239V241H251ZM263 236V235H262ZM4 237H6V236H4ZM7 237H9V236H7ZM63 237V236H62ZM61 237V238H62ZM92 237H93V235H92ZM134 237V236H133ZM150 237V238H151ZM243 237H245V235L243 236ZM243 237H242V239H243ZM253 237V236H252ZM259 237V236H258ZM257 237V238H258ZM38 238V237H37ZM40 238V237H39ZM60 238V237H59ZM58 238V239H59ZM145 238H148V237H145ZM2 239H3V237H2ZM64 240H65V238H63ZM70 239H72V238H70ZM85 239V238H84ZM84 239H82V240H84ZM88 239V238H87ZM110 239H112V238H110ZM109 238H108V240L109 241H111ZM138 239V238H137ZM142 239L144 240V238L142 237ZM254 239H256L255 237H254ZM263 239V238H262ZM6 240V239H5ZM40 240V239H39ZM54 240H56V239H54L53 238V241ZM60 240V239H59ZM58 240V241H59ZM74 240V239H73ZM72 240V241H73ZM115 240V239H114ZM113 240V241H114ZM141 239L139 238V241H140ZM176 240V241H177ZM184 240V241H185ZM207 240V241H206ZM241 240V239H240ZM259 241H260V239H258ZM257 240V241H258ZM43 241V243H44V240L42 239L41 241H39V242H42ZM52 241V242H53ZM70 241V240H69ZM86 241V240H85ZM94 241V240H93ZM99 241V240H98ZM97 241V242H98ZM173 241H174V239H173ZM172 240L170 241V244H171V242H173ZM178 241H182V242H184L182 239L180 240V238H179V240ZM242 241V240H241ZM243 241H244V239H243ZM246 241V240H245ZM250 241L248 242V241H246V242H244V245H243V247L245 246L246 247V245H245V243L247 244L248 243V246H249V243H250ZM256 241V240H255ZM262 241V240H261ZM260 241V242H261ZM26 242V241H25ZM24 242V243H25ZM37 242V241H36ZM54 242H56V241H54ZM53 242V243H54ZM88 242V241H87ZM95 242L96 241H94V244H95ZM108 242V241H107ZM114 242H116V240L114 241ZM149 242V243H150ZM182 242H179V243H181L182 244ZM239 242V241H238ZM52 243V244H53ZM58 242H56V243H54V244H57ZM64 243V242H63ZM67 243V242H66ZM79 243V242H78ZM81 243V242H80ZM79 243V244H80ZM99 243V242H98ZM101 243V242H100ZM168 243V244H167ZM175 243V242H174ZM174 243H172L171 244V246H169V248L170 247H172V245L174 244ZM237 243V244H236ZM32 244V243H31ZM36 244V243H35ZM40 244V243H39ZM51 244V243H50ZM53 244V245H54ZM62 244V241H61V243L59 244V245H61ZM72 244V243H71ZM76 244H77V242H76ZM84 244V243H83ZM113 244V243H112ZM139 244V243H138ZM205 244V245H204ZM261 244V243H260ZM42 245V244H41ZM40 245V246H41ZM65 245V244H64ZM82 245V244H81ZM85 245H86V243H85ZM92 245H93V242H92ZM109 245V244H108ZM110 245H111V243H110ZM143 245V244H142ZM174 245H178V243L176 242ZM180 245V244H179ZM183 245V244H182ZM251 245H253V244H251ZM258 245V244H257ZM32 246V245H31ZM37 246V245H36ZM43 246V245H42ZM48 246H51V245H48ZM48 246H47V248H48ZM56 247H58V244L57 245H55ZM106 246V245H105ZM104 246V247H105ZM133 246V245H132ZM137 246V245H136ZM139 246V245H138ZM181 246V245H180ZM185 246V245H184ZM259 246V245H258ZM262 246V245H261ZM29 246H27V248H28ZM61 247H62V245H61ZM61 247L59 246V248H60V250H61V252H62V249H61ZM140 247H143V246H140ZM177 247V246H176ZM175 247V248H176ZM243 248V249H247V248ZM253 247V246H252ZM32 248V247H31ZM41 248V247H40ZM65 248V247H64ZM78 248V247H77ZM82 248H83V246H82ZM134 248V247H133ZM137 248V247H136ZM135 248V249H136ZM139 248V247H138ZM174 248V249H175ZM178 248H179V246H178ZM178 248H176V249H178ZM249 248H250V246H249ZM49 249H52V246L49 248ZM53 249H55V248H53ZM49 250V252L51 251H54V250ZM67 249V248H66ZM73 249V248H72ZM75 249V248H74ZM79 249V248H78ZM171 249V248H170ZM173 249V250H174ZM180 249H182V248H179V251L181 252V250ZM240 249H239V251H240ZM243 249H241V251L243 250ZM25 250V249H24ZM34 250V249H33ZM35 250H37V249H35ZM47 250V249H46ZM58 250V249H57ZM57 250H55L54 251V253L56 252V254L58 255L59 253H60V251H59V253H57ZM71 250V249H70ZM94 250V249H93ZM183 250V249H182ZM75 251V250H74ZM88 251V250H87ZM135 251V250H134ZM172 251V250H171ZM178 251V252H179ZM234 251V252H235ZM258 251V250H257ZM259 251H261L260 249H259ZM9 252V251H8ZM11 252V251H10ZM25 252H27V250L25 251ZM29 252H30V249H29ZM36 252H38V251H36ZM41 252V251H40ZM64 252H66V251H64ZM69 252V251H68ZM67 252V253H68ZM170 252V251H169ZM168 252V253H169ZM233 252V253H234ZM243 252V251H242ZM246 252V251H245ZM24 253V252H23ZM32 253V252H31ZM33 253H34V251H33ZM39 253V252H38ZM81 253V252H80ZM87 253V252H86ZM85 253V254H86ZM173 253V252H172ZM236 253V252H235ZM238 253V252H237ZM236 253V254H237ZM240 253V252H239ZM247 253V252H246ZM250 253V252H249ZM255 253V252H254ZM263 252H261V254H262ZM8 254H10V253H7V255ZM53 254V253H52ZM63 254V253H62ZM76 254H77V252H76ZM89 254H91V253H89ZM88 254V255H89ZM133 254V253H132ZM174 254V253H173ZM231 254V253H230ZM241 254V253H240ZM245 254V253H244ZM257 254V253H256ZM261 254H259L260 256H261ZM5 255H6V253H5ZM18 255V254H17ZM22 255H25V254H22ZM45 255V254H44ZM64 255V254H63ZM238 255V254H237ZM242 255V254H241ZM263 255V254H262ZM21 256V255H20ZM32 256V255H31ZM53 256H55V255H53ZM61 256V255H60ZM60 256H58L59 257V259H60ZM72 256V255H71ZM77 256V255H76ZM132 256V255H131ZM160 256V257H159ZM170 256H172V254L170 255ZM174 256V255H173ZM172 256V257H173ZM232 256H234V255H232ZM236 256V255H235ZM240 256V255H239ZM248 256V255H247ZM257 255H255L254 257H256ZM9 257V256H8ZM12 257V256H11ZM18 257V256H17ZM25 257V256H24ZM24 257H22V258H24ZM34 257V256H33ZM40 257V256H39ZM58 257H56L55 256V258L54 259H56V258H58ZM67 257V256H66ZM83 257V256H82ZM227 256H225V258H226ZM237 257V256H236ZM253 257V256H252ZM15 258V257H14ZM21 258V257H20ZM42 258H43V256H42ZM44 258H45V256H44ZM47 258H48V256H47ZM47 258H45L46 260H48ZM50 258H52L51 256H50ZM64 258V257H63ZM62 258V259H63ZM75 258H77V257H75ZM79 258V257H78ZM167 258V257H166ZM176 258V259H175ZM224 258V259H225ZM231 258H234L233 259V262H234V260H237V258L235 259V257H231ZM231 258H228L227 259V263L228 262H230V260L229 259H231ZM10 259V257L8 258V260ZM33 259V258H32ZM59 259H58V261H59ZM133 259V258H132ZM161 259H162V257H161ZM223 259V260H224ZM239 259V258H238ZM244 259V258H243ZM255 259H257V257L255 258ZM7 260V259H6ZM34 260H36L35 258H34ZM33 260V261H34ZM39 260V259H38ZM44 260V259H43ZM46 260L44 261V262H40V263H42V264H47V262H50L51 260L53 261V259H49L47 262H46ZM72 260V259H71ZM79 260H81V258L79 259ZM134 259L133 260H131L132 262L133 261H135ZM153 260V261H152ZM229 260V261H228ZM232 260V259H231ZM246 260V256H245V259L243 260V261H245ZM14 261V260H13ZM51 261V262H52ZM55 261V260H54ZM64 261H65V259H64ZM75 261H76V259H75ZM129 261V260H128ZM163 260H161V262H162ZM225 261V260H224ZM238 261V260H237ZM236 261V262H237ZM242 261V262H243ZM252 261V260H251ZM257 261V260H256ZM260 261V260H259ZM263 261V260H262ZM9 262V261H8ZM27 262H29V261H27ZM46 262V263H45ZM67 262V261H66ZM70 262H72V261H70ZM80 262V261H79ZM130 262V261H129ZM168 262V261H167ZM166 262V263H167ZM168 262V263H169ZM236 262H234V263H236ZM246 262V261H245ZM243 263V264H246V263ZM55 263H57L56 261L54 262V264ZM59 263V262H58ZM57 263V264H58ZM73 263V262H72ZM233 263V264H234ZM252 263V262H251ZM15 264H16V262H15ZM49 264V263H48ZM75 264V263H74ZM127 264V263H126ZM163 264V263H162ZM165 264V263H164ZM237 264V263H236ZM248 264V263H247ZM260 264V263H259Z\"/></svg>","mask_w":264,"mask_h":264}]
</instances>
